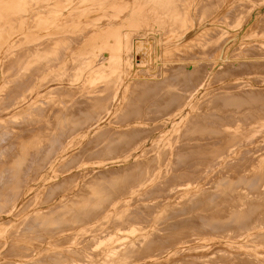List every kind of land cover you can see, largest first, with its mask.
<instances>
[{"label": "rangeland", "instance_id": "rangeland-1", "mask_svg": "<svg viewBox=\"0 0 264 264\" xmlns=\"http://www.w3.org/2000/svg\"><path fill=\"white\" fill-rule=\"evenodd\" d=\"M32 1V0H31ZM115 1V0H114ZM123 1V2H122ZM119 0V1H117V2H119V3H117L116 1L115 2H113V4H112V11L113 12H115V14H116V11L115 10H117V8H118V14H116L117 16H118V19H123L124 18V16L126 15H128L129 13H132L133 12V10H138L139 9V5H140V1L139 0H131V2H130V0ZM130 3H129V2ZM133 1H134V3H133ZM213 1V2H212ZM263 3H262V2ZM136 2V3H135ZM137 2H139V3H137ZM184 2V3H183ZM183 2L181 3L182 5H181V10H180V14H182L183 15V17L180 15V18H183L182 20L180 19V18H178L179 19V24H178V20H175L176 21V25H175V21H173L172 22V24L173 25H171L172 26V28L170 29V27L171 26H167V27H165L163 30H162V32H161V39H162V41L163 40H165V41H163L162 43H163V51L161 52V54H160V59H161V71L160 72H158V74H157V72H151V71H149V73L148 72H146L147 74H140L139 75V77H142V76H144L145 77V79L146 78H148V77H153L154 75V77L153 78H155L154 80H146L147 82H148V84H147V82L145 81V80H133V78H132V80L131 79H129L130 78V75L129 74H127L126 73V75L124 74L125 72H121L120 70H118L117 71V73H115L116 72V69L114 70V68H115V64L113 65V63H115L114 62V58H115V52L112 50V48L115 50V47H119L121 44L120 43H118V42H116V41H114L113 42V44L112 45H110L109 46V48L108 49H111V51L109 50V53L108 54H110L109 56L111 57V55L113 56V58H111L110 60L108 59V61H107V63L109 64L110 63V65H107V67L105 68V69H107V71H105V69H99L98 71H95V70H91L90 68H88V66L90 65V60H89V52H87V51H83L81 48H82V46H83V44L84 43H86V39H88V36L90 37V33H92V32H90V31H92V29L91 28H87V29H89V30H87V29H83L81 32H79V33H76V34H73L70 38L71 39H69V41H67V43L66 44H63V48H65V50H67L68 48V46H70V44H71V46L69 47L70 49V51H71V49L73 48H75V47H77V46H79L78 47V49L76 48V49H72V51H73V53H72V51L71 52H69V51H67V53L66 54H68V56H69V61H72L71 62V64H68V63H70L69 61H68V59H67V61H68V63H67V61H66V67H65V69H66V71H67V67L70 65V67H68L69 69V71L68 72H63L62 73V76L63 77H66V78H62L61 76H60V80L62 81V82H64V79H66L67 81H65L64 83H63V88H62V90H61V93H60V100H59V102H61L62 104L65 102V104L66 105H68V106H66V105H62L61 103L59 104L60 105V108H64L65 106L67 107V108H65V109H68L69 108V113H73V114H78L79 112H76L75 113V111H78V107H79V111H83V113L82 112H80L81 113V115L83 116L84 115V118L86 119L85 121H88V120H90V122L92 121V120H94L95 118H96V120H94V122H96L98 119H103V117H104V115H105V117L106 116H108V114L110 113L111 114V118L109 117H107V119H105V120H103L104 122H108V127L106 126L104 129H103V131H101V132H98V133H95V136H93L94 134H92L90 137H88V138H80V137H74V138H72V139H70V138H68V130L70 129V128H72V125H70L69 126V129H67L66 127H65V125H63V126H56V124L54 123V121H47V123L45 122V121H40L41 119H40V117H38V114H39V112H41V109H42V107H46L48 104H50V103H54V102H56V101H54L52 98H53V96H48V97H52L51 99L53 100H50V99H48V97L45 95V96H40V98L38 97L37 99H36V101H34L33 102V104H31V105H28V110H27V113L25 112L26 110H23V112L22 113H25V115L27 116V118L26 119H24V118H16V119H2V120H0V142L2 143H0V158L2 157V155H3V157L0 159V164H1V166H0V170H2V171H0V178H3V179H0V187L2 186V188L0 189V196H1V194H3V196L2 197H0L1 199H3L2 200V202H1V200H0V264H65L68 260L67 259H69V261L66 263V264H147V262L148 263H150L151 261V263L152 264H158V262H159V264H164L165 262V264H182V262H183V264H236V262L235 261H237V264L239 263H241V264H264V238H262V237H264V235H262L261 234V231L260 230H264V215H262V214H264L263 212H264V210L263 211H258L257 213H256V215L257 216H254V218H252V220L251 221H253L252 222V226L250 227V225H251V221L249 222V223H247V225H245L244 227L245 228H243V227H241L242 228V231H241V229H238L237 228V230L236 229H234V233H232V230L233 229H231V231L230 230H227V232L226 231H224V232H217V234H216V232H212V231H210L209 229H207V228H204V224H202V223H204L203 222V218H204V216H205V214H206V212H204V211H206V209L207 210H209V208H210V211H217V210H220V214H221V211L223 210V211H230V210H232V209H236L235 211H237V209H239L243 204L245 205V200H247V198H251V197H254V195H252L253 193L255 194V193H259L260 191H261V194L263 193V191H264V184L263 185H260V186H256V188L254 187V189L255 190H258L259 192H257V191H255L254 192V190L252 191V189H253V187H251L250 185V187H248V185H247V187L245 188V184H244V187L242 186V184H239L240 182H236V180H235V178L236 177H238V179H239V177L241 176V175H246L245 173L248 171L247 169L248 168H251L250 170L251 171H255L256 169H255V167H257V166H254V164H256V162L255 161H258L257 163H259V160L260 161H262L263 159L262 158H260V157H262L263 155H264V152L262 153V151H264V149L263 150H261L262 148H264V128L262 129V127H260L259 125H261V122H259L260 124H257V122L256 121H262V126L264 125V121L263 120H260L261 118H259V120H258V117L257 116H254V115H258L257 114V112H259V111H261V112H259V114H261L262 115V111H263V114H264V107H262V106H264V104H261V103H264V93H261V92H264L263 91V89H264V83H262V80H263V82H264V60H262V58L264 59V46H262V45H260L256 40H255V38L256 39H258L257 37H252V38H250L251 39V41L250 42H245V43H241L242 42V39L241 38H239V39H235L237 36L236 35H239L240 33H241V28H239V27H232L231 26V24L233 25V20H234V25L238 22V21H241V19L242 20H245V19H247L246 17L247 16H249L250 14L251 15H253V13L254 12H256V11H258V10H262L261 11V14H263L262 15V17H259V16H256V18L258 19V17L261 19L262 18V20H258L257 22H256V24L252 27V29H250V31H252V34L254 35L255 33L257 34V35H259L260 36V34H261V36H263V34H264V29H263V27H264V7H261V6H264V1L263 0H244V1H241L242 2V4H243V2H244V4L243 5H241V3H239L240 2V0H236V2L234 3V5L232 6V5H229V6H227L226 8L227 9H229V8H231V10H228L227 11V9L225 8V6H226V1H223V0H183ZM194 2V3H193ZM218 2V4H219V6H221V7H218L217 5L218 4H215V3H217ZM227 2L229 3V0H227ZM32 3H34V4H32V6H36L37 5V8H38V0L36 1V0H34V1H32ZM120 3H121V6H119L120 5ZM123 3V4H122ZM224 3V5H222ZM246 3V4H245ZM118 5V6H114V5ZM130 4H131V8L129 9V7H130ZM186 6H185V5ZM206 4V5H205ZM237 4V5H236ZM126 5H128V8L126 7ZM133 5H135V6H133ZM137 5V6H136ZM183 5H184V7H183ZM188 5V6H187ZM198 5V6H197ZM208 5V6H207ZM236 5V6H235ZM239 5H241V7H243V8H241ZM244 5H246V7L244 6ZM261 5V6H260ZM238 6V7H237ZM258 6V7H257ZM115 9H114V8ZM124 7H125V10H123L124 9ZM216 7V8H215ZM235 7H237V8H235ZM241 8V10H239V11H242V12H238L237 10L238 9H240ZM256 7V8H255ZM36 8V11L38 10ZM197 8H199V9H197ZM202 8V9H201ZM210 8V9H209ZM234 8V9H233ZM244 8H246V10L244 9ZM261 8H263V9H261ZM122 9V11H120V10ZM127 9L129 10L128 12H127ZM132 9V10H131ZM184 9V10H183ZM196 9L198 10V11H196ZM214 9H217V10H219V9H222V10H220L218 13L217 12H215V11H213ZM130 10L132 11V12H130ZM200 10V11H199ZM236 10V11H235ZM248 10V11H247ZM196 11V12H195ZM208 11V12H207ZM228 13H227V12ZM231 11V12H230ZM234 12V14H233V12ZM122 12V13H121ZM215 13V21H213V23L209 26V29H207V28H205L204 30H200L199 32H202V33H200V34H197V35H195V36H193V37H191V38H189V40L187 41V42H182V43H180V44H177L176 43V41H177V38L179 39L181 36H183V35H185L191 28H192V24H193V19L191 18V16L192 15H196V14H198V13H201L200 15H201V17H202V19H203V21L201 22V23H203V22H205V20H208L209 18H210V16L211 15H214V13ZM237 12V13H236ZM246 14H245V13ZM123 14V15H120V14ZM128 13V14H127ZM208 13H209V15H208ZM226 13V14H225ZM229 13H231V14H233V17H232V15L231 14H229ZM236 13V14H235ZM242 13V14H241ZM245 16H244V15ZM217 15V16H216ZM219 15H220V17H219ZM239 15H241V17L239 16ZM126 16H125V18H126ZM190 16V17H189ZM209 16V17H208ZM232 17V18H234V19H232V21H231V18L230 17ZM239 16V17H238ZM179 17V16H178ZM208 17V18H207ZM227 17H229V18H227ZM188 18V19H187ZM190 18V19H189ZM195 18H196V16H195ZM222 18V19H221ZM236 18H238V19H236ZM227 19H228V21H227ZM235 21H236V23H235ZM232 22V23H231ZM262 22V23H261ZM198 24V23H197ZM175 25V26H174ZM187 25V26H186ZM218 25V26H217ZM189 26V27H188ZM146 27H148V26H142V28L141 29H144V28H146ZM173 27H176V28H173ZM186 27V28H185ZM222 27H223V29H222ZM183 28V29H182ZM216 30H215V29ZM219 30H218V29ZM171 30V32H170V34H169V31ZM214 29V30H213ZM260 29V30H259ZM122 30H124V31H127V32H129V31H134V30H140L139 28H137V27H131V26H128V25H125V24H123L122 25ZM169 30V31H168ZM221 30V31H220ZM227 30V31H226ZM256 30V31H255ZM88 32V33H86L85 34V32ZM183 31V32H182ZM215 31H216V34H215ZM255 31V32H254ZM259 31V32H258ZM169 34L170 36H168L167 34ZM175 32V33H174ZM180 32V33H179ZM183 34H182V33ZM208 32V33H207ZM231 32V33H230ZM83 35H82V34ZM164 33V34H163ZM204 33H205V35H204ZM251 33V32H250ZM80 34V35H79ZM88 34V35H87ZM207 34V35H206ZM210 34V35H209ZM75 35V36H74ZM78 37H77V36ZM81 35L82 36H85V37H82V39H81ZM165 37V38H163V36ZM167 35V36H166ZM203 35V36H202ZM80 36V37H79ZM236 36V37H235ZM78 39H77V38ZM139 37V36H138ZM167 37V38H166ZM201 37H203V38H201ZM214 37H215V39H214ZM76 38V40L78 41H76V40H74ZM137 38V37H136ZM73 39V40H72ZM79 39H81V40H79ZM202 39H203V41H202ZM214 39V40H213ZM234 39V40H233ZM72 40V41H71ZM196 40H197V42H196ZM224 40V41H223ZM232 40V41H231ZM84 41V42H83ZM118 41H121V39H119ZM200 41V42H199ZM202 41V42H201ZM206 41V42H205ZM237 41V42H236ZM76 42V43H75ZM205 42V43H204ZM208 42V43H207ZM210 42V43H209ZM231 42V43H230ZM68 43H69V45H68ZM75 43V44H74ZM81 43H83V44H81ZM200 43H201V46H200ZM202 43H204L205 45L203 46V44ZM230 43V44H229ZM250 43V44H249ZM82 46H81V45ZM114 44H115V46H114ZM120 44V45H119ZM72 45H73V47H72ZM116 45H119V46H116ZM195 45V46H194ZM196 45H197V47H196ZM227 45V46H226ZM251 45V46H250ZM111 46H113V47H111ZM190 46H193V47H190ZM224 46H226L225 48V52H224V54L226 55V56H223L224 57V59L225 60H227V59H229V58H233L232 60H228L227 61V63H225V65L223 66V70L221 69V70H218V71H213V68H211V67H214L215 66V62L217 61V60H220L221 59V55H220V53H221V51L223 50V48H224ZM72 47V48H71ZM195 47H196V49H195ZM200 47V48H199ZM223 47V48H222ZM249 47V48H248ZM251 47V48H250ZM255 47V48H254ZM259 47V48H258ZM62 48V49H63ZM195 50H194V49ZM203 48V49H202ZM221 48H222V50H221ZM240 48V49H239ZM248 48V49H247ZM254 48V49H253ZM35 49H37V50H35ZM200 49V50H199ZM239 49V50H238ZM258 49V50H257ZM34 51H33V53L36 55L37 54V52L39 51L40 52V54H39V52H38V54H37V56H38V60H36L35 62H34V64L31 66V70H30V68H29V71H30V73H34L35 72V70H36V68H37V70L39 69V68H41V67H43V63H42V61H41V51H40V48L39 47H35L34 49H33ZM64 50V49H63ZM65 50H64V52H65ZM83 51V53H82V51ZM186 50H188V51H186ZM193 50H194V52H193ZM229 50H230V52H229ZM237 50V51H236ZM261 50V51H260ZM180 51H182V52H180ZM187 52V55L185 56H181V54H184V53H186ZM195 51H196V53H195ZM200 51V52H199ZM216 51V52H215ZM63 52V51H62ZM69 52V53H68ZM79 53V54H75V53ZM192 52V53H191ZM199 52V53H198ZM202 52V53H201ZM204 52V53H203ZM244 52H245V54H244ZM70 53H72V54H70ZM86 53H88V55L86 54ZM194 53H195V55H194ZM202 54L200 57H197L198 56V54ZM257 53H259V54H257ZM172 54V55H171ZM197 54V55H196ZM209 54V55H208ZM34 55V56H35ZM174 55V56H173ZM177 55H179L180 56V59H179V56H177ZM191 56V58H190V56ZM193 55H194V58H193ZM204 55V56H203ZM208 57H207V56ZM249 57H248V56ZM76 56V57H75ZM78 56V57H77ZM204 58H203V57ZM72 57V58H71ZM74 57V58H73ZM88 57V58H87ZM206 57V58H205ZM222 57V58H223ZM36 59H37V57H35ZM78 58H79V60H78ZM85 58H87L85 61L83 60V59H85ZM98 58V57H97ZM96 58V59H97ZM172 58V59H171ZM177 58V59H176ZM202 58H203V60H202ZM220 58V59H219ZM240 58V59H239ZM244 58V59H243ZM248 58V59H247ZM260 58V59H259ZM6 59H9V60H7L6 62H10L11 60H10V58L8 57V58H6ZM72 59V60H71ZM166 59V60H165ZM177 61H176V60ZM179 59V60H178ZM186 59H188V60H190V61H188V62H192V61H200V62H202V66H201V69H202V67H204L201 71H202V73H201V76H200V73L198 74V75H195V77H192V78H194V79H192V80H189L188 82H187V84H185V82L187 81V80H185L184 81V79L183 78H181L180 76H177V75H175L174 74V72L173 73H171L170 71L171 70H169L168 69V67L171 69V68H174V66L177 64V63H183L184 61H187ZM205 59V60H204ZM209 60V62H208V60ZM224 59H222V60H224ZM241 59H243V60H241ZM247 59V60H246ZM257 59V60H256ZM78 60V61H77ZM81 60H83V61H81ZM87 60H89V61H87ZM184 60V61H183ZM216 60V61H215ZM39 61V63H36V62H38ZM77 61V62H76ZM79 61H81L80 63L81 64H79ZM87 61V65L86 64H83V62H86ZM111 61V62H110ZM212 61V62H211ZM256 61H258V62H256ZM173 62H174V64H173ZM206 62V63H205ZM240 62V63H239ZM241 62H243L246 66H244V64L243 63H241ZM245 62H250V63H245ZM253 62H255V63H253ZM261 62V63H260ZM78 63V64H77ZM171 63V64H170ZM211 63H213V65L211 66L210 64ZM231 63V64H230ZM253 64V66H250V64ZM3 65H5V61H3V63H2ZM9 64H11V62L9 63ZM42 64V65H41ZM74 64V65H73ZM167 64V65H166ZM168 64H169V66H168ZM207 64H209V65H207ZM230 64V65H229ZM242 64V65H241ZM249 64V65H248ZM251 64V65H252ZM259 64V65H258ZM263 64V65H262ZM36 65H38L36 68H34L33 66H36ZM40 65H41V67H40ZM81 65L83 66V67H81ZM86 67H85V66ZM209 66L208 68L209 69H207V66ZM227 65H229V66H231V67H229L228 66V68H227ZM234 65V66H233ZM235 65H236V67H235ZM238 65H239V67H238ZM240 65L242 66V68L240 67ZM247 65H248V67H247ZM6 67H7V64L5 65ZM4 66V67H5ZM9 66L10 65H8V67L6 68H4V70H2V72H7L9 75H10V70H11V68H12V66H10V68H9ZM71 66H73V68L71 67ZM75 66H76V68H75ZM78 66V67H77ZM113 66V67H112ZM168 66V67H167ZM226 66V67H225ZM33 67V68H32ZM85 67V68H84ZM110 67V68H109ZM225 67V68H224ZM237 68V69H235V68ZM246 67V69H244V68ZM252 67V68H251ZM8 68H9V71H7L8 70ZM79 68V69H78ZM80 68H83V69H81L82 71H84V73L82 72V71H80ZM163 68H164V70H163ZM233 68V69H232ZM259 68V69H258ZM73 69H77V70H73ZM112 69V70H111ZM169 70L167 73H169V74H167V75H169V78L168 77H166L165 75H166V72H165V70ZM211 69V70H210ZM227 69V70H226ZM231 69V73H230V70ZM239 69H240V71H239ZM251 69V70H250ZM254 69V70H253ZM36 70V75H35V73L32 75V74H30V73H28V76L29 75H31V76H29V77H32L33 79H34V77L35 76H38V77H40L39 79H40V81H41V76L40 75H42V74H40L39 75V73L38 72H40V71H37ZM39 70H42V69H39ZM74 72H73V71ZM88 70H89V74H88ZM102 70V71H101ZM109 70V71H108ZM205 71V73H204V71ZM208 70V71H207ZM235 70V74H233L234 71ZM245 70V71H244ZM248 70V71H247ZM255 70H256V72H255ZM28 71V72H29ZM32 71V72H31ZM76 71H78V73L76 72ZM87 72V74H86V72ZM92 71V72H91ZM94 71V72H93ZM105 71V72H104ZM114 73H112V72ZM120 71V72H119ZM163 71V72H162ZM209 71H210V73H209ZM227 71H228V73H227ZM80 72V73H79ZM83 73V75H81L82 73ZM109 72V73H108ZM164 72H165V74H164ZM221 74H220V73ZM224 72H226V73H224ZM246 72V73H245ZM3 73V74H4ZM41 73V72H40ZM76 73H77V75H76ZM145 73V72H144ZM160 73H163V74H160ZM209 73V74H208ZM215 73V74H214ZM224 73V74H223ZM238 73V74H237ZM251 73H252V75H251ZM262 73V74H261ZM64 74V75H63ZM85 74V75H84ZM93 74V75H92ZM101 75V77H100V75ZM113 74V75H112ZM123 74V76H121ZM149 74V75H148ZM154 74V75H153ZM203 74H205V75H203ZM240 74V75H239ZM250 74V75H249ZM256 74V75H255ZM4 75H5V77H4ZM3 75V77H4V85H5V88L6 87H9V88H7L8 89V91L10 92V90H11V86H10V84H7L8 83V81H9V78H7V74L5 73ZM7 75V76H6ZM67 75V76H66ZM72 75V76H71ZM87 75H88V78H86L87 77ZM110 75H112V76H110ZM147 75V76H146ZM152 75V76H151ZM160 75V76H159ZM213 75V76H212ZM216 75H218V76H216ZM221 75V76H220ZM223 75H226L225 77L226 78H224V76ZM231 75L233 76L232 78H231ZM247 75V76H246ZM261 75V76H260ZM27 76V80H26V83H27V85H26V87L23 89V90H19V93L18 94H21V91H27L28 89L27 88H30V89H32L31 87H33V89L35 90L36 89V91H39L40 90V87L42 86L41 84H42V82H40L39 81V79H38V81H37V77H35V81H34V83H36V84H34L33 83V80H32V84H34V86L32 85V84H30L31 82L30 81H28V80H30V79H32V78H29ZM77 76H79V77H77ZM85 76V77H84ZM108 76H110L109 77V79L107 78ZM116 76V77H115ZM229 76H230V78H229ZM254 76V77H253ZM256 76H258V77H256ZM10 77V76H9ZM82 77V78H81ZM90 77V78H89ZM99 77H100V79H99ZM120 77V78H119ZM129 77V78H128ZM162 77V78H161ZM166 77V78H165ZM205 77V78H204ZM222 77V78H221ZM237 77V78H236ZM71 78V79H70ZM74 78H75V80H74ZM78 78H79V80H78ZM80 78H81V80L82 81H84V83H85V80L87 81L85 84L83 83V82H80V85H81V87H80V85H79V82L78 81H80ZM84 78V79H83ZM102 78H103V81H102ZM104 78H105V80H104ZM158 78V79H157ZM195 78H196V82L197 81H199V86H197L198 85V82H197V85H195L196 83H195ZM198 78V79H197ZM224 78V79H223ZM251 80H250V79ZM77 79V80H76ZM90 79V80H89ZM92 79V80H91ZM128 81H127V80ZM157 79V80H156ZM162 79H164V80H162ZM220 79H222L220 82H219V80ZM101 81L100 82V84H99V81ZM112 80V81H111ZM124 80V81H123ZM166 80V81H165ZM224 80V81H223ZM78 83H77V82ZM91 81V82H90ZM94 81H98V82H94ZM114 81V82H113ZM120 81H123V82H120ZM138 82V83H136V82ZM142 83H141V82ZM153 81V82H152ZM160 81H164L163 83L162 82H160ZM183 81V82H182ZM191 81L193 82V83H191ZM201 81V82H200ZM205 82V83H203V82ZM233 81V82H232ZM239 82V83H237V82ZM6 82V83H5ZM28 82H30V83H28ZM38 82H39V85H38ZM67 82H69V83H67ZM75 82V83H74ZM130 82V83H129ZM131 82H133V83H131ZM135 82V83H134ZM140 82V83H139ZM144 82V83H143ZM150 82H152L153 84V86L150 84ZM210 82V83H209ZM214 82H216V83H214ZM226 82V83H225ZM261 82V83H260ZM65 83H66V85H65ZM71 83H73V84H71ZM88 83H90V84H88ZM103 83H105V84H103ZM108 83H109V87L107 86L108 85ZM129 83V84H128ZM154 83H155V87L158 89H155V88H153L154 87ZM162 83V84H161ZM186 85V88H185V85ZM193 84L192 85V87H191V84ZM195 83V84H194ZM203 83V84H202ZM231 83V84H230ZM30 84V85H29ZM97 84V85H96ZM102 84L105 86H102ZM126 84V85H125ZM135 84H138V85H135ZM143 86H142V85ZM170 84V85H169ZM189 84V85H188ZM213 84V85H212ZM227 84V85H226ZM233 84V85H232ZM248 84V85H247ZM259 84H260V86H259ZM261 84H262V86H261ZM8 85V86H7ZM32 85V86H31ZM67 85H69V86H67ZM71 85V86H70ZM76 85V86H75ZM84 85V86H83ZM86 85V86H85ZM92 85V86H91ZM118 85H119V87H118ZM130 85H132V86H135L136 88H138V89H136L137 91L138 90H140V91H143V90H148V89H150L151 90V92H150V90H148V91H146V92H142V93H145L144 95H143V97H142V93L140 92V93H138L137 91H135V89L134 88H131L132 86H130ZM145 85L147 86L146 88H145ZM167 85V86H166ZM173 85V86H172ZM226 86V88H229V89H226L225 87H223V86ZM232 85V86H231ZM235 85V86H234ZM241 85V86H240ZM28 86H31V87H28ZM64 86H65V88H64ZM68 87V89H67V87ZM101 86H102V88H101ZM129 86V87H128ZM139 86L141 87L140 89H139ZM172 86V87H171ZM188 86H190V87H188ZM194 86V87H193ZM196 86V87H195ZM35 87V88H34ZM69 87H70V90H69ZM79 87V88H78ZM87 87V88H86ZM97 87V88H96ZM128 87V88H127ZM142 87H144V88H142ZM150 87V88H149ZM170 87V88H169ZM208 87V88H207ZM217 87V88H216ZM218 87H222V90H220L221 88H218ZM233 87H234V89H233ZM240 87V88H239ZM247 87V88H246ZM261 87V88H260ZM4 88V91H3V94H8L9 92L8 91H6L7 89H5ZM37 88L39 89V90H37ZM83 88V90H81ZM98 88H100V89H98ZM104 88V89H103ZM110 88V89H109ZM117 88V89H116ZM148 88V89H147ZM197 88H200V91H199V94L200 95H198L197 96V100H196V98H194L195 97V94H197ZM230 88H232V91H231V89ZM242 88V89H241ZM258 88V89H257ZM10 89V90H9ZM75 89H77L78 91H76ZM95 89V90H94ZM98 89V90H97ZM128 89V90H127ZM132 89V90H131ZM142 89V90H141ZM162 89V90H161ZM217 89V90H216ZM226 90V91H224V90ZM249 89H250V91H249ZM72 90V91H71ZM101 90V92H99ZM105 90H109L108 92L107 91H105ZM115 90V91H114ZM156 90H157V92H156ZM162 91V92H158V91ZM174 90V91H173ZM189 90V91H188ZM192 90V91H191ZM213 90V91H212ZM220 90V91H219ZM242 90V91H241ZM253 90H255V91H253ZM29 91H31V90H28L27 92H29ZM68 92V93H66V92ZM92 91V92H91ZM96 91V92H95ZM98 91V92H97ZM105 91V93H103ZM134 91H135V94H134ZM153 91V92H152ZM166 91V92H165ZM179 92V93H176V92ZM206 91V92H205ZM219 91V92H218ZM221 91H224V92H221ZM229 91L231 92V94L229 95ZM239 91H240V94H239ZM249 91V92H248ZM12 92V91H11ZM9 93L7 96H5V99H6V97H11V99L13 98L12 96H15V95H13L12 93ZM64 92V93H63ZM77 92V93H76ZM83 92H84V94H83ZM137 92V93H136ZM164 92V93H163ZM173 92V93H172ZM193 92H194V94H193ZM196 92V93H195ZM204 92V93H203ZM221 92V93H220ZM229 95V96H224L223 97V95H225L226 93ZM236 94H235V93ZM242 92V93H241ZM245 92V93H244ZM73 93H74V95L77 97H75L74 95H73ZM87 93V95H85ZM90 93H92V94H90ZM95 93V94H94ZM103 93V94H102ZM111 93V94H110ZM132 93V95H130ZM148 93H153V95L151 94H148ZM167 93V94H166ZM187 93H190L189 95L187 94ZM213 93V94H212ZM252 93V94H251ZM253 93H255V94H257L259 97L260 96H262L263 98H259L257 95H256V98H257V100H259L258 101V104H257V102H256V98H255V94H253ZM3 94H1V97H2V95ZM5 94V95H6ZM11 94H12V96H11ZM15 94H17V93H15ZM17 94V95H18ZM79 94H81V95H79ZM97 94V95H96ZM115 94L116 95H118V96H120V100L121 101H119L118 102V106H117V109H115V111L114 112H111V110H107V112H106V107L107 106H110V105H108L110 102L109 101H111V103L113 104V99H114V97H115ZM139 94V95H138ZM141 94V95H140ZM147 94H148V97H147ZM159 94V95H158ZM162 94V95H161ZM166 94V95H165ZM175 94H178V95H175ZM184 94V95H183ZM192 94V95H191ZM203 94V95H202ZM216 94V95H215ZM218 94V95H217ZM219 94L221 95V97L219 96ZM223 94V95H222ZM234 94V95H233ZM243 96H242V95ZM259 94H262V95H259ZM63 95V96H62ZM66 95H67V97H66ZM96 95V96H95ZM104 95H105V97H104ZM108 95V96H107ZM112 95V96H111ZM137 95L138 96H141L140 97V99H138L137 98ZM161 95V96H160ZM169 96V98H167L168 96ZM205 95V96H204ZM209 95V96H208ZM235 96V95H237V97L238 98H236V96H235V98H236V100H235V98H233V96ZM251 95H253L252 96V98H251ZM4 96V95H3ZM19 96V95H18ZM65 96V97H64ZM71 96V97H70ZM80 96H82L81 98H80ZM84 96V97H83ZM100 96V97H99ZM110 96V97H109ZM145 96V97H144ZM155 96H158V97H155ZM172 96H173V98H172ZM175 96V97H174ZM176 96H178V98H180L179 99V101H177L176 99ZM191 96V97H190ZM199 96H200V98H199ZM232 96V97H231ZM10 97L9 98H7L6 100L4 99V97H3V99L5 100H3V99H1L0 100V106H2V108L0 107V115H2V112H3V114H5V112L7 111V110H9L10 109V107L12 106V104H11V99H10ZM42 97V98H41ZM44 97V98H43ZM47 97V98H46ZM78 97L80 98V99H78ZM89 97V98H88ZM109 97V98H108ZM112 97V98H111ZM126 97V98H125ZM204 97V98H203ZM217 97V98H216ZM225 97H227L226 99H225ZM248 97H250V98H248ZM62 98L64 99V100H62ZM66 98V99H65ZM71 98V99H70ZM72 98H74L73 100H72ZM82 98H85L84 100H85V102H83L82 101ZM91 99V101H92V99H93V101H92V103H91V101L89 100L88 101V99ZM97 98H98V100H97ZM99 98H101V100L99 101ZM106 98H108V100L106 99ZM111 98V99H110ZM132 98V99H131ZM144 98V99H143ZM146 98V99H145ZM156 98V100L154 101V99ZM163 98V99H162ZM167 98V99H166ZM218 98L220 99V102H219V100H218ZM224 98V99H223ZM232 98L234 99V100H232ZM239 98H241V99H239ZM45 99H46V101H45ZM80 101V102H78V100ZM103 99V100H102ZM129 99V100H128ZM135 101H134V100ZM160 99V100H159ZM162 99V100H161ZM174 100L173 102H171L172 100ZM185 99V100H184ZM190 99H191V101H190ZM201 99V100H200ZM203 99V100H202ZM213 99V100H212ZM224 101H223V100ZM230 99V100H229ZM239 100V102H237L238 100ZM253 99V101H251ZM10 100V101H9ZM41 100H43L45 103H46V105L44 106V104L45 103H43V101H41ZM48 100V101H47ZM50 100V101H49ZM68 100V102H70L69 104H68V102H66V101ZM69 100H71V101H69ZM75 100V101H74ZM105 100V101H104ZM130 100H131V102H130ZM139 100H141V101H139ZM145 100V101H144ZM211 100H212V102H211ZM218 100V101H217ZM232 100V101H231ZM240 100H243L244 102H247L246 104H244V102H240ZM261 100V101H260ZM64 101V102H63ZM77 101V102H76ZM88 102V104H86L87 102ZM102 101H104V102H102ZM144 103H143V102ZM162 101V102H161ZM214 101V102H213ZM221 101H223L225 104H226V106H225V104L223 105V102L221 103ZM225 101H228V102H225ZM234 101V102H233ZM8 103V106L6 105V108L7 107H9L10 105V107H9V109L7 108V110L4 108V106L1 104V103H3V104H5V103ZM50 102V103H49ZM74 102H76V103H78V104H80V105H82V106H77L76 105V103H74ZM83 104H82V103ZM96 102V103H95ZM101 102V103H100ZM121 102V103H120ZM128 102V103H127ZM137 103V105H135L134 103ZM148 102H152L153 104H151V103H148ZM161 102V103H160ZM165 102L167 103V102H169L170 104H171V107H170V105L169 104H165ZM178 102V103H177ZM211 104H210V103ZM217 102H219L218 104H216ZM232 102V103H231ZM250 102V103H249ZM259 102H260V104H259ZM53 103H52V105H53ZM89 103H91V104H89ZM96 105H95V104ZM98 103V104H97ZM103 103L105 104V105H103ZM143 103V104H142ZM160 103V104H159ZM175 103V104H174ZM185 103H189V105H187V104H185ZM206 103V104H205ZM210 105H209V104ZM213 103H215V104H213ZM228 103H230V104H228ZM237 103V105H235V104ZM240 103V104H239ZM56 105H54V107L55 106H58L59 107V105H57V103H55ZM86 104V105H85ZM94 104V105H93ZM132 105V107H131V105ZM148 104V105H147ZM150 104V105H149ZM157 104V105H156ZM162 104H165V105H163V107H165L166 109H165V111H164V108H163V111L161 110V106H162ZM203 104V105H202ZM206 105V107H205V105ZM219 104H221L223 107H221V105H219ZM231 104H233V105H231ZM242 104V105H241ZM89 105V106H88ZM96 106V107H98V108H96V107H93V106ZM246 105V106H245ZM258 105V106H257ZM31 106H32V108H31ZM70 106V107H69ZM76 106H77V108H76ZM83 106H85V107H83ZM106 106V107H105ZM134 106H136V107H134ZM154 106H155V108H154ZM160 106V107H159ZM183 106V107H182ZM194 106V107H193ZM197 106V107H196ZM211 106V107H210ZM214 106V107H213ZM236 106V107H235ZM244 106V107H243ZM247 106H248V109H247ZM250 106V107H249ZM253 106V107H252ZM255 106V107H254ZM30 107V108H29ZM36 107H39V108H36ZM75 107V108H74ZM91 110H89L88 108ZM100 107V108H99ZM104 108V109H102V108ZM111 107H112V105L110 106V107H107V109L108 108H110L111 109ZM126 107V108H125ZM131 107V108H130ZM144 107V108H143ZM150 109H149V108ZM168 107V108H167ZM180 107V108H179ZM189 107V108H188ZM202 107V108H201ZM218 107H219V110H215V109H218ZM231 107H233V108H231ZM242 107H243V109H242ZM252 107V108H251ZM261 107H262V109H261ZM34 108H35V111H34ZM70 108H72V109H70ZM83 108H84V110H83ZM92 108H93V111L94 110H96V111H92ZM96 108V109H95ZM125 108V109H124ZM183 108H184V110H183ZM211 108V109H210ZM231 108V109H230ZM241 108V109H240ZM2 109V110H1ZM30 109H32V110H30ZM38 109V110H37ZM98 109H101V110H99V112H97L98 111ZM127 109V110H126ZM135 109V112L133 111ZM138 109V110H137ZM141 109H143V110H141ZM147 109V110H146ZM156 109H158V110H156ZM169 109V110H168ZM173 111H172V110ZM187 109V110H186ZM227 109V110H226ZM233 109V110H232ZM237 109V110H236ZM251 109V110H250ZM72 110V111H71ZM103 110H105V112L103 111ZM121 110H123V111H121ZM146 110V111H145ZM148 110H149V112H148ZM177 110V111H176ZM181 110H183V112H185V114H186V116L187 117H185L183 120H181V119H177V122H175L174 124L173 123H171V121L169 120V119H171V118H173V115L175 116L174 118L176 119L177 117H179L178 115H177V113H179ZM205 110V111H204ZM224 110V111H223ZM232 110V112L230 113V111ZM243 110V111H242ZM247 110V111H246ZM255 110V111H254ZM259 110V111H258ZM38 111V112H37ZM108 111H110V112H108ZM120 111H121V113H120ZM142 111V112H141ZM166 111H169V112H166ZM189 111V112H188ZM212 111H215V116H213V117H210L211 115L210 114H213L214 115V112H212ZM219 111V112H218ZM220 111H222L223 113H221ZM225 111H228L227 113H229V115L228 114H224V112ZM249 111V112H248ZM252 111V112H251ZM253 111H254V113H253ZM32 112H34V113H32ZM88 114V112H90L88 115L90 116V117H85V115H86V113ZM92 112V113H91ZM125 112V113H124ZM129 112V113H128ZM140 112V113H139ZM147 112V113H146ZM156 112H158V113H156ZM162 112V113H161ZM164 112V113H163ZM172 112V113H171ZM203 112V113H202ZM205 112V113H204ZM234 112H236V113H234ZM248 112V113H247ZM37 113V114H36ZM79 113V114H80ZM99 113V114H98ZM115 113V114H114ZM123 113V114H122ZM152 113V114H151ZM191 113H192V115H191ZM193 113L195 114V115H193ZM207 113H208V115H207ZM210 113V114H209ZM250 113V114H249ZM31 114V115H30ZM32 114H33V116H32ZM91 114H93V115H91ZM103 114V115H102ZM109 114V115H110ZM137 114H139V115H137ZM164 115V116H162V115ZM168 114V115H167ZM201 114V115H200ZM219 114H220V116H221V118H220V120H218L217 122H216V120H217V118H219L220 116H219ZM222 114H224V115H222ZM234 114V116L233 117H231L230 118V116H232ZM88 115H86V116H88ZM94 115H100V116H94ZM120 115H122V117H120ZM144 115V116H143ZM148 115H150V116H148ZM207 115V116H206ZM228 115V116H227ZM251 115V116H250ZM29 116V117H28ZM37 116V117H36ZM153 116H154V118H153ZM169 116V117H168ZM189 116V117H188ZM195 116H196V118H195ZM218 116V117H217ZM225 118H224V117ZM239 116V117H238ZM36 117V118H35ZM93 117V118H92ZM95 117V118H94ZM104 117V118H105ZM114 117V118H113ZM128 117V118H127ZM147 117V118H146ZM149 117H152V118H149ZM164 117V118H163ZM192 119H191V118ZM240 117H241V119H240ZM250 117V118H249ZM29 118H31L30 120H29ZM38 118V119H37ZM88 118V119H87ZM117 118H119V120L117 119ZM129 118L130 119H132V120H129ZM145 118V119H144ZM161 118V119H160ZM167 118V119H166ZM200 118V119H199ZM206 118H207V120H206ZM210 118H212V120L210 119ZM213 118H216V119H214L213 120ZM226 118H227V120H226ZM230 120H229V119ZM236 118V119H235ZM243 118V119H242ZM18 119V120H17ZM92 119V120H91ZM100 119V120H101ZM117 119V120H116ZM143 119V120H142ZM160 119V120H159ZM194 119V121H192ZM196 119V120H195ZM197 119H199V120H197ZM246 119V120H245ZM38 120V121H37ZM113 120V121H112ZM115 120V121H114ZM150 120H152V121H150ZM155 120V121H154ZM211 120V124L210 123H206L207 121L209 122ZM224 120V121H223ZM226 120V121H225ZM234 120H236V121H234ZM248 120V121H247ZM14 121H15V124H14ZM20 121V122H19ZM32 121V122H31ZM144 121V122H143ZM188 121H190V122H188ZM205 121V122H204ZM223 121V123H224V125H223V123L222 124H220L221 122ZM230 121H231V123H232V121H233V126L231 125V123H230ZM240 121V122H239ZM41 124H40V123ZM43 122H44V124H46V125H44L43 124ZM50 122H51V124H50ZM113 122H115V123H113ZM120 122V123H119ZM124 122H125V126H124ZM128 122V123H127ZM131 122V123H130ZM192 122V123H191ZM198 122H200V125L202 124H204V125H206V126H208V127H211L212 128V124L215 122V123H218V124H220V125H222V128H226V129H232V127H233V129H234V131H236L237 129V131L236 132H238L239 133V136H241V133H242V130H244L243 131V134H242V136L241 137H243V138H241L242 140H241V142H240V144L239 145H237L238 143L236 142V145L234 146L235 147V149H233L234 147H233V145H232V150L234 151V153H233V151L231 150V148H228V149H223V150H226V151H223L222 150V152L220 151V152H218V153H215V154H208V155H210V156H208V157H210L212 160H213V156H218L219 158H221V160L217 157L216 158V161L215 160H211V164L213 165V162L215 161L216 162V164H215V166L213 165V167H212V165H211V167H209L208 165H205L206 167H204V166H201V165H203V164H201V162L203 161V162H206V163H208V164H210L209 162V158H207V156L205 155L206 153H208V152H210V148H212V147H215L214 145L215 144H217L216 146H219V144L221 143V142H218L217 143V138H218V140H219V138L220 137H218V135H209V134H205V136H207L208 137V140H207V137H206V139H204L205 138V136H197V138H196V133L195 132H193V134H192V130H196L195 129V127H196V125L195 124H197ZM202 122V123H201ZM246 122V124H244ZM255 122V123H254ZM9 123V124H8ZM10 123H11V125H10ZM31 125H30V124ZM32 123L34 124V125H32ZM52 123L53 124H55V126H56V129H55V127L54 126H52ZM113 123V124H112ZM122 123V124H121ZM135 123V124H134ZM140 123V124H139ZM193 124V125H195V127L194 126H192L191 124ZM195 123V124H194ZM214 123V124H215ZM230 125H229V124ZM243 123V124H242ZM250 123V124H249ZM252 123V124H251ZM256 125H254V124ZM3 124V125H2ZM19 124H21L22 126L20 127V125ZM36 124V125H35ZM51 125V127L53 128V129H50L51 127H50V125ZM131 124H133V125H131ZM138 124V125H137ZM207 124H209V125H207ZM213 124V125H214ZM218 124H216L215 126H214V128H216L217 127V125ZM235 124V125H234ZM17 125V126H16ZM24 125V126H23ZM28 125V126H27ZM48 125V126H47ZM111 125V126H110ZM117 127H116V126ZM122 125H123V127H122ZM147 125V126H146ZM149 125V126H148ZM181 125V126H180ZM202 125H201V127H202ZM226 125V126H225ZM229 125V126H228ZM249 125V126H248ZM251 125H254V126H252L251 128H250V126ZM257 125H258V127L259 128H257ZM21 128H19V127ZM27 126V127H26ZM45 126V127H44ZM47 126V127H46ZM110 126V127H109ZM225 126V127H224ZM228 126V127H227ZM231 126V127H230ZM248 126V127H247ZM31 127V128H30ZM42 127H44L43 129H41ZM49 127V128H48ZM115 128V129H113V128ZM120 127H121V129L123 130V132L121 131V129H120ZM126 129H125V128ZM131 127V128H130ZM142 127H144V128H142ZM150 127V128H149ZM160 127V128H159ZM186 127V128H185ZM190 127H192V128H190ZM241 129H240V128ZM245 127V128H244ZM257 129H259V130H257ZM264 127V126H263ZM6 128H7V130H6ZM19 128V129H18ZM32 128H33V130H32ZM38 128V129H37ZM65 128V129H64ZM81 127H79V129H80ZM108 128H110V130H108ZM119 128V129H118ZM134 128V129H133ZM147 128V129H146ZM155 128V129H154ZM237 128V129H236ZM243 128V129H242ZM253 128V129H252ZM257 130V131H259L260 132V134H258L259 132H257L255 129ZM3 129V130H2ZM16 129V130H15ZM37 129V130H36ZM39 129H41L42 131H40ZM45 129V130H44ZM47 129V130H46ZM60 131H59V130ZM63 129V130H62ZM105 129H107L108 130V132H107V130H105ZM117 129V130H116ZM129 129H130V131H132V129L133 130H137V131H135V132H128L129 131ZM151 129V130H150ZM169 129V130H168ZM192 129V130H191ZM199 129H201L200 127H199ZM250 131V129H251V131L249 132L248 130ZM24 130L26 131V132H24ZM27 130H28V132H27ZM30 130V131H29ZM32 130V131H31ZM36 130V131H35ZM106 132H105V131ZM119 130L121 131L120 133H119ZM128 130V131H127ZM142 130H143V132H142ZM190 130H191V134H192V136H191V134L189 133L190 132ZM239 130L241 131V132H239ZM253 130V131H252ZM261 130H262V132H261ZM4 131V132H3ZM9 131V132H8ZM19 131V132H18ZM21 131V132H20ZM38 131V132H37ZM45 131V132H44ZM55 131H57V132H59V134L56 132L55 133ZM139 131V132H138ZM178 131V132H177ZM183 131V132H182ZM185 131V132H184ZM256 131V132H255ZM10 132H12V133H10ZM40 132H41V134H40ZM46 132H47V134H46ZM52 132V133H51ZM60 132H62V133H60ZM126 132H128L129 134H131V136H133V137H128L129 136V134L128 133H126ZM141 132V133H140ZM249 132V133H248ZM3 133V134H2ZM16 133V134H15ZM30 133V134H29ZM33 133V134H32ZM34 133H37L36 135L34 134ZM49 133L51 134V135H49ZM104 133V134H103ZM110 133H111V135H110ZM119 133V134H118ZM127 134L128 136H126V137H128V138H131V140L132 141H130V139H128L126 142H125V140L126 139H124V138H126V137H124L123 138V136H125L124 134ZM145 135H144V134ZM150 133V134H149ZM183 133V134H182ZM245 133V134H244ZM251 133H253V135H251ZM2 134V135H1ZM10 134V135H9ZM25 134V135H24ZM29 134V135H28ZM40 134V135H39ZM54 134H56V135H54ZM101 134V135H100ZM106 134V135H105ZM123 135L122 136V138L124 139L123 140V142H121L122 141V138H121V136L120 135ZM199 135H200V133H198ZM246 134H250V136H248V135H246ZM254 134H256L255 136H254ZM258 134V135H257ZM263 134V135H262ZM4 135H5V138H4ZM17 135H18V137H17ZM41 135H43L42 136V138L40 139V137L39 136H41ZM47 137H46V136ZM50 137H49V136ZM99 135V136H98ZM114 135V136H113ZM115 135H117V137H118V139H119V141H118V139H116V136ZM119 135V136H118ZM136 135V136H135ZM144 135V136H143ZM183 135V136H182ZM187 135V136H186ZM260 135V136H259ZM12 136H13V138H12ZM29 136V137H28ZM38 136V137H37ZM54 136H56V137H54ZM65 136V137H64ZM111 136V137H110ZM147 136V137H146ZM177 136V137H176ZM194 136V137H193ZM211 136V137H210ZM216 136H217V138H216ZM227 137H232V134H230L229 133V136H228V134L226 135ZM238 136V137H239ZM253 138H252V137ZM3 137V139H1ZM23 137V138H22ZM32 137H33V139H32ZM60 137H62V138H60ZM66 138L65 139V141H64V138ZM110 137V138H109ZM115 137V138H114ZM134 137H136L135 139H134ZM144 137H146L144 140L142 139V138H144ZM176 137V138H175ZM181 137H183V138H181ZM188 137V138H187ZM199 137V138H198ZM212 137H214V139L216 140H214V139H212ZM11 140H10V139ZM28 138V139H27ZM44 138V139H43ZM55 138H56V140H55ZM109 138V139H108ZM141 140H140V139ZM174 138V139H173ZM192 138V140H190ZM196 140H195V139ZM209 138H211V139H209ZM245 138V139H244ZM257 138H259V139H257ZM260 138H262V142H260L261 141V139ZM7 139V140H6ZM18 139H19V141H18ZM24 139V140H23ZM49 139V140H48ZM121 139V140H120ZM148 139V140H147ZM180 139V140H179ZM182 139H183V141H182ZM198 139H200V142H197L196 143V141H198ZM42 140H44V141H42ZM60 140V141H59ZM70 140H73V142H71L70 144H68V141H70ZM109 140V141H108ZM114 140H115V143L116 144H118V142L120 143V146H119V144H118V146L117 145H115V143H114ZM118 142H117V141ZM138 140V141H137ZM189 140V141H188ZM205 142H204V141ZM210 140V141H209ZM212 140L214 141L213 143H212ZM237 140H240V138H238ZM243 140H247V141H245L244 143H243ZM249 140H251V141H249ZM256 141L255 143L256 144H252V143H254L253 141ZM259 140V144H257L258 141ZM10 141V142H9ZM16 141V142H15ZM20 141H23V142H20ZM25 141H26V144H25ZM31 141H33L31 144H30V142ZM67 141V142H66ZM105 141V142H104ZM108 143H107V142ZM140 141V142H139ZM144 141H145V143H144ZM147 141V142H146ZM181 141H182V143H181ZM185 141V142H184ZM188 141V142H187ZM6 142V143H5ZM13 142H14V144H13ZM27 142H28V144H27ZM103 142V143H102ZM109 142L110 143H112V144H109ZM133 142H134V144H136V145H134L133 144ZM137 142V143H136ZM139 142V143H138ZM175 142V143H174ZM176 142H177V144H176ZM205 143V145L203 146L204 148L205 147H207L206 149H203V147H202V145ZM209 142V143H208ZM216 142V143H215ZM246 142H248L247 144H246ZM4 143V144H3ZM18 143H20L21 145H18ZM23 143V144H22ZM52 143V144H51ZM67 143V144H66ZM105 143H106V145H105ZM123 143H124V145H123ZM129 143H130V145H129ZM141 143H143V144H141ZM161 143V144H160ZM193 143V144H192ZM209 145H207V144ZM212 143V144H211ZM244 144V148L246 149V147L250 150V151H248V149L247 150H245L244 148H242V144ZM25 144V145H24ZM30 144V145H29ZM35 144V145H34ZM40 144V145H39ZM45 144V145H44ZM51 146H49V145ZM55 144V145H54ZM58 144V145H57ZM63 144V145H62ZM113 144H114V146L115 147H117V149L113 146ZM127 144L129 145V146H127ZM160 144V145H159ZM191 144H192V146H191ZM202 144V145H201ZM210 144H211V146H210ZM252 146H251V145ZM12 145V146H11ZM15 145V146H14ZM18 145V146H17ZM39 147H38V146ZM43 145V146H42ZM48 147H47V146ZM53 145V146H52ZM60 145H62V146H64V147H61ZM68 145V146H67ZM91 147H90V146ZM110 145V146H109ZM126 147V149L123 147ZM132 145H133V147H132ZM142 145L143 146H147L146 147V149H145V151L144 152H146V153H143V151H140L141 149V147H142ZM186 145V146H185ZM197 145H198V147H197ZM245 145H246V147H245ZM258 145H261L260 147L258 146ZM10 146V147H9ZM24 146V147H23ZM27 146H28V148H27ZM34 146H36V148H38V150L34 147ZM58 146V147H57ZM70 146V147H69ZM74 146V147H73ZM83 146V147H82ZM89 146V147H88ZM135 146H136V148H135ZM156 146V147H155ZM162 146V147H161ZM237 146H240V147H237ZM257 146V147H256ZM15 147H17V150H16V148ZM18 147H19V149H18ZM34 147V148H33ZM50 147V148H49ZM56 147V148H55ZM78 147V148H77ZM98 147V148H97ZM122 149H121V148ZM158 147V148H157ZM161 147V148H160ZM165 147V148H164ZM176 147V148H175ZM182 149H184V150H182ZM194 147V148H193ZM199 147H202V149L201 148H199ZM5 148H7V149H5ZM25 148V149H24ZM32 148V149H31ZM45 148V149H44ZM51 148H53V149H51ZM59 148H61L62 150L60 151V149ZM67 148V149H66ZM84 148H85V150H84ZM90 148V149H89ZM96 148V149H95ZM113 148V149H112ZM120 148V149H119ZM134 148V149H133ZM137 148H139V149H137ZM155 148V149H154ZM163 148V149H162ZM166 148H167V151H166ZM179 148H180V150H179ZM197 148V149H196ZM236 148H238L237 150H236ZM240 148V149H239ZM255 148V149H254ZM34 149L35 150H37V154H38V152H39V154H40V156H37V154H36V152L34 151ZM50 149V150H49ZM59 149V150H58ZM71 149V150H70ZM78 149V150H77ZM119 149V150H118ZM127 149H128V151H127ZM131 151H130V150ZM132 149H133V152H132ZM154 149V150H153ZM190 149V150H189ZM241 149H243L244 150V152L241 150ZM24 150V151H23ZM28 150H30V151H28ZM48 150V151H47ZM52 150H53V152H52ZM57 151V153H56V155L58 156V155H62L63 157L65 156V158H63L62 157V159H60V160H63L62 162H60V160H59V158L57 159V156H52L53 154H55L54 152H56ZM66 150V151H65ZM89 150H91V151H89ZM114 150V151H113ZM121 150H123L124 152H122ZM148 150V151H147ZM179 150V151H178ZM196 150V151H195ZM202 150V151H201ZM204 150V151H203ZM209 150V151H208ZM235 150H236V154H235ZM259 150H260V152H259ZM9 151V152H8ZM19 151V152H18ZM49 151L51 152L50 153V155H49ZM63 151H65V152H67V153H64ZM82 151V152H81ZM110 153H109V152ZM127 151V152H126ZM137 152L138 151V154H139V156L137 157V161H139V163H137L136 165H131V166H135V168H132V167H129V168H122V171H121V169L120 168H118L119 167V165L122 163V161L126 158V156H128V154L130 155V152L131 153H134V152ZM150 151V152H149ZM158 151H160L161 153H159ZM190 151V152H189ZM200 151V152H199ZM207 151V152H206ZM240 151V153H239V156L241 157H239L238 156V152ZM256 151V152H255ZM4 154H6V155H4ZM6 152V153H5ZM15 152V153H14ZM75 152V153H74ZM108 152V153H107ZM129 152V153H128ZM164 152H166V154L164 153ZM176 152H177V154H176ZM201 152H204V153H201ZM206 152V153H205ZM227 152H229V153H227ZM248 153V154H245L244 155V153ZM251 152V153H250ZM254 152V153H253ZM7 153H9V154H7ZM15 155H14V154ZM26 153H27V155H26ZM32 153H34L33 154V156L31 155ZM46 155H44V154ZM62 153V154H61ZM86 153V154H85ZM105 153V154H104ZM124 153V154H123ZM144 155H143V154ZM149 153H151V154H149ZM155 153V154H154ZM158 153V154H157ZM175 153V154H174ZM190 156V157H188V155ZM192 154V155H190V154ZM200 155H199V154ZM222 153V154H221ZM225 153V154H224ZM227 153V154H226ZM233 155H231V154ZM243 153V154H242ZM43 154V155H42ZM52 154V155H51ZM64 154V155H63ZM76 154V155H75ZM84 154V155H83ZM104 154V155H103ZM111 154V155H110ZM122 154V155H121ZM161 154V155H160ZM174 154V155H173ZM186 154V155H185ZM194 154H196V155H194ZM13 155V156H12ZM17 155V156H16ZM24 155H26V156H24ZM31 156V157H29V156ZM73 157H72V156ZM80 155H83V156H80ZM90 155V156H89ZM123 155H124V157H123ZM143 155V156H142ZM153 155H154V157H153ZM159 155V156H158ZM164 155V156H163ZM176 155H177V157H176ZM182 155V156H181ZM228 156V157H226V156ZM237 156L236 158L234 157V156ZM250 155V156H249ZM258 155H260L259 156V158H257L256 159V157H258ZM5 156V157H4ZM9 156V157H8ZM22 156V157H21ZM24 156V157H23ZM43 156V157H42ZM44 156L46 157V158H44ZM71 156V157H70ZM79 156H80V159H79ZM152 156V157H151ZM176 158H175V157ZM186 156V157H185ZM195 156V157H194ZM199 156V157H198ZM221 156V157H220ZM230 156H232V157H230ZM243 156V157H242ZM16 157V158H15ZM67 157V158H66ZM117 157H118V159H119V161H118V159H117ZM124 159H123V158ZM161 157V158H160ZM164 157H166V158H164ZM167 157H168V159H167ZM192 157H194L193 159H192ZM199 158V159H197V158ZM206 157V159H208V161L206 160V159H204V160H202L203 158H205ZM225 157V158H224ZM239 157V158H238ZM245 157V158H244ZM249 157V158H248ZM253 157V158H252ZM6 158V159H5ZM31 158V159H30ZM35 158V159H34ZM36 158H38V159H36ZM54 158H55V161H54ZM142 158H145V159H143L142 160ZM149 158V159H148ZM179 158H180V160H179ZM196 158V159H195ZM215 158V157H214ZM248 158V159H247ZM251 158V159H250ZM264 158V157H263ZM4 159V160H3ZM10 159V160H9ZM42 159V160H41ZM50 159L52 160L51 161V163H56L57 164V167H56V164L54 165V164H51V163H49L48 161H50ZM57 159V160H56ZM77 159V160H76ZM99 159V160H98ZM109 159V160H108ZM141 159V160H140ZM147 159V160H146ZM158 159V160H157ZM163 159V160H162ZM176 159V160H175ZM187 161H186V160ZM195 159V160H194ZM220 160V162H222V164L219 162V160ZM224 159H226L225 160V162H226V164L224 165V167L226 168V170H224L223 169V164H224ZM241 159V160H240ZM254 159H256V160H254V162H253V160ZM22 160V164H21V167L20 166H17L16 164H18V162L19 161H21ZM27 160V161H26ZM45 160V161H44ZM59 160V161H58ZM69 160V161H68ZM74 160V161H73ZM103 160V161H102ZM149 160V161H148ZM167 160V161H166ZM174 162H173V161ZM177 160L178 161H180L182 164H183V166H176V162H177ZM183 160H185V161H183ZM200 161V163H199V161ZM227 160H229V161H227ZM246 162H245V161ZM250 162L251 160V162H253L254 164H253V166L254 167H252V163L250 162V163H248L247 164V162L248 161ZM14 161V162H13ZM17 163H16V162ZM29 161L31 162V168H30V165L28 166L27 164H29ZM57 161V162H56ZM121 161V162H120ZM152 161H154V163H152ZM163 161H165V165L163 164ZM196 161V162H195ZM242 161V162H241ZM10 164H9V163ZM37 162V163H36ZM41 162H42V164H41ZM48 162V163H47ZM70 162V163H69ZM79 164H78V163ZM142 162V163H141ZM146 162V163H145ZM157 162H158V164H157ZM160 162V163H159ZM172 162V163H171ZM179 162V163H180ZM185 162H187V163H185ZM198 162V163H197ZM202 162V163H203ZM214 162V163H215ZM218 162V163H217ZM231 162V163H230ZM240 162V164H238ZM263 162H264V160H263ZM26 163V164H25ZM32 163H33V165H32ZM112 163V164H111ZM150 165H149V164ZM169 163V164H168ZM171 163V164H170ZM174 163V164H173ZM176 163V164H175ZM190 163V164H189ZM233 163V164H232ZM244 163V164H243ZM2 164H4V165H2ZM9 166H8V165ZM27 165V166H25V165ZM69 164V165H68ZM92 164V165H91ZM139 164V165H138ZM143 164V165H142ZM147 164V165H146ZM152 164V165H151ZM161 164H163L165 167H168V165H169V167L171 166V168H167V169H165V170H162V169H164V166H162ZM168 164V165H167ZM186 164V165H185ZM187 164H188V166L190 165V166H192V168H189V167H187ZM195 164V165H194ZM199 164V165H198ZM221 164V165H220ZM229 164V165H228ZM238 164V165H237ZM246 164V165H245ZM13 165V166H12ZM35 165V166H34ZM42 165V166H41ZM49 165V166H48ZM53 165V166H52ZM71 165H73V166H71ZM162 166V167H160V166ZM173 165H174V167H177L176 168V172H175V174L176 175H172V172H173V169H174V167H173ZM199 166V167H197V166ZM220 165V166H219ZM243 165V166H242ZM15 166V167H14ZM25 166V168L23 169V167ZM34 166V167H33ZM48 166V167H47ZM51 166V167H50ZM69 166V167H68ZM76 166V167H75ZM102 166H107V167H117V168H112L111 170H113L112 172L110 171V173H108V172H102L103 173V176H102V173L100 174V175H94V174H92L91 175V173L93 172V171H95L94 169H96V171L99 169V167H102ZM143 166V167H142ZM146 166V167H145ZM157 166H158V169H157ZM186 166V167H185ZM201 166V167H200ZM218 166V167H217ZM232 166V167H231ZM235 166V167H234ZM244 166H248V167H244ZM250 166V167H249ZM7 167H8V169H7ZM10 167V168H9ZM13 167H14V169H13ZM16 167H20V169L19 168H16ZM53 167H55V168H53ZM92 167H93V169H92ZM145 167V168H144ZM148 167V168H147ZM150 167V168H149ZM154 167V168H153ZM182 167H185V168H182ZM215 167V168H214ZM233 168V169H230V168ZM240 168V170H239V168ZM245 169H244V168ZM27 168V169H26ZM28 168H30L29 170L30 171H28ZM34 168V169H33ZM40 168V169H39ZM53 168V169H52ZM68 168V169H67ZM71 168V169H70ZM73 168V169H72ZM79 168V169H78ZM143 168V169H142ZM160 168V169H159ZM173 168V169H172ZM181 168V169H180ZM187 168H189L188 169V171L187 172H189V173H186V170L185 169H187ZM200 168V169H199ZM213 168L215 169V170H213ZM227 168H228V170H227ZM237 168H238V170H237ZM247 168V169H246ZM254 170H253V169ZM258 169L260 168V167H257ZM19 169V170H18ZM50 169V170H49ZM76 169V170H75ZM126 169V170H125ZM131 169V170H130ZM151 169V170H150ZM154 169L156 170V172L157 173H159V175H157V173L154 171ZM170 169H172V171L170 170ZM180 169V170H179ZM182 169H184V171L182 170ZM192 169V170H191ZM198 169V170H197ZM204 171H203V170ZM207 169V170H206ZM210 169H211V171H210ZM234 169H235V171H234ZM14 170V171H13ZM24 170H26V171H24V173L21 175V172H23ZM32 170V171H31ZM39 170V171H38ZM134 172H133V171ZM148 170V171H147ZM153 170V171H152ZM159 170H161V172H159ZM167 170H169V172L171 173V178H170V176L169 175H167L169 172H167ZM182 171L183 173H185L186 175H187V177H186V175L185 174H183L182 172H180L179 173V171ZM196 170H197V172H196ZM201 170V171H200ZM232 170V171H231ZM247 170V171H246ZM4 171V172H3ZM10 171H11V174H10ZM18 171H20V172H18ZM36 171V172H35ZM53 173H52V172ZM60 171H61V173H60ZM88 171V172H87ZM95 171V172H96ZM118 171H120V172H118ZM141 171V172H140ZM146 171V172H145ZM175 171V170H174ZM193 171H194V174H193ZM202 171H203V173H202ZM210 171V172H209ZM215 171V172H214ZM216 171H217V173H216ZM7 172H8V174H7ZM18 172V173H17ZM56 172V173H55ZM64 172V173H63ZM84 172L87 174H84ZM90 172V173H89ZM113 172H114V174H113ZM124 172V173H123ZM153 172V173H152ZM162 172H164L165 173V175H166V177L168 178V176H169V178H168V182H167V178L165 177V175H164V173H162ZM177 172H178V174H177ZM215 174H214V173ZM224 172V173H223ZM227 172V173H226ZM232 172H235L234 174H235V176H234V174L232 173ZM12 173H14V174H12ZM20 173V174H19ZM26 173V174H25ZM32 173V174H31ZM36 173V174H35ZM39 173V174H38ZM75 173V174H74ZM79 173H81V174H79ZM89 173V174H88ZM112 173V174H111ZM126 173V174H125ZM133 173V174H132ZM149 173H151V174H149ZM156 173V174H155ZM169 173V174H170ZM174 173V172H173ZM198 173H200V174H198ZM213 173V174H212ZM221 173H223V174H221ZM229 173V174H228ZM17 174V175H16ZM28 174V175H27ZM73 174V175H72ZM76 174H78V175H76ZM125 174V175H129V176H131V179L134 181V184H133V181L131 180L130 181V179H128L129 178V176L127 175L126 177H128V178H125V175H124V179L125 180H122V177H123V175ZM161 174H163V176L161 175ZM191 174V175H190ZM210 174V175H209ZM220 174V175H219ZM226 175L227 176V179L226 178H222V176L223 175ZM237 174V175H236ZM241 174V175H240ZM5 175V176H4ZM9 175V176H8ZM11 175V176H10ZM13 175V176H12ZM27 175V176H26ZM33 177V180H32V177ZM38 175V176H37ZM41 175L43 176L42 178H41ZM48 175V176H47ZM63 175V176H62ZM81 175V176H80ZM86 175V176H85ZM107 177H106V176ZM116 175H118V177L116 176ZM119 175H121V176H119ZM151 175V176H150ZM156 175H157V178L159 177V181L158 180H155V181H153V179H154V177H155V179H157L156 178ZM177 175H179V176H177ZM181 175V176H180ZM184 175V177H186L187 178V180H185L186 178H182L183 180H185V181H182V180H180L179 179V177H182ZM194 175V176H193ZM198 175V176H197ZM209 175V176H208ZM223 176V177H226V176ZM228 175H229V178H228ZM19 176V177H18ZM25 176V177H24ZM40 176V177H39ZM61 176V177H60ZM73 176V177H72ZM79 176V177H78ZM93 176V177H92ZM95 176V177H94ZM98 176V177H97ZM99 176H100V178H99ZM111 176V177H110ZM116 176V178H115V181H116V179H117V181L119 180V177H120V182L118 181V183H120V185H118V183H117V181L116 182H113L114 180V178H112V177H115ZM141 178H140V177ZM153 176V177H152ZM162 176V178H160ZM173 176L175 177V179H173ZM12 177V178H11ZM13 177H14V179H13ZM16 177H18V178H20V180L19 179H17ZM45 177V178H44ZM81 177V179H79ZM85 177V178H84ZM87 177V178H86ZM91 177V178H90ZM102 177V178H101ZM103 177H104V179H109V182L107 181V180H104L103 179ZM139 179H138V178ZM144 177H146V178H144ZM151 177V178H150ZM163 177H165V179L163 178ZM176 177H178V179L180 180L179 182H181V183H179V182H177L178 180H177V178ZM196 177V178H195ZM222 179H220V178ZM232 177H234V180H235V182H234V180H232ZM10 178V179H9ZM23 178V180H21ZM25 178V179H24ZM31 179V181H30V179ZM40 178V179H39ZM68 178V179H67ZM76 178V179H75ZM90 178V179H89ZM94 178V179H93ZM98 178H99V180H98ZM111 178V179H110ZM136 178V179H135ZM150 178V179H149ZM201 178H203V179H201ZM210 178H212L211 180H210ZM213 178H214V180H213ZM221 180H219V179ZM231 178V179H230ZM41 179H44V180H42L43 182V184L41 183ZM51 179V180H50ZM91 179H93V180H91ZM95 179H97V181L95 180ZM128 181H127V180ZM144 179H145V181H144ZM195 179V180H194ZM218 179V180H217ZM223 179H225V180H223ZM229 179V180H228ZM237 179V178H236ZM10 180V181H9ZM19 180V181H18ZM40 180V181H39ZM46 180V181H45ZM49 182H48V181ZM67 180V181H66ZM74 182H73V181ZM87 180V181H86ZM112 180V181H111ZM122 180V181H121ZM166 181V182H164V181ZM173 180V181H172ZM176 180V183H178V184H176V183H174V181ZM189 180V181H188ZM228 180V181H227ZM233 181V182H231V184H230V181ZM8 181V182H7ZM13 182V184H12V182ZM24 181H26L25 182V184L24 185H21V184H23V182ZM44 181H45V183H44ZM93 181V182H92ZM98 183V185L97 184H95L96 182ZM130 181V182H129ZM147 181H148V183H147ZM158 181V182H157ZM161 181H162V183H161ZM206 181V182H205ZM214 183H213V182ZM217 181V182H216ZM220 182V184H219V182ZM225 181L226 183V185L225 184H223V182ZM6 182V183H5ZM16 182V183H15ZM19 182V183H18ZM31 182H32V184H31ZM40 182V183H39ZM48 182V183H47ZM61 184H60V183ZM69 182H70V185H68L69 184ZM82 182V183H81ZM102 182V183H101ZM109 184V185H114V188L112 187H109V186H107V184ZM111 182H113V183H111ZM124 182L126 183L127 182V184H125V186H124ZM145 182V183H144ZM152 182V183H151ZM170 182V183H169ZM184 182V183H183ZM211 182V183H210ZM216 182V183H215ZM15 183V184H14ZM90 183H92V184H90ZM99 183H101V184H99ZM115 183H117V185L115 184ZM172 183H174V185L172 184ZM200 183V184H199ZM205 183H206V186H207V184H208V187H206L205 186ZM218 183V184H217ZM222 183V184H221ZM228 183V184H227ZM232 183H233V185H232ZM234 183L235 184H238V185H234ZM4 184H5V186H4ZM60 184V185H59ZM64 184H66L65 186H64ZM90 185V189H87L88 187H89V185ZM104 184V185H103ZM122 184H123V186H122ZM144 184V186H142ZM151 184V185H150ZM155 184H157L156 186H155ZM170 184V187L168 186ZM14 185V186H13ZM28 185H29V187H28ZM77 185V186H76ZM84 185V186H83ZM87 185V186H86ZM131 185V186H130ZM154 185V186H153ZM161 185V186H160ZM177 185V186H176ZM184 185V186H183ZM186 185H188L189 187H187ZM190 185H192V186H190ZM220 185H221V187H220ZM229 185V186H228ZM55 186V187H54ZM62 186V187H61ZM73 186V187H72ZM82 186V187H81ZM94 186V188H95V186H96V188L94 189H92V187ZM97 186L98 187H100L101 189V191L102 192H107L108 194H113V196L111 197V199L109 198V196H111V194L108 196V195H106L107 193H103L102 194V192H101V194L99 193V192H96V196H94L93 197V195H95V194H93V193H95V191H97L98 190V188H97ZM103 186H106V188L105 189H102V187ZM127 186V187H126ZM129 186V187H128ZM180 187V189H179V187ZM187 188H186V187ZM218 186L220 187V190L221 189H223V191L221 192L220 190H219V188H218ZM224 186V187H223ZM231 186H235L234 188L233 187H231ZM237 186H238V188H237ZM262 186V187H261ZM31 187V188H30ZM54 187V188H53ZM121 187H123L122 188V190H121ZM145 187V188H144ZM158 189H157V188ZM161 187V188H160ZM167 187H169V188H167ZM199 187V188H198ZM210 187V188H209ZM213 187H215V190H213L214 188ZM231 187V188H230ZM240 187V188H239ZM13 189L12 191H11V189ZM22 188H23V191H22ZM28 188H30L31 190H28ZM32 188H34L33 190H32ZM48 188V189H47ZM60 188V189H59ZM74 188V189H73ZM82 188H83V190H82ZM104 188V187H103ZM110 189V190H115V194H114V192L113 191H110V190H108L107 191V189ZM133 188V189H132ZM165 188H167V189H165ZM171 188V189H170ZM203 188V189H202ZM213 188V189H212ZM218 188V189H217ZM224 188H225V191H224ZM227 188V189H226ZM229 188V189H228ZM249 189L248 190V192L250 191V194L249 193H247V192H245L246 190L245 189ZM260 188V189H259ZM21 189V191H22V193H20L21 191H19V190ZM26 189V190H25ZM54 189V190H53ZM70 191H69V190ZM126 189V190H125ZM132 189V190H131ZM143 189V190H142ZM152 189H154V190H152ZM179 189V190H178ZM205 189V190H204ZM242 189V190H241ZM245 191H244V190ZM262 189V190H261ZM1 190H2V192H1ZM28 190V191H27ZM62 190H63V192H62ZM88 190H89V192H88ZM92 190H94V191H92ZM99 190V191H100ZM161 190V191H160ZM169 190V191H168ZM181 190H183V191H181ZM191 190V191H190ZM194 190V191H193ZM198 190V191H197ZM201 190V191H200ZM212 190V191H211ZM217 190V191H216ZM219 190V191H218ZM234 190V191H233ZM7 193H6V192ZM10 191V192H9ZM59 191V192H58ZM64 191H66V192H64ZM83 191V192H82ZM109 191H110V193H109ZM117 191V192H116ZM122 191V192H121ZM134 191V192H133ZM137 193H136V192ZM142 191V192H141ZM151 191V192H150ZM160 193V195H159V193ZM164 191V192H163ZM177 191V192H176ZM186 191V192H185ZM190 191V192H189ZM207 191H210V192H212V193H208ZM228 191H230V193L231 194H236L237 196H240V197H237L236 195L234 196V195H231V198H229V201L228 200H226L225 199V196H223L224 195V193L225 194H228L229 192ZM233 191V192H232ZM251 191H252V194H251ZM9 192V193H8ZM12 192V193H11ZM18 192V193H17ZM26 192V193H25ZM31 192V193H30ZM73 192V193H72ZM113 192V193H112ZM156 192V193H155ZM162 192V193H161ZM175 192V193H174ZM206 192V193H205ZM215 192V193H214ZM218 192V193H217ZM239 194H237V193ZM244 192V193H243ZM14 193H16V194H14ZM24 193H25V195H24ZM29 193V195H27ZM34 193V194H33ZM63 193H64V195H65V193H67L66 195H65V198L67 199H65V198H60L61 196L63 197L64 195H63ZM72 193V195H70ZM77 193V194H76ZM79 193H82V194H79ZM85 193V195H83ZM88 193V194H87ZM98 193V194H97ZM130 193V194H129ZM133 193H135V194H133ZM158 193V195H156ZM174 193V194H173ZM179 193V194H178ZM196 195H195V194ZM205 193V194H204ZM213 198V199H211V197L208 195V194ZM229 193V194H230ZM242 193V194H241ZM19 194V195H18ZM22 194V195H21ZM46 194V195H45ZM89 194L92 196H90L89 197ZM101 196H100V195ZM120 194V195H119ZM131 194H133V195H131ZM145 194H148V195H145ZM153 196H152V195ZM169 194V195H168ZM178 194V195H177ZM180 194H181V197H180ZM186 194V195H185ZM191 194V195H190ZM201 196H199V195ZM220 194H222V195H220ZM257 194H255V195H257ZM260 194V193H259ZM7 195V196H6ZM14 195V196H13ZM21 195V196H20ZM77 195V196H76ZM88 195V196H87ZM98 195H99V197H98ZM106 195V196H105ZM115 195V196H114ZM119 195V196H118ZM122 195V196H121ZM126 195V196H125ZM138 195H140V196H138ZM162 195H163V197H162ZM185 195V196H184ZM208 196V197H210V198H206V197H203V196ZM217 195V196H216ZM220 195V196H219ZM244 195V197L242 198V196ZM245 195H249V197H247V196H245ZM6 196V197H5ZM17 196H19L20 198H18ZM28 196H30V197H28ZM43 196V197H42ZM69 196V197H68ZM71 196V197H70ZM75 196V197H74ZM79 196V197H78ZM81 196V197H80ZM83 196V197H82ZM87 196V198H89L88 200H89V202L91 203L93 200H97L98 202H96V205L98 206H101V207H103V208H101V207H97V206H95L94 207V203H95V201H93L92 202V204H91V207H90V209H92L91 211H94V212H90V211H88L89 210V205H90V203L89 202H86V203H88V205H86V203H85V201H88V200H83V199H85V197ZM107 198V199H109L108 200V202H106L107 200H104V199H106L105 197ZM108 196V197H107ZM116 196H117V198H116ZM137 196V197H136ZM143 196V197H142ZM150 196V197H149ZM177 196H178V198H177ZM186 196H188V197H186ZM199 196V197H198ZM216 196V197H215ZM234 197V199H233V197ZM5 197V198H4ZM79 198L78 200H80V201H77V198ZM104 197V198H103ZM157 197H158V201H157ZM192 199H191V198ZM194 197H195V199H196V201L194 200ZM199 198V200H197L198 198ZM217 197H218V199H217ZM224 197V198H223ZM236 197V198H235ZM7 198H8V200L9 201H7ZM11 198V199H10ZM18 199L19 200V202H15V201H17V200H14V199ZM24 200H23V199ZM71 198V199H70ZM83 198V199H82ZM86 198V199H87ZM97 198H101L100 200H102V198H103V200H104V202L106 203H104L103 201H100L99 199H97ZM138 198H139V200H140V202H139V200H138ZM141 198H142V200H141ZM149 198L152 200H149ZM188 200H186V199ZM201 198H203L202 200H201ZM204 198H206V199H204ZM220 198H221V200H220ZM227 198V197H226ZM238 198V199H237ZM246 198V199H245ZM5 199V200H4ZM26 199V200H25ZM65 201H64V200ZM128 199H129V201H128ZM146 199V200H145ZM148 199V200H147ZM181 199V200H180ZM189 199L191 200V202L189 201ZM228 199V198H227ZM244 199V200H243ZM10 200L11 201H14V202H10ZM127 200V201H126ZM136 200V201H135ZM162 200H164V201H162ZM194 201V204H192L193 203V201ZM204 200V201H203ZM211 200H213V202L211 201ZM226 200V201H225ZM238 200H240V202L238 201ZM243 200V201H242ZM3 201H5V202H3ZM21 201H23V203L21 202ZM100 201V202H99ZM114 201V202H113ZM144 201V202H143ZM148 201V202H147ZM199 201H201V202H199ZM214 201H216L217 203H215ZM225 201V202H224ZM228 201V202H227ZM231 201V203H229ZM234 201V202H233ZM236 201H238L239 203L237 204V202ZM7 202H9L8 204H7ZM63 202V203H62ZM66 202H68V205L69 206H66ZM70 202V203H69ZM74 202V203H73ZM75 202H76V204L77 205H75L74 207H76V208H74L73 209V205L75 204ZM78 202H81L82 203V205L80 204L79 205V203ZM102 202V204H104V205H100L99 203H101ZM110 202H111V205H112V208L110 207L111 205H110ZM117 202V203H116ZM129 202V203H128ZM162 202V203H161ZM165 202V203H164ZM168 202V203H167ZM169 202H171L170 204H169ZM176 202V203H175ZM180 202V203H179ZM188 203V205H186L187 203ZM199 202V203H198ZM207 202V203H206ZM209 202V203H208ZM219 202V203H218ZM223 202V203H222ZM242 202H243V204H242ZM13 205H11V204ZM14 203V204H13ZM73 203V205H70V204H72ZM98 203V204H97ZM128 203V204H127ZM136 203H138V207H137V204ZM160 203V204H159ZM166 205H164V204ZM178 203V204H177ZM207 204V208L205 207L206 206V204ZM213 203H214V205H213ZM234 203H236V205L234 204ZM21 204V205H20ZM61 204V205H60ZM108 204V205H107ZM154 204V205H153ZM177 204V205H176ZM182 206H181V205ZM192 206H191V205ZM201 204V205H200ZM202 204H204V205H202ZM216 204V205H215ZM218 204V205H217ZM6 205V206H5ZM17 205V206H16ZM60 205V206H59ZM79 205V206H78ZM83 205H86L87 206V209L83 206ZM118 205V206H117ZM148 205V206H147ZM162 205V206H161ZM169 206V209H168V206ZM187 207H186V206ZM191 207H190V206ZM198 205V206H197ZM213 207H211V206ZM220 205H222V206H220ZM226 205H228V206H226ZM232 205V206H231ZM239 205H241V206H239ZM243 205V206H244ZM2 206V207H1ZM8 206H10V207H8ZM66 206V207H65ZM80 206L81 207H84V208H80ZM93 206V207H92ZM140 206V207H139ZM161 206V207H160ZM172 208H171V207ZM177 206H178V208L179 209H181V207H183L182 209H181V211L180 210H176V209H178L177 208ZM200 206H202V207H200ZM203 206H204V208H206L205 210H204V208H203ZM209 206V207H208ZM215 206H216V208H215ZM231 206V207H230ZM242 206V207H243ZM68 207V209H72V213H73V211H74V213L75 214H77L78 216H79V214H81L79 217H77V215H75V214H73V215H75L74 217L76 218V222H72L70 219H69V217L73 220V221H75V218L73 219V217H72V214H70L71 213V210H66V213H64V211H65V209ZM136 207H137V209H136ZM150 208V210H149V208ZM152 207V208H151ZM219 207V208H218ZM221 207H223V208H221ZM226 207V208H225ZM234 207V208H233ZM4 209V210H2V209ZM9 208L12 210H9ZM50 208H52V209H50ZM65 208V209H64ZM78 208H79V210H78ZM98 209V210H95V209ZM107 208H109V209H107ZM139 208V209H138ZM145 208V209H144ZM157 208V209H156ZM163 210H162V209ZM165 208H167V209H165ZM175 210H174V209ZM189 209V210H187L186 211V209ZM200 208V210H198ZM211 208H212V210H211ZM222 210H221V209ZM14 209V210H13ZM20 209V210H19ZM50 209V210H49ZM61 211H60V210ZM63 209V210H62ZM82 209V213H79L78 214V211L80 212V210ZM84 209H86V211H88V213H86V214H84L85 213V210ZM100 209V210H99ZM105 209V212L106 211H108V212H104L103 210ZM148 209V210H147ZM152 209H153V211H152ZM159 209V210H158ZM173 209V210H172ZM192 209H194L193 211H192ZM203 209V210H202ZM34 210V211H33ZM52 210V211H51ZM77 210V211H76ZM111 210H113V211H111ZM117 210V211H116ZM120 210V211H119ZM129 210V211H128ZM137 210V211H136ZM141 210V211H140ZM142 210H144V211H142ZM158 210V211H157ZM182 210H184V211H182ZM2 211V212H1ZM3 211H5V212H3ZM46 211V212H45ZM47 211H48V213H47ZM57 211V212H56ZM70 211V212H69ZM83 211H84V213H83ZM98 211H100V212H98ZM116 211V212H115ZM126 211V212H125ZM128 211V212H127ZM169 211H171V212H169ZM179 211V212H178ZM190 212V214L191 215H189V213H187L186 214V212ZM193 213H192V212ZM199 211V212H198ZM234 210H232V212H233ZM11 212V213H10ZM13 212V213H12ZM34 213V214H31L30 215V213ZM38 212V213H37ZM67 212H69V213H67ZM89 212H90V214L92 213V216L89 214ZM160 213V215H159V213ZM175 212H178V213H176V214H173V213H175ZM183 213V214H181V213ZM205 214H204V213ZM219 212V211H218ZM260 212V213H259ZM262 212V213H261ZM45 213H47V214H45ZM58 213V214H57ZM60 213H62V214H60ZM95 213V214H94ZM101 213V214H100ZM109 213H110V215H109ZM118 213H119V215H118ZM127 213H129V214H127ZM131 213V214H130ZM154 213H155V215H154ZM170 213H172V214H170ZM198 213H200L197 217L199 218V217H201V216H203V217H201V219H198L197 218V220H196V214H198ZM39 214V215H38ZM65 214V215H64ZM66 214L69 216H66ZM87 214H89L88 216H87ZM117 214V215H116ZM137 214H138V216L139 217H137ZM144 214V215H143ZM152 214V215H151ZM158 214V215H157ZM163 214H165V215H163ZM181 214V215H180ZM185 214H186V217H185ZM220 214H218V215H220ZM260 214L263 216V218H262V216H260ZM60 215V216H59ZM61 215H62V217H61ZM84 215H86V217H84ZM113 215H115V216H113ZM121 215V216H120ZM126 215H127V217H126ZM151 215V216H150ZM175 215V216H174ZM178 215V216H177ZM180 215V216H179ZM193 215H195V216H193ZM63 216H64V218H65V220H63L62 218H63ZM66 216V217H65ZM82 216V217H81ZM97 216V217H96ZM100 218H99V217ZM117 216V217H116ZM118 216H119V219L121 220H119L118 219ZM131 216V217H130ZM135 216V217H134ZM158 216H159V218H158ZM164 216V217H163ZM177 216V217H176ZM188 216H190V218L188 217ZM43 217V218H42ZM67 217H68V219H67ZM84 217V218H83ZM105 217V218H104ZM114 217H115V220H114ZM129 217H130V219H129ZM141 217V218H140ZM152 217V218H151ZM162 217V219H160ZM167 217H169L167 220H166V218ZM171 217V218H170ZM179 217V218H178ZM182 217V218H181ZM193 219H192V218ZM262 220H260L259 218ZM78 218V219H77ZM79 218H80V220H79ZM81 218H82V220H81ZM103 218V219H102ZM136 218V219H135ZM144 218V219H143ZM158 219V220H156V219ZM256 218V219H255ZM8 219H10V220H8ZM25 219V220H24ZM38 219V220H37ZM55 219V220H54ZM60 219H61V221H60ZM93 219V220H92ZM95 219H96V221H95ZM99 219V220H98ZM117 219V220H116ZM125 219V220H124ZM134 219V220H133ZM148 219L150 220V219H152V220H150V221H148ZM195 219V220H194ZM46 220V221H45ZM84 220V221H83ZM87 220V221H86ZM146 222H145V221ZM160 220V221H159ZM163 220H165L166 222H162ZM168 220H170V221H168ZM255 220H257V222H255ZM5 223H4V222ZM27 221V222H26ZM70 221H71V223H70ZM78 221V222H77ZM91 221V222H90ZM105 221H106V223H105ZM109 221V222H108ZM124 221H125V223H124ZM130 221H132V223L130 222ZM148 221V222H147ZM180 221V222H179ZM188 221V222H187ZM196 221H198V223H196ZM69 222V223H68ZM87 222L90 224H87ZM95 222V223H94ZM100 222H101V224H100ZM115 222L117 223V224H115ZM127 222V223H126ZM129 222V223H128ZM135 222V223H134ZM151 222V223H150ZM155 222V223H154ZM24 223V224H23ZM79 223V224H78ZM80 223H82V224H80ZM92 223V224H91ZM103 223V224H102ZM137 223V224H136ZM160 223V224H159ZM167 223H169L168 225H167ZM201 223V224H200ZM256 223V224H255ZM32 224V225H31ZM53 224V225H52ZM61 224V225H60ZM64 224V225H63ZM94 224V225H93ZM97 226H96V225ZM102 225V226H100V225ZM123 224V225H122ZM127 226H126V225ZM132 224V225H131ZM144 224V225H143ZM146 224V225H145ZM150 224H152L153 225V227H152V225H150ZM155 224V225H154ZM159 224V225H158ZM194 225V227H195V229H194V227L192 226V225ZM258 224H260V225H258ZM26 225V226H25ZM40 225H41V227H40ZM47 225H48V227H47ZM62 225H63V227H62ZM115 225H117V226H115ZM119 225V226H118ZM138 225V226H137ZM150 225V226H149ZM165 225V226H164ZM174 225V226H173ZM180 225V226H179ZM198 225V226H197ZM248 225H249V227H248ZM256 225V226H255ZM263 225V226H262ZM43 226V227H42ZM67 226V227H66ZM73 226V227H72ZM83 226V227H82ZM89 226V227H88ZM113 226L116 228V229H114L113 228ZM121 226H122V228H121ZM142 228H141V227ZM155 226V227H154ZM157 226V227H156ZM163 228H162V227ZM170 226V227H169ZM183 226V227H182ZM191 226V227H190ZM257 228V226H259L257 229L255 228V227ZM77 227V228H76ZM81 227V228H80ZM85 227V228H84ZM88 227V228H87ZM98 227V228H97ZM100 227V228H99ZM127 227V228H126ZM136 227V228H135ZM140 227V228H139ZM145 227V228H144ZM147 227H149V228H147ZM161 227V228H160ZM190 227V228H189ZM193 227V228H192ZM254 229H253V228ZM18 228V229H17ZM44 228V229H43ZM48 228V229H47ZM75 228V229H74ZM80 230H79V229ZM82 228H84L86 231H84V229H82ZM95 228V229H94ZM113 228V229H112ZM121 228V229H120ZM129 228V230H127ZM146 228H147V230H146ZM183 228H185V229H183ZM189 228V229H188ZM198 228V229H197ZM262 228V229H261ZM73 229V230H72ZM77 229H78V233H77ZM98 231H97V230ZM110 229V230H109ZM119 229V230H118ZM124 229V230H123ZM133 229H135V230H133ZM138 229V230H137ZM162 229V230H161ZM164 229V230H163ZM180 229V230H179ZM182 229H183V231H182ZM188 229V230H187ZM190 229H191V231H190ZM203 229L205 230V231H203ZM253 229V230H252ZM256 229V230H255ZM258 229H259V231H258ZM72 230V231H71ZM74 230H75V232H74ZM101 230V231H100ZM126 230V231H125ZM131 230H132V232H131ZM154 231V232H152V231ZM157 230V231H156ZM161 230V231H160ZM169 232V234H168V232ZM202 230V233L200 232ZM245 230H246V232H245ZM42 231V232H41ZM58 231V232H57ZM69 231V232H68ZM82 231V232H81ZM119 231V232H118ZM134 231V232H133ZM190 231V232H189ZM210 233H209V232ZM241 231V235H240V232ZM252 231H253V233L254 232H256V231H258L262 236H260L259 235V233L257 234V232L256 233H254V234H257V235H259V237L258 236H255L253 233H252ZM94 232V233H93ZM99 232V233H98ZM101 232V233H100ZM107 232H109V233H107ZM113 232V233H112ZM138 232V233H137ZM142 232H144V233H142ZM157 233V236H156V233ZM161 232V233H160ZM163 232V233H162ZM165 232L167 233V234H165ZM184 233L185 232V234H187V235H181V233ZM189 232V233H188ZM196 232V233H195ZM231 232V233H230ZM251 233L250 235L248 234V233ZM60 233V234H59ZM65 233V234H64ZM106 233V234H105ZM115 233V234H114ZM123 235H121V234ZM123 233H126V234H123ZM131 233H132V235H131ZM136 233H137V235H136ZM152 233H154V234H152ZM177 233V234H176ZM194 233V234H193ZM221 233V234H220ZM230 233V234H229ZM102 234V235H101ZM110 236H109V235ZM130 235L129 237H128V235ZM180 234V235H179ZM192 234V235H191ZM213 234V235H212ZM220 234V235H219ZM229 234V235H228ZM237 234V235H236ZM244 234V235H243ZM61 235V236H60ZM66 235V236H65ZM95 235V236H94ZM105 235H106V237H105ZM118 235V236H117ZM120 235V236H119ZM177 237H176V236ZM178 235H179V237H178ZM188 235H190V236H188ZM198 235V236H197ZM210 235V236H209ZM217 235H219L218 237H217ZM222 235L224 236V237H222ZM233 235V236H232ZM253 235V236H252ZM98 236V237H97ZM116 236V237H115ZM124 236H125V238H124ZM145 236V237H144ZM150 236V237H149ZM158 236H162V237H158ZM170 236H172V237H170ZM181 236V237H180ZM188 236V237H187ZM192 236V237H191ZM196 236V237H195ZM213 236H215V237H213ZM225 236H228V239L229 240H227V237H225ZM242 238H241V237ZM248 236H249V238H248ZM62 237V238H61ZM93 237V238H92ZM96 237V238H95ZM102 237V238H101ZM109 237V238H108ZM123 237V238H122ZM148 237V238H147ZM164 237V238H163ZM166 237H168V238H166ZM174 237H175V239H174ZM187 239H186V238ZM191 237V238H190ZM200 237V238H199ZM212 237V238H211ZM236 237V238H235ZM238 237V238H237ZM258 237V238H257ZM107 238V239H106ZM120 240H119V239ZM122 238V239H121ZM150 238V239H149ZM155 238V239H154ZM159 238V239H158ZM178 238V239H177ZM209 238V239H208ZM245 238V239H244ZM254 239V240H252V239ZM257 238V239H256ZM101 239V240H100ZM146 239H148V240H146ZM173 239V240H172ZM193 239V240H192ZM216 239H218V240H216ZM220 239V240H219ZM237 239V240H236ZM241 239V240H240ZM251 239V240H250ZM17 240V241H16ZM22 240V241H21ZM85 240V241H84ZM88 240V241H87ZM96 240V241H95ZM109 240V241H108ZM117 240V241H116ZM125 240V241H124ZM154 242H153V241ZM167 240V241H166ZM179 241V243H178V241ZM184 240H185V242H184ZM187 240V241H186ZM190 240V241H189ZM197 240V241H196ZM199 240V241H198ZM209 240V241H208ZM19 241V242H18ZM114 241H116V242H114ZM118 241H120V242H118ZM122 241V242H121ZM127 241V242H126ZM134 241H135V244L137 245V242H139V243H141V242H145V243H148L147 241H150L151 243H152V245L151 246H147V247H149V248H147V247H144V248H146L148 251L149 250H151V252H154V250H156L154 253H152L153 255H148V254H151V252L149 251V252H147L146 251V253L143 251V252H139V254H135L134 253V255H131V254H129L130 256L128 257V255L126 256V253L124 254V251L125 250H127V248L128 249H131V245L129 246L128 244H132V243H134ZM159 241V242H158ZM161 241V242H160ZM166 241V242H165ZM173 241V242H172ZM181 241V242H180ZM189 241V242H188ZM208 241V242H207ZM213 241V242H212ZM232 241H234L233 243H232ZM240 241V242H239ZM260 241V242H259ZM9 242V243H8ZM24 242V243H23ZM78 242V243H77ZM80 242V243H79ZM100 244H99V243ZM123 242H124V245H122L123 244ZM131 242V243H130ZM204 242V243H203ZM56 243V244H55ZM94 243V244H93ZM96 243V244H95ZM102 243V244H101ZM139 243H138V246H136V247H139L140 248V246L141 245H139ZM153 243H154V245H153ZM156 243V244H155ZM158 243V244H157ZM167 243V244H166ZM169 243V244H168ZM175 243H176V245H175ZM195 243V244H194ZM207 245H206V244ZM260 243V244H259ZM15 244H17V245H15ZM19 244V245H18ZM44 244V245H43ZM52 244V245H51ZM73 244V245H72ZM88 244H91V245H89L88 246ZM113 244H115V245H113ZM166 244V245H165ZM187 244V245H186ZM192 244V245H191ZM197 244V245H196ZM242 244H244V245H242ZM263 246H262V245ZM24 245V246H23ZM25 245H26V248H25ZM29 245V246H28ZM75 245H76V247L77 248H75ZM111 245V246H110ZM119 245H121V246H119ZM170 245H172V246H170ZM183 245V246H182ZM202 245V246H201ZM230 245V246H229ZM234 245V246H233ZM74 246V247H73ZM87 246V247H86ZM97 246V247H96ZM118 246V247H117ZM135 246L133 247L134 249H139V248H135ZM156 246V247H155ZM201 246V247H200ZM245 246H247V247H245ZM252 246V247H251ZM43 247V248H42ZM46 247V248H45ZM89 247V249H87ZM95 247L97 248V249H95ZM117 247V248H116ZM142 246H141V248H143ZM155 247V248H154ZM169 247V248H168ZM174 247V248H173ZM193 247V248H192ZM234 247V248H233ZM78 248H80V249H78ZM101 248V249H100ZM120 248V249H119ZM172 248V249H171ZM182 248V249H181ZM189 248V249H188ZM196 248V249H195ZM217 248H218V250H217ZM226 248V249H225ZM39 249V250H38ZM44 249V250H43ZM60 249V250H59ZM76 249V250H75ZM93 249V250H92ZM111 249H114V250H111ZM116 249H117V251H116ZM125 249V250H124ZM170 249V250H169ZM188 249V250H187ZM213 249V250H212ZM222 249V250H221ZM28 250V251H27ZM36 250V251H35ZM46 250V251H45ZM49 250V251H48ZM51 250V251H50ZM62 250V251H61ZM78 250H79V252H78ZM84 250V251H83ZM87 250V251H86ZM101 250V251H100ZM109 250H110V252H109ZM142 250V249H141ZM161 252L162 250V253H160L159 251ZM167 250V251H166ZM176 250H178V251H176ZM30 251V252H29ZM73 253H72V252ZM95 251V252H94ZM120 253H119V252ZM181 251V252H180ZM226 251V252H225ZM19 252V253H18ZM48 252V253H47ZM51 252V253H50ZM54 252V253H53ZM70 252V253H69ZM76 252V253H75ZM100 252V253H99ZM113 252H117V255H118V257H116L117 255H116V253H114L115 255H113ZM123 252V253H122ZM177 254H176V253ZM180 252V253H179ZM224 252V253H223ZM235 254H234V253ZM22 253V254H21ZM32 253V254H31ZM63 253H64V255H66V256H64L63 255ZM90 253V254H89ZM111 253V254H110ZM143 253V254H142ZM159 253V254H158ZM170 253V254H169ZM207 253V254H206ZM211 253V254H210ZM227 253V254H226ZM230 253H232V254H230V257H229V254ZM238 253L240 254V256L241 257H239V255H238ZM244 253H246V254H244ZM24 254H25V256H24ZM30 254V255H29ZM42 254H44V255H42ZM52 254V255H51ZM62 254V256L64 257H62V256H60ZM98 254V255H97ZM124 254V255H123ZM161 254V255H160ZM165 254V255H164ZM180 254V255H179ZM208 254L210 255V256H208ZM251 254V255H250ZM58 255V256H57ZM90 255H91V257H90ZM110 255H113V256H110ZM123 255V256H122ZM144 255V256H143ZM156 255H158V257L155 256ZM163 255V256H162ZM236 257H235V256ZM247 255H250V256H247ZM31 256V257H30ZM87 256V257H86ZM171 256H172V258H173V260H172V258H171ZM178 256V257H177ZM188 256V257H187ZM192 256V257H191ZM202 256H204V257H202ZM222 256L224 257V258H222ZM247 257V258H245V257ZM8 257V258H7ZM20 257V258H19ZM27 257V258H26ZM36 257V258H35ZM61 257V258H60ZM80 257H83L84 258V260H83V258H80ZM86 257V258H85ZM94 257V258H93ZM114 257H116V258H114ZM123 257V258H122ZM149 257V258H148ZM152 257H153V259H152ZM167 259H166V258ZM177 257V258H176ZM190 257V258H189ZM215 257V258H214ZM222 258V260H221V258ZM235 257V258H234ZM2 258V259H1ZM9 258H11V259H9ZM13 258H14V260H13ZM15 258H17V259H15ZM23 258L26 260H23ZM29 258V259H28ZM55 258V259H54ZM75 258V259H74ZM96 258V259H95ZM128 258H129V260H128ZM156 258H158V260L156 259ZM165 258V259H164ZM179 258H181V259H179ZM208 258V259H207ZM212 258V259H211ZM215 260H214V259ZM217 258V259H216ZM234 260H233V259ZM251 258V259H250ZM21 259V260H20ZM34 259V260H33ZM37 259V260H36ZM42 260V261H39V260ZM52 259V260H51ZM59 259V260H58ZM65 261H64V260ZM70 259H72V260H70ZM79 259H82V260H80V262H78L79 261ZM147 259H149L148 261H147ZM155 259V260H154ZM160 259H161V263H160ZM183 259V260H182ZM190 259V260H189ZM239 259H240V262H239ZM248 259H249V261H248ZM7 260V261H6ZM48 260V261H47ZM55 260V261H54ZM74 260V261H73ZM116 262H115V261ZM135 260V261H134ZM156 261V263L154 262V261ZM171 260V261H170ZM187 260V261H186ZM206 260V261H205ZM214 260V261H213ZM217 260V261H216ZM227 260V261H226ZM243 260V261H242ZM46 261V262H45ZM63 261V262H62ZM72 261V262H71ZM83 261V262H82ZM87 261V262H86ZM127 261V262H126ZM158 261V262H157ZM169 261V262H168ZM242 261V262H241ZM246 261H248V262H246ZM256 261H258V262H256ZM13 262V263H12ZM34 262V263H33ZM37 262V263H36ZM48 262V263H47ZM60 262V263H59ZM82 262V263H81ZM88 262H90V263H88ZM143 262V263H142ZM175 262V263H174ZM202 262V263H201ZM206 262V263H205ZM217 262V263H216ZM150 263V264H151Z\"/></svg>", "mask_w": 264, "mask_h": 264}, {"label": "bare ground", "instance_id": "bare-ground-1", "mask_svg": "<svg viewBox=\"0 0 264 264\" xmlns=\"http://www.w3.org/2000/svg\"><path fill=\"white\" fill-rule=\"evenodd\" d=\"M32 1H34V0H32ZM32 1L31 0H0V100L1 99H3V97H4V99H5V96H7L11 91V93L13 94V95H15V96H12V94H11V96L13 97L12 99H11V97H10V99H11V104H12V106L10 107V109H9V107H7L9 110H7V108H6V105L8 106V103H5V104H3V103H1L3 106H4V108L7 110L6 112H5V114H3V112H2V115H0V120H2V119H16V118H24V119H26L27 118V116L25 115V113H22L23 112V110H26L25 112L27 113V110H28V105H31V104H33V102L34 101H36V99L39 97L40 98V96H53V100L54 101H56V102H52L53 103V105H52V103H50V104H48L46 107H42V109H41V112H39V114H38V117H40V121H45L46 123H47V121H54V123L56 124V126L58 127H60V126H63V125H65V127L67 128V129H69V126L70 125H72V128H70L68 131V138H70V139H72V138H74V137H82V138H88V137H90L92 134H94L93 136H95V133H98V132H101V131H103V129L108 125V122L106 123V122H104L103 120H105V119H107V117L109 118H111V114L109 115L108 114V116H106L105 117V115L107 114L106 112H107V110H111V112H114L115 111V109H117V106H118V102L119 101H121L120 100V96H118V95H116L115 94V97H114V99L112 100L113 101V104L111 103V101H109L110 103L108 104V105H112V107H111V109L110 108H108L107 109V107H110V106H105L106 107V112H105V110H103L106 114L104 115V117H103V119H98L96 122H94V120H96V118L94 119V120H92L91 122H90V120H88V121H85L86 119L84 118V115L82 116L81 115V113L80 112H82L83 113V111H79V107H78V111H75V113L76 112H79L78 114H73V113H69V108L68 109H65V108H67L66 106H68V105H66L65 104V102L63 103L64 105H66L64 108H60V103L61 102H59V100H60V93H61V90H62V86H63V83L65 82V81H67L66 79H64V82H62L60 79V76L62 77V78H66V77H63L62 76V73L63 72H65L66 71V69H65V67L67 66L66 65V61H67V59H68V61H69V56H68V54H66L67 53V51H69V52H71L72 51V47H73V45H72V49H71V51L69 50L70 48V46H71V44H70V46H68L67 48V50H65V48H63V44H66L67 43V41H69V39H71L70 37L73 35V34H76V33H79V32H81L83 29H87V28H91L92 29V31H90L89 29H87V30H89L90 32H92V33H90V37L88 36V39H86L87 41H86V43H81V44H83V46H82V50L84 51H87V52H89V60H90V65L88 66V68H90L91 70H95V71H98L99 69H105L106 67H107V65H110V63L108 64L107 63V61H108V59L110 60L111 58H113V56L111 55V57L109 56L110 54H108L109 53V50L111 51V49H108L109 48V46L110 45H112L113 44V42L114 41H116V42H118V43H120L119 45H116V46H119L118 48L117 47H115V50L113 49L114 47L113 46H111V47H113L112 48V50L115 52V60H114V62L115 63H113V65L115 64V68H114V70L116 69V72L115 73H117V71L118 70H120L121 72L123 71V72H125L124 74L126 75V73L127 74H129L130 75V78L129 79H131L132 80V78H133V80H154L155 78H151V77H148V78H146L145 79V77L144 76H142V77H139V75L140 74H147L146 72H148L149 73V71H151V72H157V74H158V72H160L161 71V57H160V54H161V52L163 51V41H165V40H163L162 41V37H161V32H162V30L165 28V27H167V26H171V25H173L172 24V22L173 21H175V20H178L177 22H178V24H179V19L178 18H180V15L183 17V13L182 14H180V10H181V3L183 2V0H139L140 1V5H139V9L138 10H133V12L130 10V12H132V13H127L128 15L126 16V18H125V16H124V18L123 19H118V16L116 15V14H118V8H117V10H115L116 11V14H115V12H113L112 11V4H113V2H117V1H119V0H38V8H37V5L35 6H32V4H34V3H32ZM37 1V0H36ZM122 1V0H121ZM126 1V0H125ZM135 1V0H134ZM134 1H133V3H134ZM137 1V0H136ZM195 1V0H194ZM204 1V0H203ZM223 1H226V6H225V8L227 7V6H229V5H234V3L236 2V0H229V3L227 2V0H223ZM241 1H244V0H240V2L239 3H241V5H243L244 4V2H243V4H242V2ZM264 1V0H263ZM123 2V1H122ZM129 2V1H128ZM130 2H131V0H130ZM129 2V3H130ZM213 2V1H212ZM262 2V1H261ZM117 3H119V2H117ZM132 3V2H131ZM136 3V2H135ZM137 3H139V2H137ZM184 3V2H183ZM194 3V2H193ZM263 3V2H262ZM123 4V3H122ZM215 4H218V2L217 3H215ZM229 4V5H228ZM246 4V3H245ZM185 5V4H184ZM184 5H183V7H184ZM206 5V4H205ZM222 5H224V3L222 4ZM237 5V4H236ZM235 5V6H236ZM241 5H239L240 7H241ZM114 6H118V5H114ZM119 6H121V3H120V5ZM118 6V7H119ZM133 6H135V5H133ZM137 6V5H136ZM186 6V5H185ZM188 6V5H187ZM198 6V5H197ZM208 6V5H207ZM218 7H221V6H219V4L217 5ZM245 7H246V5H244ZM261 6V5H260ZM126 7L128 8V5H126ZM238 7V6H237ZM237 7H235V8H237ZM239 7V8H240ZM258 7V6H257ZM261 7H264V6H261ZM36 8L38 9L37 11H36ZM114 8V7H113ZM131 8V4H130V7H129V9ZM216 8V7H215ZM228 8V7H227ZM226 8V9H227ZM241 8H243V7H241ZM241 8L240 9H238L237 11L238 12H242V11H239V10H241ZM256 8V7H255ZM115 9V8H114ZM197 9H199V8H197ZM196 9V11H198ZM202 9V8H201ZM210 9V8H209ZM234 9V8H233ZM245 10H246V8H244ZM261 9H263V8H261ZM120 10V9H119ZM123 10H125V7H124V9ZM184 10V9H183ZM217 9H214L213 11H215V12H219L220 10H222V9H219V10H217ZM228 10H231V8H229V9H227V11ZM120 11H122V9L120 10ZM126 11V10H125ZM129 10L127 9V12H128ZM195 11V12H196ZM200 11V10H199ZM226 11V12H227ZM236 11V10H235ZM248 11V10H247ZM262 11V10H261ZM261 11L260 10H258V11H256V12H254L253 13V15H249V16H247L246 18L247 19H245V20H242L243 18L241 17V15H239L242 19H241V21H238L237 23H236V21H235V25H234V20H233V25L231 24V26L232 27H239V28H241V33L239 34V35H236L235 37V39H239V38H241L242 39V42L241 43H245V42H250L251 41V39L250 38H252V37H257L258 39H256L255 38V40L260 44V45H262V46H264V34H263V36H261V34L263 33H261L260 34V36L259 35H257L256 33L253 35L252 34V31H250V29H252V27L256 24V22L258 21V20H262V18L260 19L259 17H262V15L263 14H261ZM208 12V11H207ZM217 12V13H218ZM231 12V11H230ZM233 12V11H232ZM122 13V12H121ZM214 13V12H213ZM228 13V12H227ZM237 13V12H236ZM235 13V14H236ZM245 13V12H244ZM120 14V13H119ZM201 13H198V14H196L195 16H196V18H195V16L194 15H192L191 16V18L193 19V24H192V28L185 34V35H183V36H181L179 39L177 38V41H176V43L177 44H180V43H182V42H187L188 40H189V38H191V37H193V36H195V35H197V34H200V33H202V32H199L200 30H204L205 28H207V29H209V26L213 23V21H215L214 19H215V13H214V15H211L210 16V18L208 19V20H205V22H203V23H201L202 21H203V19H202V17H201V15H200ZM219 14V13H218ZM226 14V13H225ZM229 14H231V13H229ZM233 14H234V12H233ZM233 14H231L232 15V17H233ZM242 14V13H241ZM246 14V13H245ZM120 15H123V14H120ZM208 15H209V13H208ZM244 15V14H243ZM260 15V16H259ZM179 16V17H178ZM217 16V15H216ZM238 16V17H239ZM245 16V15H244ZM256 16H259L258 17V19L256 18ZM190 17V16H189ZM209 17V16H208ZM207 17V18H208ZM219 17H220V15H219ZM230 17V16H229ZM229 17H227V18H229ZM232 17H230L231 18V21H232V19H234V18H232ZM229 18V19H230ZM264 18V17H263ZM181 20L183 19V18H180ZM188 19V18H187ZM190 19V18H189ZM222 19V18H221ZM236 19H238V18H236ZM227 21H228V19H227ZM174 23V22H173ZM198 23V24H197ZM232 23V22H231ZM262 23V22H261ZM123 24H125V25H128V26H131V27H137V28H139L140 30H134V31H129V32H127V31H124V30H122V25ZM175 25H176V21H175ZM174 25V26H175ZM142 26H148V27H146V28H144V29H141L142 28ZM177 26V25H176ZM187 26V25H186ZM212 26V25H211ZM218 26V25H217ZM189 27V26H188ZM172 28V26L170 27V29ZM173 28H176V27H173ZM186 28V27H185ZM169 29V30H170ZM183 29V28H182ZM215 29V28H214ZM213 29V30H214ZM218 29V28H217ZM222 29H223V27H222ZM263 29H264V27H263ZM168 30V31H169ZM216 30V29H215ZM219 30V29H218ZM260 30V29H259ZM221 31V30H220ZM227 31V30H226ZM256 31V30H255ZM254 31V32H255ZM264 31V30H263ZM170 32H171V30L169 31V34H170ZM183 32V31H182ZM181 32V33H182ZM251 32V33H250ZM259 32V31H258ZM86 33H88L87 31L85 32V34ZM166 33V32H165ZM175 33V32H174ZM180 33V32H179ZM208 33V32H207ZM231 33V32H230ZM82 34V33H81ZM89 34V33H88ZM87 34V35H88ZM164 34V33H163ZM167 34V33H166ZM169 34H167L168 36H170ZM183 34V33H182ZM215 34H216V31H215ZM80 35V34H79ZM83 35V34H82ZM81 35V39H82V37H85V36H82ZM166 35V36H167ZM204 35H205V33H204ZM207 35V34H206ZM210 35V34H209ZM75 36V35H74ZM77 36V35H76ZM139 36V37H138ZM163 36V35H162ZM203 36V35H202ZM78 37V36H77ZM76 37V38H77ZM80 37V36H79ZM137 37V38H136ZM250 37V38H249ZM76 38L74 39V40H76ZM163 38H165L164 36H163ZM167 38V37H166ZM201 38H203V37H201ZM78 39V38H77ZM81 39H79V40H81ZM84 39V38H83ZM82 39V40H83ZM119 39H121V41H118ZM214 39H215V37H214ZM213 39V40H214ZM73 40V39H72ZM71 40V41H72ZM216 40V39H215ZM234 40V39H233ZM77 41V40H76ZM202 41H203V39H202ZM201 41V42H202ZM224 41V40H223ZM232 41V40H231ZM78 42V41H77ZM84 42V41H83ZM196 42H197V40H196ZM200 42V41H199ZM206 42V41H205ZM204 42V43H205ZM237 42V41H236ZM76 43V42H75ZM74 43V44H75ZM115 43V42H114ZM204 43H202L203 44V46L205 45ZM208 43V42H207ZM210 43V42H209ZM231 43V42H230ZM229 43V44H230ZM116 44V43H115ZM115 44H114V46H115ZM250 44V43H249ZM68 45H69V43H68ZM195 46V45H194ZM200 46H201V43H200ZM227 46V45H226ZM226 46H224V48H223V50H222V48H221V53H220V55H221V59L220 60H215L216 62H215V66L214 67H211V68H213V71H218V70H221L222 68H223V66L225 65V63H227V61L230 59V60H232L231 58H229V59H227V60H225L224 59V57L223 56H226L225 54H224V52H225V47ZM251 46V45H250ZM37 48V47H39L40 48V51H41V61H42V63H43V67H41V65H40V67L41 68H39V69H42V70H37V66L38 65H36V66H33L34 68H36V70L37 71H40V72H38L39 73V75L40 74H42V75H40L41 76V81H40V77H38V76H35V77H37L36 79H37V81H38V79H39V81L40 82H42V86L40 87V90L37 88V90H39V91H36V89L34 90L33 89V87H31L32 85L34 86V84H36V83H34V79H35V77H34V79L32 78V77H29V76H31V75H29L28 76V73H30V71H29V68H30V70H31V66L34 64V62L36 61V60H38V56H37V54H38V52H37V54L35 55L34 53H33V49L34 48ZM78 47L79 46H77V47H75L74 49H78ZM190 47H193V46H190ZM196 47H197V45H196ZM196 47H195V49H196ZM65 50V52H64V50ZM80 48V47H79ZM198 48V47H197ZM200 48V47H199ZM249 48V47H248ZM247 48V49H248ZM251 48V47H250ZM255 48V47H254ZM253 48V49H254ZM259 48V47H258ZM73 49V50H74ZM194 49V48H193ZM194 49V50H195ZM203 49V48H202ZM240 49V48H239ZM238 49V50H239ZM35 50H37V49H35ZM81 50V51H82ZM194 50H193V52H194ZM200 50V49H199ZM258 50V49H257ZM63 51V52H62ZM83 51H82V53H83ZM84 51V52H85ZM186 51H188V50H186ZM185 51V52H186ZM237 51V50H236ZM261 51V50H260ZM35 52V51H34ZM68 52V53H69ZM180 52H182V51H180ZM200 52V51H199ZM198 52V53H199ZM216 52V51H215ZM229 52H230V50H229ZM72 53H73V51H72ZM72 53H70V54H72ZM75 53V52H74ZM192 53V52H191ZM195 53H196V51H195ZM195 53H194V55H195ZM197 53V54H198ZM202 53V52H201ZM198 54V56L197 57H200L202 54ZM204 53V52H203ZM39 54H40V52H39ZM76 55L77 54H79V53H75ZM84 54V53H83ZM87 55H88V53H86ZM187 55V52L186 53H184V54H181V56L183 55ZM196 54V55H197ZM244 54H245V52H244ZM257 54H259V53H257ZM35 55V56H34ZM73 55V54H72ZM172 55V54H171ZM185 55V56H186ZM194 55H193V58H194ZM200 55V56H199ZM209 55V54H208ZM246 55V54H245ZM74 56V55H73ZM174 56V55H173ZM177 56H179V55H177ZM188 56V55H187ZM190 56V55H189ZM204 56V55H203ZM202 56V57H203ZM207 56V55H206ZM248 56V55H247ZM10 58V62H11V64H9L10 62L8 61V62H6L7 60H9V59H6V58ZM35 57H37V59L35 58ZM76 57V56H75ZM78 57V56H77ZM98 57V58H97ZM208 57V56H207ZM223 57V58H222ZM249 57V56H248ZM72 58V57H71ZM74 58V57H73ZM88 58V57H87ZM87 58H85V59H83L84 61L87 59ZM97 58V59H96ZM190 58H191V56H190ZM201 58V57H200ZM204 58V57H203ZM203 58H202V60H203ZM206 58V57H205ZM172 59V58H171ZM177 59V58H176ZM175 59V60H176ZM179 59H180V56H179ZM178 59V60H179ZM195 59V58H194ZM222 59H224V60H222ZM240 59V58H239ZM244 59V58H243ZM243 59H241V60H243ZM248 59V58H247ZM246 59V60H247ZM260 59V58H259ZM72 60V59H71ZM78 60H79V58H78ZM77 60V61H78ZM83 60H81V61H83ZM89 60H87V61H89ZM166 60V59H165ZM187 61H184L183 63H177L175 66H174V68H169L170 66H169V64H168V69L169 70H171L170 72L171 73H173L174 72V74L175 75H177V76H180L181 78H183L184 79V81L185 80H187L186 82H185V84H187V82L189 81V80H192V79H194V78H192V77H195V75H198L199 73H200V76H201V73H202V69L204 68V67H202V69H201V66L203 65L202 64V62H200V61H192V62H188V61H190V60H188V59H186ZM205 60V59H204ZM208 60V59H207ZM257 60V59H256ZM262 60H264L263 58H262ZM3 61H5V65L7 64V67H8V65H10V66H12V68H11V70H10V75L7 73V72H5L7 75V78H9V81H8V83L7 84H10V86H11V90H10V92L8 91V89L7 88H9V87H6L5 88V85H4V77H5V73L4 72H2V70H4V68L6 67L5 65H3L2 63H3ZM68 61H67V63H68ZM73 61V60H72ZM72 61H69L70 63H68V64H71V62ZM76 61V62H77ZM81 61H79V64H81L82 62ZM87 61L86 62H83V64H86L87 63ZM177 61V60H176ZM81 62V63H80ZM111 62V61H110ZM208 62H209V60H208ZM212 62V61H211ZM256 62H258V61H256ZM36 63H39V61L38 62H36ZM206 63V62H205ZM240 63V62H239ZM241 63H243V62H241ZM245 63H250V62H245ZM253 63H255V62H253ZM261 63V62H260ZM264 63V62H263ZM78 64V63H77ZM171 64V63H170ZM173 64H174V62H173ZM210 64V63H209ZM209 64H207V65H209ZM228 64V63H227ZM231 64V63H230ZM229 64V65H230ZM244 64V63H243ZM252 64V63H251ZM250 64V66H253V64L251 65ZM256 64V63H255ZM66 65V66H65ZM72 65V64H71ZM74 65V64H73ZM87 65V64H86ZM167 65V64H166ZM206 65V66H207ZM211 66L213 65V63H211L210 64ZM229 65H227V68H228V66ZM242 65V64H241ZM240 65V67L242 68V66ZM249 65V64H248ZM248 65H247V67H248ZM259 65V64H258ZM263 65V64H262ZM5 66V67H4ZM10 66H9V68H10ZM85 66V65H84ZM111 66V65H110ZM234 66V65H233ZM244 66H246L245 64H244ZM4 67V68H3ZM6 67V68H7ZM32 67V68H33ZM68 67H70V65L68 66ZM67 67V71L66 72H68L70 69ZM72 68H73V66H71ZM78 67V66H77ZM81 67H83L82 65H81ZM86 67V66H85ZM84 67V68H85ZM105 67V68H104ZM113 67V66H112ZM209 66H207V69H209L208 68ZM226 67V66H225ZM224 67V68H225ZM229 67H231V66H229ZM235 67H236V65H235ZM234 67V68H235ZM238 67H239V65H238ZM9 68H8V70L7 71H9ZM75 68H76V66H75ZM99 68V69H98ZM110 68V67H109ZM244 68V67H243ZM249 68V67H248ZM252 68V67H251ZM69 69V70H68ZM79 69V68H78ZM81 69H83V68H80V71H82ZM118 69V70H117ZM229 69V68H228ZM233 69V68H232ZM235 69H237V68H235ZM244 69H246V67L244 68ZM259 69V68H258ZM36 70H35V72H36ZM74 71L75 70H77V69H73ZM72 70V71H73ZM112 70V69H111ZM163 70H164V68H163ZM169 70H165V72L167 71H169ZM211 70V69H210ZM223 70V69H222ZM227 70V69H226ZM251 70V69H250ZM254 70V69H253ZM29 71V72H28ZM73 71V72H74ZM102 71V70H101ZM105 71H107V69H105ZM104 71V72H105ZM109 71V70H108ZM119 71V72H120ZM204 71V70H203ZM208 71V70H207ZM230 71V73H231V69L229 70ZM239 71H240V69H239ZM245 71V70H244ZM248 71V70H247ZM32 72V71H31ZM34 72V73H35ZM70 72V71H69ZM77 73H78V71H76ZM83 73H84V71H82ZM81 72V73H82ZM86 72V71H85ZM92 72V71H91ZM94 72V71H93ZM112 72V71H111ZM145 72V73H144ZM163 72V71H162ZM165 72H164V74H165ZM166 72V77H168L169 78V75H167V74H169V73H167ZM234 73L233 74H235L236 72H235V70L233 71ZM255 72H256V70H255ZM4 73V74H3ZM33 72L32 73H30V74H34ZM77 73H76V75H77ZM80 73V72H79ZM83 73L81 74V75H83ZM109 73V72H108ZM113 73V72H112ZM204 73H205V71H204ZM209 73H210V71H209ZM208 73V74H209ZM220 73V72H219ZM224 73H226V72H224ZM223 73V74H224ZM227 73H228V71H227ZM246 73V72H245ZM86 74H87V72H86ZM88 74H89V70H88ZM114 74V73H113ZM112 74V75H113ZM118 74V73H117ZM150 74V73H149ZM148 74V75H149ZM160 74H163V73H160ZM215 74V73H214ZM221 74V73H220ZM238 74V73H237ZM262 74V73H261ZM3 75H4V77H3ZM35 75H36V73H35ZM64 75V74H63ZM85 75V74H84ZM93 75V74H92ZM100 75V74H99ZM102 75V74H101ZM101 75H100V77H101ZM112 75H110V76H112ZM124 75V76H125ZM203 75H205V74H203ZM240 75V74H239ZM250 75V74H249ZM251 75H252V73H251ZM256 75V74H255ZM10 76V77H9ZM27 76L29 77V78H32V79H30V80H28V81H30V82H28V83H30V84H32V80H33V83L34 84H32L31 86H28V87H31L32 89H30V88H27L28 90H31V91H29V92H27V91H21V94H18L19 93V90H23L25 87H26V85H27V83H26V80L28 79L27 78ZM67 76V75H66ZM72 76V75H71ZM110 76H108L107 78L109 79V77ZM121 76H123V74L121 75ZM123 76V77H124ZM147 76V75H146ZM152 76V75H151ZM160 76V75H159ZM199 76V75H198ZM213 76V75H212ZM216 76H218V75H216ZM221 76V75H220ZM224 76V78H226L227 76L226 75H223ZM226 76V77H225ZM247 76V75H246ZM261 76V75H260ZM77 77H79V76H77ZM85 77V76H84ZM100 77H99V79H100ZM113 77V76H112ZM116 77V76H115ZM126 77V76H125ZM165 77V78H166ZM219 77V76H218ZM233 76L231 75V78H232ZM254 77V76H253ZM256 77H258V76H256ZM82 78V77H81ZM81 78H80V81H78L79 82V85H80V82H83L84 83V81H82L81 80ZM86 78H88V75H87V77ZM90 78V77H89ZM120 78V77H119ZM162 78V77H161ZM205 78V77H204ZM222 78V77H221ZM223 78V79H224ZM229 78H230V76H229ZM237 78V77H236ZM71 79V78H70ZM84 79V78H83ZM128 79V80H129ZM158 79V78H157ZM156 79V80H157ZM198 79V78H197ZM250 79V78H249ZM74 80H75V78H74ZM77 80V79H76ZM78 80H79V78H78ZM90 80V79H89ZM92 80V79H91ZM104 80H105V78H104ZM127 80V79H126ZM127 80V81H128ZM162 80H164V79H162ZM222 79H220L219 80V82L221 81ZM251 80V79H250ZM88 81V80H87ZM86 80H85V83L87 82ZM99 81V80H98ZM98 81H94V82H98ZM102 81H103V78H102ZM112 81V80H111ZM124 81V80H123ZM123 81H120V82H123ZM166 81V80H165ZM224 81V80H223ZM36 82V81H35ZM77 82V81H76ZM77 82V83H78ZM91 82V81H90ZM100 82L101 81H99V84H100ZM114 82V81H113ZM136 82V81H135ZM134 82V83H135ZM141 82V81H140ZM139 82V83H140ZM147 82V81H146ZM153 82V81H152ZM152 82H150V84L152 85L153 83ZM160 82H162V81H160ZM164 82V81H163ZM162 82V83H163ZM183 82V81H182ZM197 82H198V85H197ZM196 82V78H195V85H197V86H199V81H197ZM201 82V81H200ZM203 82V81H202ZM233 82V81H232ZM237 82V81H236ZM6 83V82H5ZM67 83H69V82H67ZM75 83V82H74ZM84 83V84H85ZM130 83V82H129ZM128 83V84H129ZM131 83H133V82H131ZM136 83H138V82H136ZM142 83V82H141ZM144 83V82H143ZM161 83V84H162ZM191 83H193L192 81H191ZM190 83V84H191ZM203 83H205V82H203ZM202 83V84H203ZM210 83V82H209ZM214 83H216V82H214ZM226 83V82H225ZM237 83H239V82H237ZM261 83V82H260ZM262 83H264L263 82V80H262ZM26 84V85H25ZM29 84V85H30ZM71 84H73V83H71ZM88 84H90V83H88ZM103 84H105V83H103ZM102 84V86H104ZM147 84H148V82H147ZM184 84V83H183ZM184 84V85H185ZM231 84V83H230ZM38 85H39V82H38ZM65 85H66V83H65ZM74 85V84H73ZM82 85V84H81ZM81 85H80V87H81ZM97 85V84H96ZM101 85V84H100ZM106 85V84H105ZM126 85V84H125ZM135 85H138V84H135ZM142 85V84H141ZM170 85V84H169ZM189 85V84H188ZM192 85L193 84H191V87H192ZM213 85V84H212ZM227 85V84H226ZM233 85V84H232ZM231 85V86H232ZM248 85V84H247ZM8 86V85H7ZM25 86V87H24ZM67 86H69V85H67ZM66 86V87H67ZM71 86V85H70ZM76 86V85H75ZM84 86V85H83ZM86 86V85H85ZM92 86V85H91ZM102 86H101V88H102ZM108 87H109V83H108V85H107ZM130 86H132V85H130ZM143 86V85H142ZM153 86V85H152ZM156 85H155V83H154V87L153 88H155V89H157L156 87H155ZM167 86V85H166ZM173 86V85H172ZM171 86V87H172ZM235 86V85H234ZM241 86V85H240ZM259 86H260V84H259ZM261 86H262V84H261ZM105 87V86H104ZM118 87H119V85H118ZM129 87V86H128ZM127 87V88H128ZM147 86L145 85V88H146ZM188 87H190V86H188ZM194 87V86H193ZM196 87V86H195ZM200 87V86H199ZM223 87H225L226 88V86L224 85ZM4 88L5 89H7L6 91H8L9 93L8 94H3V91H4ZM23 88V89H22ZM35 88V87H34ZM64 88H65V86H64ZM79 88V87H78ZM87 88V87H86ZM97 88V87H96ZM131 88H136L135 86H132ZM141 87L139 86V89H140ZM142 88H144V87H142ZM144 88V89H145ZM150 88V87H149ZM170 88V87H169ZM185 88H186V85H185ZM208 88V87H207ZM217 88V87H216ZM218 88H221L220 90H222V87H218ZM240 88V87H239ZM247 88V87H246ZM261 88V87H260ZM66 89V88H65ZM67 89H68V87H67ZM98 89H100V88H98ZM97 89V90H98ZM104 89V88H103ZM110 89V88H109ZM117 89V88H116ZM136 89H138V88H136ZM135 89V91H137ZM148 89V88H147ZM151 89V88H150ZM150 89H148V90H150ZM226 89H229V88H226ZM231 89V91H232V88H230ZM233 89H234V87H233ZM242 89V88H241ZM258 89V88H257ZM69 90H70V87H69ZM76 91H78L77 89H75ZM81 90H83V88L81 89ZM95 90V89H94ZM128 90V89H127ZM132 90V89H131ZM142 90V89H141ZM148 90H143L144 92H146V91H148ZM158 90V89H157ZM157 90H156V92H157ZM162 90V89H161ZM217 90V89H216ZM219 90V91H220ZM224 90V89H223ZM72 91V90H71ZM105 91H107V90H105ZM105 91L103 92V93H105ZM109 91V90H108ZM107 91V92H108ZM115 91V90H114ZM135 91H134V94H135ZM139 91V92H138ZM137 92L138 93H142L143 91H140V90H138ZM174 91V90H173ZM189 91V90H188ZM192 91V90H191ZM199 91H200V88H197V94H195V97L194 98H196V100H197V96L198 95H200L199 94ZM213 91V90H212ZM218 91V92H219ZM224 91H226V90H224ZM224 91H221V92H224ZM242 91V90H241ZM249 91H250V89H249ZM248 91V92H249ZM253 91H255V90H253ZM263 91H264V89H263ZM5 92V91H4ZM66 92V91H65ZM92 92V91H91ZM96 92V91H95ZM98 92V91H97ZM99 92H101V90L99 91ZM136 92V93H137ZM149 92V91H148ZM150 92H151V90H150ZM153 92V91H152ZM159 93L160 92H162V91H158ZM166 92V91H165ZM176 92V91H175ZM206 92V91H205ZM220 92V93H221ZM233 92V91H232ZM15 93H17V94H15ZM64 93V92H63ZM66 93H68V92H66ZM77 93V92H76ZM102 93V94H103ZM109 93V92H108ZM164 93V92H163ZM173 93V92H172ZM176 93H179V92H176ZM196 93V92H195ZM204 93V92H203ZM226 93V92H225ZM235 93V92H234ZM242 93V92H241ZM245 93V92H244ZM261 93H264V92H261ZM1 94H3L2 95V97H1ZM83 94H84V92H83ZM90 94H92V93H90ZM95 94V93H94ZM111 94V93H110ZM145 93H142V97H143V95H144ZM148 94H150V93H148ZM148 94H147V97H148ZM152 95H153V93H151ZM150 94V95H151ZM167 94V93H166ZM165 94V95H166ZM188 95L190 94V93H187ZM193 94H194V92H193ZM213 94V93H212ZM231 94V92L229 91V95ZM236 94V93H235ZM239 94H240V91H239ZM252 94V93H251ZM253 94H255V93H253ZM73 95H74V93H73ZM79 95H81V94H79ZM85 95H87V93L85 94ZM97 95V94H96ZM95 95V96H96ZM130 95H132V93L130 94ZM136 95V94H135ZM139 95V94H138ZM137 95V98L138 99H140V97L141 96H138ZM141 95V94H140ZM146 95V94H145ZM159 95V94H158ZM162 95V94H161ZM160 95V96H161ZM175 95H178V94H175ZM184 95V94H183ZM192 95V94H191ZM203 95V94H202ZM216 95V94H215ZM218 95V94H217ZM223 95V94H222ZM229 96L227 93L225 94V95H223V97L224 96ZM234 95V94H233ZM232 95V96H233ZM242 95V94H241ZM256 95L257 94H255V98H256ZM259 95H262V94H259ZM264 95V94H263ZM262 95V96H263ZM63 96V95H62ZM75 96V95H74ZM77 96V95H76ZM75 96V97H76ZM108 96V95H107ZM112 96V95H111ZM168 96V95H167ZM205 96V95H204ZM209 96V95H208ZM219 96L221 97V95L219 94ZM231 96V97H232ZM236 96V98H238L237 97V95H235ZM235 96H233V98H235ZM243 96V95H242ZM252 96L253 95H251V98H252ZM258 96V95H257ZM262 96H260L261 98H263ZM9 97H6V99L7 98H9ZM46 97V98H47ZM65 97V96H64ZM66 97H67V95H66ZM71 97V96H70ZM82 96H80V98H81ZM84 97V96H83ZM100 97V96H99ZM104 97H105V95H104ZM110 97V96H109ZM108 97V98H109ZM145 97V96H144ZM155 97H158V96H155ZM175 97V96H174ZM191 97V96H190ZM259 97V96H258ZM259 97V98H260ZM42 98V97H41ZM44 98V97H43ZM50 97H48V99H50V100H52ZM77 98V97H76ZM79 97H78V99H80ZM89 98V97H88ZM87 98V99H88ZM108 98H106L107 100H108ZM112 98V97H111ZM110 98V99H111ZM126 98V97H125ZM167 98H169V96L167 97ZM166 98V99H167ZM172 98H173V96H172ZM176 100L177 101H179V99L180 98H178V96H176ZM199 98H200V96H199ZM204 98V97H203ZM217 98V97H216ZM227 97H225V99H226ZM232 98V100H234ZM236 98H235V100H236ZM248 98H250V97H248ZM260 98V99H261ZM3 99V100H4ZM5 99V100H6ZM66 99V98H65ZM71 99V98H70ZM74 98H72V100H73ZM77 99V100H78ZM85 98H82V101L84 100ZM132 99V98H131ZM144 99V98H143ZM146 99V98H145ZM163 99V98H162ZM161 99V100H162ZM221 99V98H220ZM220 99L218 98V100H219V102H220ZM224 99V98H223ZM222 99V100H223ZM239 99H241V98H239ZM4 100V101H5ZM49 100V101H50ZM52 100V101H53ZM62 100H64L63 98H62ZM91 101V99H88V101ZM97 100H98V98H97ZM101 100V98H99V101ZM103 100V99H102ZM129 100V99H128ZM134 100V99H133ZM156 100V98L154 99V101ZM160 100V99H159ZM172 100V99H171ZM175 100V99H174ZM174 100H172L171 102H173ZM185 100V99H184ZM201 100V99H200ZM203 100V99H202ZM213 100V99H212ZM212 100H211V102H212ZM217 100V101H218ZM230 100V99H229ZM231 100V101H232ZM238 100V99H237ZM256 100V102H257V104H258V101L259 100H257V98L255 99ZM10 101V100H9ZM41 101H43V100H41ZM45 101H46V99H45ZM48 101V100H47ZM66 101V100H65ZM69 101H71V100H69ZM75 101V100H74ZM92 101H93V99H92ZM92 101H91V103H92ZM105 101V100H104ZM104 101H102V102H104ZM135 101V100H134ZM139 101H141V100H139ZM145 101V100H144ZM190 101H191V99H190ZM224 101V100H223ZM223 101H221V103L223 102ZM251 101H253V99L251 100ZM261 101V100H260ZM66 102H68V100L66 101ZM77 102V101H76ZM76 102H74V103H76ZM78 102H80L79 100H78ZM83 102H85V100L83 101ZM87 102V101H86ZM130 102H131V100H130ZM143 102V101H142ZM162 102V101H161ZM160 102V103H161ZM175 102V101H174ZM180 102V101H179ZM192 102V101H191ZM214 102V101H213ZM219 102H215L216 104H218ZM225 102H228V101H225ZM234 102V101H233ZM237 102H239V100L237 101ZM240 102H244L243 100H240ZM254 102V101H253ZM43 103H45L44 101H43ZM55 103H57V105H59V107L58 106H55L54 107V105H56ZM70 102H68V104H69ZM82 103V102H81ZM91 103H89V104H91ZM96 103V102H95ZM94 103V104H95ZM101 103V102H100ZM121 103V102H120ZM128 103V102H127ZM144 103V102H143ZM142 103V104H143ZM148 103H151V104H153L152 102H148ZM159 103V104H160ZM176 103V102H175ZM174 103V104H175ZM178 103V102H177ZM210 103V102H209ZM208 103V104H209ZM215 103H213V104H215ZM232 103V102H231ZM247 102H244V104H246ZM250 103V102H249ZM62 104V103H61ZM62 104V105H63ZM83 104V103H82ZM86 104H88V102L86 103ZM85 104V105H86ZM93 104V105H94ZM98 104V103H97ZM135 105H137V103L135 102L134 103ZM165 104L167 105V104H169L170 105V107H171V104L169 103V102H165ZM165 104H162V106L160 107L161 108V110L163 111V108H164V111H165V107H163V105H165ZM185 104H187V103H185ZM206 104V103H205ZM204 104V105H205ZM211 104V103H210ZM209 104V105H210ZM225 103L223 102V105H224ZM228 104H230V103H228ZM235 104V103H234ZM240 104V103H239ZM259 104H260V102H259ZM261 104H264V103H261ZM34 105V104H33ZM46 105V103L44 104V106ZM76 105L77 106H79L80 104H78V103H76ZM92 105V106H93ZM96 105V104H95ZM103 105H105L104 103H103ZM131 105V104H130ZM148 105V104H147ZM150 105V104H149ZM157 105V104H156ZM165 105V106H166ZM187 105H189V103L187 104ZM203 105V104H202ZM219 105H221V104H219ZM231 105H233V104H231ZM235 105H237V103L235 104ZM242 105V104H241ZM77 106H76V108H77ZM80 106H82V105H80ZM89 106V105H88ZM138 106V105H137ZM190 106V105H189ZM225 106H226V104H225ZM246 106V105H245ZM258 106V105H257ZM1 108H2V106H0ZM70 107V106H69ZM83 107H85V106H83ZM93 107H96V106H93ZM131 107H132V105H131ZM130 107V108H131ZM134 107H136V106H134ZM163 107V108H162ZM183 107V106H182ZM194 107V106H193ZM197 107V106H196ZM205 107H206V105H205ZM211 107V106H210ZM214 107V106H213ZM221 107H223L222 105H221ZM236 107V106H235ZM244 107V106H243ZM243 107H242V109H243ZM250 107V106H249ZM253 107V106H252ZM251 107V108H252ZM255 107V106H254ZM262 107H264V106H262ZM262 107H261V109H262ZM30 108V107H29ZM31 108H32V106H31ZM36 108H39V107H36ZM75 108V107H74ZM88 108V107H87ZM96 108H98V107H96ZM95 108V109H96ZM100 108V107H99ZM102 108V107H101ZM126 108V107H125ZM124 108V109H125ZM144 108V107H143ZM149 108V107H148ZM154 108H155V106H154ZM168 108V107H167ZM172 108V107H171ZM180 108V107H179ZM189 108V107H188ZM202 108V107H201ZM231 108H233V107H231ZM230 108V109H231ZM70 109H72V108H70ZM89 109V108H88ZM91 109V108H90ZM89 109V110H90ZM102 109H104V108H102ZM150 109V108H149ZM211 109V108H210ZM241 109V108H240ZM247 109H248V106H247ZM2 110V109H1ZM30 110H32V109H30ZM38 110V109H37ZM83 110H84V108H83ZM99 110H101V109H98V111L97 112H99ZM127 110V109H126ZM138 110V109H137ZM141 110H143V109H141ZM147 110V109H146ZM145 110V111H146ZM156 110H158V109H156ZM167 110V109H166ZM169 110V109H168ZM172 110V109H171ZM183 110H184V108H183ZM183 110H181L179 113H177V115L179 116V117H177L176 119L174 118L175 116L173 115V118H171V119H169L170 121H171V123H175V122H177V119L179 118V119H181V120H183L185 117H187L186 116V114H185V112H183ZM187 110V109H186ZM215 110H219V107H218V109H215ZM227 110V109H226ZM233 110V109H232ZM232 110L230 111V113L232 112ZM237 110V109H236ZM251 110V109H250ZM263 110V109H262ZM34 111H35V108H34ZM72 111V110H71ZM85 111V110H84ZM91 111V110H90ZM92 111H93V108H92ZM94 111H96V110H94ZM93 111V112H94ZM121 111H123V110H121ZM121 111H120V113H121ZM134 112H135V109L133 110ZM173 111V110H172ZM177 111V110H176ZM185 111V110H184ZM205 111V110H204ZM224 111V110H223ZM243 111V110H242ZM247 111V110H246ZM255 111V110H254ZM254 111H253V113H254ZM259 111V110H258ZM1 112V111H0ZM38 112V111H37ZM108 112H110V111H108ZM116 112V111H115ZM142 112V111H141ZM148 112H149V110H148ZM166 112H169V111H166ZM189 112V111H188ZM212 112H214V115L213 114H210L211 116L210 117H213V116H215V111H212ZM219 112V111H218ZM221 113H223L222 111H220ZM228 111H225L224 112V114L226 113V114H228L229 115V113H227ZM249 112V111H248ZM247 112V113H248ZM252 112V111H251ZM259 112H261V111H259ZM259 112H257V114L258 115H254V116H257L258 117V120H259V118H261L260 120H263L264 121V114H263V111H262V115L261 114H259ZM32 113H34V112H32ZM86 113V112H85ZM90 112H88V114H89ZM92 113V112H91ZM125 113V112H124ZM129 113V112H128ZM140 113V112H139ZM147 113V112H146ZM156 113H158V112H156ZM162 113V112H161ZM164 113V112H163ZM172 113V112H171ZM203 113V112H202ZM205 113V112H204ZM234 113H236V112H234ZM37 114V113H36ZM84 114V113H83ZM87 113H86V115H88ZM99 114V113H98ZM115 114V113H114ZM123 114V113H122ZM152 114V113H151ZM159 114V113H158ZM224 114H222V115H224ZM250 114V113H249ZM255 114V113H254ZM31 115V114H30ZM85 115V117H90L89 115L88 116H86ZM91 115H93V114H91ZM103 115V114H102ZM137 115H139V114H137ZM162 115V114H161ZM168 115V114H167ZM191 115H192V113H191ZM193 115H195L194 113H193ZM201 115V114H200ZM207 115H208V113H207ZM206 115V116H207ZM227 115V116H228ZM32 116H33V114H32ZM94 116H97V115H94ZM98 116H100V115H98ZM97 116V117H98ZM144 116V115H143ZM148 116H150V115H148ZM162 116H164V115H162ZM219 116H220V114H219ZM234 116V114L232 115V116H230V118L231 117H233ZM251 116V115H250ZM29 117V116H28ZM34 117V116H33ZM37 117V116H36ZM35 117V118H36ZM120 117H122V115H120ZM169 117V116H168ZM189 117V116H188ZM218 117V116H217ZM224 117V116H223ZM239 117V116H238ZM93 118V117H92ZM114 118V117H113ZM128 118V117H127ZM147 118V117H146ZM149 118H152V117H149ZM153 118H154V116H153ZM164 118V117H163ZM191 118V117H190ZM195 118H196V116H195ZM220 118H221V116L219 117V118H217V120H216V122L218 121V120H220ZM225 118V117H224ZM250 118V117H249ZM31 118H29V120H30ZM38 119V118H37ZM88 119V118H87ZM118 120H119V118H117ZM116 119V120H117ZM145 119V118H144ZM161 119V118H160ZM159 119V120H160ZM167 119V118H166ZM192 119V118H191ZM200 119V118H199ZM199 119H197V120H199ZM211 120H212V118H210ZM214 119H216V118H213V120ZM229 119V118H228ZM236 119V118H235ZM240 119H241V117H240ZM243 119V118H242ZM18 120V119H17ZM129 120H132V119H130L129 118ZM143 120V119H142ZM196 120V119H195ZM206 120H207V118H206ZM211 120L208 122H206V123H212L211 122ZM226 120H227V118H226ZM225 120V121H226ZM230 120V119H229ZM246 120V119H245ZM3 121V120H2ZM38 121V120H37ZM113 121V120H112ZM115 121V120H114ZM150 121H152V120H150ZM155 121V120H154ZM192 121H194V119L192 120ZM224 121V120H223ZM223 121L220 123V124H222L223 123ZM234 121H236V120H234ZM248 121V120H247ZM20 122V121H19ZM32 122V121H31ZM51 122H50V124H51ZM144 122V121H143ZM188 122H190V121H188ZM205 122V121H204ZM240 122V121H239ZM257 122V124H260L259 122H261V125H259L260 127H262V129L264 128L263 126H262V121H256ZM40 123V122H39ZM113 123H115V122H113ZM112 123V124H113ZM120 123V122H119ZM128 123V122H127ZM131 123V122H130ZM192 123V122H191ZM190 123V124H191ZM197 123V122H196ZM202 123V122H201ZM215 123V122H214ZM213 123V124H214ZM225 123V122H224ZM224 123H223V125H224ZM230 123H231V121H230ZM255 123V122H254ZM253 123V124H254ZM9 124V123H8ZM14 124H15V121H14ZM30 124V123H29ZM41 124V123H40ZM43 124H44V122H43ZM49 124V125H50ZM55 124H53L52 123V126H54L55 127V129H56V126H55ZM122 124V123H121ZM135 124V123H134ZM140 124V123H139ZM195 124V123H194ZM212 124V128L211 127H208V126H206V125H202V127H201V125H200V122H198L197 124H195L196 125V127H195V125H193V124H191L192 126H194L195 127V129L196 130H192V134H193V132H195L196 133V138H197V136H205V134H209V135H218V137H220L219 138V140H218V138H217V136H216V138H217V143L218 142H221L220 144H219V146H216L217 144H215L214 146L215 147H212V148H210L209 150H210V152H208V153H206L205 155L207 156V158H209V161H208V159H206V157L205 158H203L202 160H204V159H206L210 164H208V163H206V162H201V164H203V165H201V166H204V167H206L205 165H208L209 167H211V158L210 157H208V156H210V155H208V154H215V153H218V152H222V150L223 149H228V148H231L232 147V145H233V147L236 145V142L238 141H240L241 142V138H243V137H241L242 136V134H243V131L244 130H242V133H241V136H239V133L238 132H236V131H234V129H233V127H232V129L230 128V129H226V128H222V125H220V124H218V123H215L214 125ZM216 124H218L217 125V127L216 128H214V126L216 125ZM226 124V123H225ZM229 124V123H228ZM233 124V121H232V123H231V125ZM243 124V123H242ZM244 124H246V122L244 123ZM250 124V123H249ZM252 124V123H251ZM3 125V124H2ZM10 125H11V123H10ZM20 125V127L22 126L21 124H19ZM31 125V124H30ZM32 125H34L33 123H32ZM36 125V124H35ZM44 125H46V124H44ZM126 124H125V122H124V126H125ZM131 125H133V124H131ZM138 125V124H137ZM207 125H209V124H207ZM230 125V124H229ZM228 125V126H229ZM235 125V124H234ZM255 125V124H254ZM254 125H251L250 126V128L252 127V126H254ZM17 126V125H16ZM24 126V125H23ZM28 126V125H27ZM26 126V127H27ZM48 126V125H47ZM46 126V127H47ZM111 126V125H110ZM109 126V127H110ZM116 126V125H115ZM147 126V125H146ZM149 126V125H148ZM181 126V125H180ZM226 126V125H225ZM224 126V127H225ZM227 126V127H228ZM233 126V125H232ZM249 126V125H248ZM247 126V127H248ZM256 126V125H255ZM2 127V126H1ZM0 127V128H1ZM19 127V126H18ZM19 127V128H20ZM45 127V126H44ZM44 127H40L41 129H43ZM50 127H51V125H50ZM53 127V128H54ZM79 127H81L80 129H79ZM108 127V126H107ZM117 127V126H116ZM122 127H123V125H122ZM199 127L201 128V129H199ZM231 127V126H230ZM18 128V129H19ZM31 128V127H30ZM49 128V127H48ZM52 127L50 128V129H53ZM113 128V127H112ZM125 128V127H124ZM131 128V127H130ZM142 128H144V127H142ZM150 128V127H149ZM160 128V127H159ZM186 128V127H185ZM190 128H192V127H190ZM240 128V127H239ZM245 128V127H244ZM256 128V127H255ZM254 128V129H255ZM257 128H259L258 127V125H257ZM256 128V129H257ZM21 129V128H20ZM38 129V128H37ZM36 129V130H37ZM41 129H39L40 131H42ZM65 129V128H64ZM113 129H115V128H113ZM119 129V128H118ZM120 129H121V127H120ZM126 129V128H125ZM134 129V128H133ZM132 129V131L133 132H135V131H137V130H133ZM147 129V128H146ZM155 129V128H154ZM241 129V128H240ZM243 129V128H242ZM253 129V128H252ZM255 129V130H256ZM3 130V129H2ZM6 130H7V128H6ZM16 130V129H15ZM32 130H33V128H32ZM31 130V131H32ZM35 130V131H36ZM45 130V129H44ZM47 130V129H46ZM59 130V129H58ZM63 130V129H62ZM105 130H107V129H105ZM104 130V131H105ZM108 130H110V128H108ZM108 130H107V132H108ZM117 130V129H116ZM151 130V129H150ZM169 130V129H168ZM191 130H190V134H191ZM248 130V129H247ZM257 130H259V129H257ZM256 130V131H257ZM30 131V130H29ZM60 131V130H59ZM121 131L123 132V130L121 129ZM120 130H119V133L121 132ZM128 131V130H127ZM132 131H130V129H129V131L128 132H132ZM249 131V130H248ZM250 131H251V129H250ZM249 131V132H250ZM253 131V130H252ZM255 131V132H256ZM260 131V130H259ZM259 131H257V132H259ZM4 132V131H3ZM9 132V131H8ZM19 132V131H18ZM21 132V131H20ZM24 132H26L25 130H24ZM27 132H28V130H27ZM38 132V131H37ZM45 132V131H44ZM57 131H55V133H56ZM106 132V131H105ZM128 132H126V133H128ZM139 132V131H138ZM142 132H143V130H142ZM178 132V131H177ZM183 132V131H182ZM185 132V131H184ZM239 132H241L240 130H239ZM245 132V131H244ZM248 132V133H249ZM261 132H262V130H261ZM264 132V131H263ZM262 132V133H263ZM10 133H12V132H10ZM52 133V132H51ZM58 134H59V132H57ZM60 133H62V132H60ZM118 133V134H119ZM124 134L125 136H123L122 134L120 135L121 136V138H122V136H123V138L124 137H126V136H128L127 134ZM136 133V132H135ZM141 133V132H140ZM194 133V134H195ZM198 133H200V135L198 134ZM229 133L230 134H232V137L230 138V137H227L226 135L228 134V136H229ZM3 134V133H2ZM1 134V135H2ZM16 134V133H15ZM30 134V133H29ZM28 134V135H29ZM33 134V133H32ZM35 135L37 134V133H34ZM40 134H41V132H40ZM39 134V135H40ZM46 134H47V132H46ZM104 134V133H103ZM129 134V133H128ZM132 134V133H131ZM131 134H129V136L128 137H133V136H131ZM137 134V133H136ZM144 134V133H143ZM150 134V133H149ZM183 134V133H182ZM192 134H191V136H192ZM193 134V135H194ZM245 134V133H244ZM258 134H260V132L258 133ZM257 134V135H258ZM264 134V133H263ZM262 134V135H263ZM10 135V134H9ZM25 135V134H24ZM49 135H51L50 133H49ZM48 135V136H49ZM54 135H56V134H54ZM101 135V134H100ZM106 135V134H105ZM110 135H111V133H110ZM145 135V134H144ZM143 135V136H144ZM246 135H248V134H246ZM251 135H253V133H251ZM256 134H254V136H255ZM261 135V134H260ZM259 135V136H260ZM42 136L43 135H41V136H39L40 137V139L42 138ZM46 136V135H45ZM99 136V135H98ZM114 136V135H113ZM116 136V139H118V137H117V135H115ZM119 136V135H118ZM136 136V135H135ZM183 136V135H182ZM187 136V135H186ZM239 136V137H238ZM248 136H250V134L248 135ZM17 137H18V135H17ZM29 137V136H28ZM38 137V136H37ZM47 137V136H46ZM50 137V136H49ZM54 137H56V136H54ZM65 137V136H64ZM63 137V138H64ZM111 137V136H110ZM109 137V138H110ZM128 137H126V138H124V139H126L125 140V142L128 140V139H130V141H132L131 140V138H128ZM147 137V136H146ZM146 137H144V138H142L143 140L146 138ZM177 137V136H176ZM175 137V138H176ZM194 137V136H193ZM206 137L207 136H205V138L204 139H206ZM211 137V136H210ZM252 137V136H251ZM264 137V136H263ZM4 138H5V135H4ZM12 138H13V136H12ZM23 138V137H22ZM60 138H62V137H60ZM67 138V137H66ZM66 138H64V141H65V139ZM108 138V139H109ZM115 138V137H114ZM122 138V141L121 142H123V139ZM136 137H134V139H135ZM181 138H183V137H181ZM188 138V137H187ZM199 138V137H198ZM202 138V137H201ZM238 138H240V140H237ZM253 138V137H252ZM1 139H3V137L1 138ZM10 139V138H9ZM28 139V138H27ZM32 139H33V137H32ZM44 139V138H43ZM140 139V138H139ZM174 139V138H173ZM195 139V138H194ZM209 139H211V138H209ZM212 139H214V137H212ZM245 139V138H244ZM257 139H259V138H257ZM261 139V141L260 142H262V138H260ZM264 139V138H263ZM7 140V139H6ZM11 140V139H10ZM24 140V139H23ZM34 140V139H33ZM49 140V139H48ZM55 140H56V138H55ZM67 140V139H66ZM121 140V139H120ZM141 140V139H140ZM148 140V139H147ZM180 140V139H179ZM190 140H192V138L190 139ZM196 140V139H195ZM207 140H208V137H207ZM215 140V139H214ZM18 141H19V139H18ZM42 141H44V140H42ZM60 141V140H59ZM109 141V140H108ZM117 141V140H116ZM118 141H119V139H118ZM117 141V142H118ZM138 141V140H137ZM182 141H183V139H182ZM182 141H181V143H182ZM189 141V140H188ZM187 141V142H188ZM204 141V140H203ZM206 141V140H205ZM204 141V142H205ZM210 141V140H209ZM216 141V140H215ZM245 141H247V140H243V143L245 142ZM249 141H251V140H249ZM10 142V141H9ZM16 142V141H15ZM20 142H23V141H20ZM33 141H31L30 142V144L32 143ZM67 142V141H66ZM71 142H73V140H70V141H68V144H70ZM105 142V141H104ZM107 142V141H106ZM140 142V141H139ZM138 142V143H139ZM147 142V141H146ZM185 142V141H184ZM197 142H200V139H198V141H196V143ZM203 142V143H204ZM214 141L212 140V143H213ZM237 142V143H238ZM240 142L237 144V145H239L240 144ZM254 143H252V144H256L255 142V140L253 141ZM258 143L257 144H259V140L257 141ZM264 142V141H263ZM1 143V142H0ZM6 143V142H5ZM103 143V142H102ZM108 143V142H107ZM114 143H115V140H114ZM137 143V142H136ZM144 143H145V141H144ZM175 143V142H174ZM209 143V142H208ZM211 143V144H212ZM216 143V142H215ZM248 142H246V144H247ZM2 144V143H1ZM4 144V143H3ZM13 144H14V142H13ZM23 144V143H22ZM25 144H26V141H25ZM24 144V145H25ZM27 144H28V142H27ZM29 144V145H30ZM33 144V143H32ZM52 144V143H51ZM67 144V143H66ZM109 144H112V143H110L109 142ZM118 144H119V146H120V143L118 142ZM118 144H116L115 143V145H117L118 146ZM133 144H134V142H133ZM141 144H143V143H141ZM161 144V143H160ZM159 144V145H160ZM176 144H177V142H176ZM183 144V143H182ZM193 144V143H192ZM192 144H191V146H192ZM198 144V143H197ZM207 144V143H206ZM211 144H210V146H211ZM242 144V143H241ZM249 144V143H248ZM264 144V143H263ZM18 145H21L20 143H18ZM17 145V146H18ZM35 145V144H34ZM40 145V144H39ZM45 145V144H44ZM49 145V144H48ZM55 145V144H54ZM58 145V144H57ZM63 145V144H62ZM62 145H60L61 147H64V146H62ZM105 145H106V143H105ZM123 145H124V143H123ZM122 145V146H123ZM129 145H130V143H129ZM128 144H127V146H129ZM134 145H136V144H134ZM144 145V144H143ZM142 145V147L140 148L141 150L140 151H143V153H146V152H144L145 151V149H146V147L147 146H143ZM202 145V144H201ZM205 145V143L202 145V147ZM208 145V144H207ZM251 145V144H250ZM12 146V145H11ZM15 146V145H14ZM38 146V145H37ZM43 146V145H42ZM47 146V145H46ZM50 146V145H49ZM53 146V145H52ZM68 146V145H67ZM90 146V145H89ZM88 146V147H89ZM110 146V145H109ZM113 146H114V144H113ZM186 146V145H185ZM209 146V145H208ZM242 146V148H244L243 146H244V144H242L241 145ZM252 146V145H251ZM259 147L261 146V145H258ZM10 147V146H9ZM24 147V146H23ZM35 148H36V146H34ZM33 147V148H34ZM39 147V146H38ZM48 147V146H47ZM51 147V146H50ZM49 147V148H50ZM58 147V146H57ZM70 147V146H69ZM74 147V146H73ZM83 147V146H82ZM91 147V146H90ZM115 147V146H114ZM124 147V146H123ZM132 147H133V145H132ZM156 147V146H155ZM162 147V146H161ZM160 147V148H161ZM197 147H198V145H197ZM202 147H199V148H201L202 149ZM237 147H240V146H237ZM245 147H246V145H245ZM257 147V146H256ZM16 148V150H17V147H15ZM27 148H28V146H27ZM56 148V147H55ZM78 148V147H77ZM98 148V147H97ZM116 149H117V147H115ZM121 148V147H120ZM119 148V149H120ZM125 149H126V147H124ZM135 148H136V146H135ZM158 148V147H157ZM165 148V147H164ZM176 148V147H175ZM181 148V147H180ZM180 148H179V150H180ZM194 148V147H193ZM207 147H203V149H206ZM249 148V147H248ZM247 147H246V149L245 150H247L248 149ZM5 149H7V148H5ZM18 149H19V147H18ZM25 149V148H24ZM32 149V148H31ZM37 150H38V148H36ZM45 149V148H44ZM51 149H53V148H51ZM60 149V151L62 150L61 148H59ZM58 149V150H59ZM67 149V148H66ZM90 149V148H89ZM96 149V148H95ZM113 149V148H112ZM118 149V150H119ZM122 149V148H121ZM134 149V148H133ZM133 149H132V152H133ZM137 149H139V148H137ZM155 149V148H154ZM153 149V150H154ZM163 149V148H162ZM182 149V148H181ZM197 149V148H196ZM233 149H235V147L233 148ZM238 148H236V150H237ZM240 149V148H239ZM250 149V148H249ZM248 149V151H250ZM255 149V148H254ZM264 148H262L261 150H263ZM37 150H35L34 149V151L36 152V154H37ZM50 150V149H49ZM57 150V151H58ZM71 150V149H70ZM78 150V149H77ZM84 150H85V148H84ZM130 150V149H129ZM178 150V151H179ZM182 150H184V149H182ZM190 150V149H189ZM207 150V149H206ZM208 150V151H209ZM231 150H232V148H231ZM236 150H235V154H236ZM243 152H244V150L243 149H241ZM24 151V150H23ZM28 151H30V150H28ZM39 151V150H38ZM48 151V150H47ZM56 151V150H55ZM57 151L56 152H54L55 154H51L52 156H57L56 155V153H57ZM66 151V150H65ZM65 151H63L64 153H67V152H65ZM89 151H91V150H89ZM114 151V150H113ZM122 152H124L123 150H121ZM127 151H128V149H127ZM126 151V152H127ZM131 151V150H130ZM148 151V150H147ZM166 151H167V148H166ZM196 151V150H195ZM202 151V150H201ZM204 151V150H203ZM223 151H226V150H223ZM233 151V150H232ZM1 152V151H0ZM9 152V151H8ZM19 152V151H18ZM52 152H53V150H52ZM82 152V151H81ZM109 152V151H108ZM107 152V153H108ZM150 152V151H149ZM159 153H161L160 151H158ZM190 152V151H189ZM200 152V151H199ZM256 152V151H255ZM259 152H260V150H259ZM264 151H262V153H263ZM3 153V152H2ZM6 153V152H5ZM15 153V152H14ZM13 153V154H14ZM50 151H49V155H50ZM75 153V152H74ZM110 153V152H109ZM125 153V152H124ZM123 153V154H124ZM129 153V152H128ZM142 153V154H143ZM165 154H166V152H164ZM201 153H204V152H201ZM227 153H229V152H227ZM226 153V154H227ZM233 153H234V151H233ZM239 153H240V151L238 152V156H239ZM249 153V152H248ZM247 152L246 153H244V155L245 154H248ZM251 153V152H250ZM254 153V152H253ZM261 153V152H260ZM4 154V153H3ZM7 154H9V153H7ZM33 154L34 153H32L31 155L33 156ZM44 154V153H43ZM42 154V155H43ZM62 154V153H61ZM86 154V153H85ZM105 154V153H104ZM103 154V155H104ZM149 154H151V153H149ZM155 154V153H154ZM158 154V153H157ZM175 154V153H174ZM173 154V155H174ZM176 154H177V152H176ZM187 154V153H186ZM185 154V155H186ZM190 154V153H189ZM199 154V153H198ZM222 154V153H221ZM225 154V153H224ZM231 154V153H230ZM243 154V153H242ZM4 155H6V154H4ZM15 155V154H14ZM26 155H27V153H26ZM26 155H24V156H26ZM45 155V154H44ZM64 155V154H63ZM76 155V154H75ZM84 155V154H83ZM83 155H80V156H83ZM111 155V154H110ZM122 155V154H121ZM144 155V154H143ZM142 155V156H143ZM161 155V154H160ZM188 155V154H187ZM190 155H192V154H190ZM194 155H196V154H194ZM200 155V154H199ZM232 155V154H231ZM234 155V154H233ZM232 155V156H233ZM13 156V155H12ZM17 156V155H16ZM23 156V157H24ZM29 156V155H28ZM37 156H40V154H39V152H38V154H37ZM46 156V155H45ZM44 156V158H46ZM72 156V155H71ZM70 156V157H71ZM80 156H79V159H80ZM90 156V155H89ZM139 156V154H138V151L136 152H134V153H131L130 152V155L128 154V156H126V158L124 159L123 157H124V155H123V161H122V163L119 165V167L118 168H120L121 169V171H122V168L124 169V168H129V167H132V168H135V166L133 167V166H131V165H136L137 163H139V161H137V157ZM159 156V155H158ZM164 156V155H163ZM182 156V155H181ZM219 156V155H218ZM217 156V157H218ZM226 156V155H225ZM232 156H230V157H232ZM250 156V155H249ZM259 156L260 155H258V157H256V159L257 158H259ZM2 157H3V155H2ZM1 157V158H2ZM5 157V156H4ZM9 157V156H8ZM22 157V156H21ZM27 157V156H26ZM29 157H31V156H29ZM43 157V156H42ZM62 155H58L57 156V159L59 158V160L60 159H62ZM73 157V156H72ZM152 157V156H151ZM153 157H154V155H153ZM175 157V156H174ZM176 157H177V155H176ZM175 157V158H176ZM186 157V156H185ZM188 157H190L189 155H188ZM195 157V156H194ZM194 157H192V159L194 158ZM199 157V156H198ZM215 157V158H214ZM216 156H213V160H215L216 161V158H217ZM221 157V156H220ZM226 157H228V156H226ZM235 158L237 157L236 155L234 156ZM240 157V156H239ZM238 157V158H239ZM243 157V156H242ZM264 155L262 156V157H260V158H262L263 160H264ZM0 158V159H1ZM16 158V157H15ZM32 158V157H31ZM30 158V159H31ZM63 158H65V156L63 157ZM67 158V157H66ZM161 158V157H160ZM164 158H166V157H164ZM178 158V157H177ZM197 158V157H196ZM195 158V159H196ZM219 158V157H218ZM222 158V157H221ZM221 158H219L220 160H221ZM225 158V157H224ZM241 158V157H240ZM245 158V157H244ZM249 158V157H248ZM247 158V159H248ZM253 158V157H252ZM6 159V158H5ZM35 159V158H34ZM36 159H38V158H36ZM56 159V160H57ZM117 159H118V157H117ZM143 159H145V158H142V160ZM149 159V158H148ZM167 159H168V157H167ZM194 159V160H195ZM197 159H199V158H197ZM218 159V160H219ZM237 159V158H236ZM251 159V158H250ZM256 159H254V160H256ZM4 160V159H3ZM10 160V159H9ZM42 160V159H41ZM53 160V159H52ZM51 159H50V161H48L49 163H51V161H52ZM58 160V161H59ZM77 160V159H76ZM99 160V159H98ZM109 160V159H108ZM141 160V159H140ZM147 160V159H146ZM158 160V159H157ZM163 160V159H162ZM169 160V159H168ZM176 160V159H175ZM174 160V161H175ZM179 160H180V158H179ZM186 160V159H185ZM185 160H183V161H185ZM212 160V161H213ZM220 160H219V162H220ZM225 160L226 159H224V164L222 165L223 166V169L225 168L224 167V165L226 164V162H225ZM241 160V159H240ZM253 160V159H252ZM251 160V161H252ZM254 160H253V162H254ZM263 160L262 161H260L259 160V163H257L258 161H255L256 162V164H254L253 162H251L252 163V167H254V166H257V167H260L259 169L257 168V167H255V171H251L250 169L251 168H246L247 170V172L245 173L246 175H241L240 177H239V179H238V177H236L235 178V180H236V182L238 183V182H240L239 184H242V186L244 187V184H245V188L247 187V185H248V187H253V189H252V191L254 190V192L255 191H257V192H259L258 190H255L254 189V187L256 188V186H260V185H263L264 184V162H263ZM27 161V160H26ZM45 161V160H44ZM54 161H55V158H54ZM63 160H60V162H62ZM69 161V160H68ZM74 161V160H73ZM103 161V160H102ZM118 161H119V159H118ZM149 161V160H148ZM167 161V160H166ZM173 161V160H172ZM173 161V162H174ZM187 161V160H186ZM199 161V160H198ZM214 161V162H215ZM227 161H229V160H227ZM245 161V160H244ZM248 161V160H247ZM14 162V161H13ZM16 162V161H15ZM47 162V163H48ZM57 162V161H56ZM121 162V161H120ZM180 161H178L177 160V164H176V166H183V164L180 162ZM196 162V161H195ZM213 162V165L215 166V164H216V162L214 163ZM223 162V161H222ZM222 162H220L221 164H222ZM242 162V161H241ZM246 162V161H245ZM249 161L247 162V164L248 163H250ZM9 163V162H8ZM11 163V162H10ZM9 163V164H10ZM17 163V162H16ZM37 163V162H36ZM70 163V162H69ZM78 163V162H77ZM142 163V162H141ZM146 163V162H145ZM152 163H154V161H152ZM160 163V162H159ZM167 163V162H166ZM165 163V161H163V164L165 165L166 164ZM172 163V162H171ZM170 163V164H171ZM185 163H187V162H185ZM198 163V162H197ZM199 163H200V161H199ZM218 163V162H217ZM231 163V162H230ZM21 164H22V160L21 161H19L18 162V164H16L17 166H20L21 167ZM26 164V163H25ZM24 164V165H25ZM41 164H42V162H41ZM51 164H56V163H51ZM79 164V163H78ZM112 164V163H111ZM149 164V163H148ZM155 164V163H154ZM157 164H158V162H157ZM163 164H161L162 166H164ZM169 164V163H168ZM167 164V165H168ZM174 164V163H173ZM190 164V163H189ZM220 164V165H221ZM233 164V163H232ZM238 164H240V162L238 163ZM237 164V165H238ZM242 164V163H241ZM240 164V165H241ZM244 164V163H243ZM253 164H254V166H253ZM2 165H4V164H2ZM8 165V164H7ZM28 166L30 165V168L32 167L31 166V162L29 161V164H27ZM27 165H25V166H27ZM32 165H33V163H32ZM69 165V164H68ZM92 165V164H91ZM139 165V164H138ZM143 165V164H142ZM147 165V164H146ZM150 165V164H149ZM152 165V164H151ZM186 165V164H185ZM195 165V164H194ZM199 165V164H198ZM213 165H212V167H213ZM217 165V164H216ZM219 165V166H220ZM229 165V164H228ZM246 165V164H245ZM0 166H1V164H0ZM9 166V165H8ZM13 166V165H12ZM25 166L23 167V169L25 168ZM35 166V165H34ZM33 166V167H34ZM42 166V165H41ZM49 166V165H48ZM47 166V167H48ZM53 166V165H52ZM71 166H73V165H71ZM160 166V165H159ZM162 166H160V167H162ZM190 166V165H189ZM188 166V164H187V167H189ZM197 166V165H196ZM200 166V167H201ZM243 166V165H242ZM15 167V166H14ZM14 167H13V169H14ZM20 167H16V168H19L20 169ZM51 167V166H50ZM56 167H57V164H56ZM69 167V166H68ZM76 167V166H75ZM143 167V166H142ZM146 167V166H145ZM144 167V168H145ZM168 167H169V165H168ZM168 167H165L164 166V169H162V170H165V169H167ZM173 167H174V165H173ZM186 167V166H185ZM185 167H182V168H185ZM197 167H199V166H197ZM218 167V166H217ZM232 167V166H231ZM235 167V166H234ZM233 167V168H234ZM244 167H248V166H244ZM243 167V168H244ZM250 167V166H249ZM10 168V167H9ZM22 168V167H21ZM30 168H28V171H30L29 169ZM53 168H55V167H53ZM52 168V169H53ZM112 168H117V167H107V166H102V167H99V169L96 171V169H94L95 171H93L92 173H91V175L92 174H94V175H100L102 172H108V173H110V171L112 172L113 170H111ZM117 168V169H118ZM148 168V167H147ZM150 168V167H149ZM154 168V167H153ZM169 168H171V166L169 167ZM176 168L177 167H174V169H173V172H172V175H176L175 174V172L177 171L176 170ZM189 168H192V166H190ZM189 168H187V169H185L186 170V173H189V172H187L188 171V169ZM215 168V167H214ZM213 168V170H215ZM230 168V167H229ZM233 168H230V169H233ZM239 168V167H238ZM238 168H237V170H238ZM7 169H8V167H7ZM18 169V170H19ZM27 169V168H26ZM34 169V168H33ZM40 169V168H39ZM68 169V168H67ZM71 169V168H70ZM73 169V168H72ZM79 169V168H78ZM92 169H93V167H92ZM143 169V168H142ZM157 169H158V166H157ZM160 169V168H159ZM172 169H170L171 171H172ZM178 169V168H177ZM181 169V168H180ZM179 169V170H180ZM200 169V168H199ZM245 169V168H244ZM253 169V168H252ZM3 170V169H2ZM2 170H0V171H2ZM50 170V169H49ZM76 170V169H75ZM126 170V169H125ZM131 170V169H130ZM151 170V169H150ZM175 170V171H174ZM178 170V171H179ZM183 171H184V169H182ZM192 170V169H191ZM198 170V169H197ZM197 170H196V172H197ZM203 170V169H202ZM207 170V169H206ZM224 170H226V168L224 169ZM227 170H228V168H227ZM239 170H240V168H239ZM254 170V169H253ZM14 171V170H13ZM23 171V170H22ZM24 171H26V170H24ZM24 171L23 172H21V175L24 173ZM32 171V170H31ZM39 171V170H38ZM133 171V170H132ZM135 171V170H134ZM133 171V172H134ZM148 171V170H147ZM153 171V170H152ZM154 171L156 172V170L154 169ZM166 171V170H165ZM201 171V170H200ZM204 171V170H203ZM203 171H202V173H203ZM210 171H211V169H210ZM209 171V172H210ZM232 171V170H231ZM234 171H235V169H234ZM4 172V171H3ZM18 172H20V171H18ZM17 172V173H18ZM27 172V171H26ZM36 172V171H35ZM52 172V171H51ZM88 172V171H87ZM118 172H120V171H118ZM141 172V171H140ZM146 172V171H145ZM158 172V171H157ZM156 172V173H157ZM159 172H161V170H159ZM167 172H169V170H167ZM180 172H182V171H179V173ZM185 172V171H184ZM215 172V171H214ZM213 172V173H214ZM53 173V172H52ZM56 173V172H55ZM60 173H61V171H60ZM64 173V172H63ZM90 173V172H89ZM88 173V174H89ZM100 173V174H99ZM124 173V172H123ZM153 173V172H152ZM155 173V174H156ZM162 173H164V172H162ZM170 173V172H169ZM167 174V175H169L170 176V178L172 177L171 176V173L170 174ZM183 173V172H182ZM212 173V174H213ZM216 173H217V171H216ZM224 173V172H223ZM223 173H221V174H223ZM227 173V172H226ZM233 174L235 173V172H232ZM7 174H8V172H7ZM10 174H11V171H10ZM12 174H14V173H12ZM20 174V173H19ZM26 174V173H25ZM32 174V173H31ZM36 174V173H35ZM39 174V173H38ZM75 174V173H74ZM79 174H81V173H79ZM84 174H86L85 172H84ZM112 174V173H111ZM113 174H114V172H113ZM126 174V173H125ZM124 174V175H125ZM133 174V173H132ZM149 174H151V173H149ZM177 174H178V172H177ZM181 174V173H180ZM183 174H185V173H183ZM193 174H194V171H193ZM198 174H200V173H198ZM215 174V173H214ZM229 174V173H228ZM17 175V174H16ZM28 175V174H27ZM26 175V176H27ZM73 175V174H72ZM76 175H78V174H76ZM87 175V174H86ZM85 175V176H86ZM123 175V174H122ZM124 175H123V177H122V180H125L124 179ZM128 175V174H127ZM127 175H125V178H128V177H126ZM157 175H159V173H157ZM157 175H156V178H157ZM162 176H163V174H161ZM164 175H165V173H164ZM186 175V174H185ZM191 175V174H190ZM210 175V174H209ZM208 175V176H209ZM220 175V174H219ZM225 175V174H224ZM223 175V176H224ZM237 175V174H236ZM1 176V175H0ZM5 176V175H4ZM9 176V175H8ZM11 176V175H10ZM13 176V175H12ZM31 176V175H30ZM38 176V175H37ZM48 176V175H47ZM63 176V175H62ZM81 176V175H80ZM102 176H103V173H102ZM106 176V175H105ZM108 176V175H107ZM106 176V177H107ZM117 177H118V175H116ZM116 176L115 177H112V178H114L113 180V182H116L117 181V179H116V181H115V178H116ZM119 176H121V175H119ZM129 176V175H128ZM151 176V175H150ZM162 176L160 177V178H162ZM169 176H168V178H169ZM177 176H179V175H177ZM181 176V175H180ZM194 176V175H193ZM198 176V175H197ZM222 176V178H226L227 179V176L226 177H223ZM234 176H235V174H234ZM19 177V176H18ZM18 177H16L17 179H19L20 180V178H18ZM25 177V176H24ZM32 177V176H31ZM40 177V176H39ZM43 176L41 175V178H42ZM61 177V176H60ZM73 177V176H72ZM79 177V176H78ZM93 177V176H92ZM95 177V176H94ZM98 177V176H97ZM109 177V176H108ZM111 177V176H110ZM140 177V176H139ZM153 177V176H152ZM165 177H166V175H165ZM165 177H163L164 179H165ZM184 177V175L182 176V177H179V179L180 180H182V181H185V180H187V175H186V177H184V178H186L185 180H183L182 178ZM12 178V177H11ZM45 178V177H44ZM85 178V177H84ZM87 178V177H86ZM91 178V177H90ZM89 178V179H90ZM99 178H100V176H99ZM99 178H98V180H99ZM102 178V177H101ZM138 178V177H137ZM141 178V177H140ZM144 178H146V177H144ZM151 178V177H150ZM149 178V179H150ZM167 178V177H166ZM168 178H167V182L169 181L168 180ZM177 178V182H179L180 180L178 179V177H176ZM196 178V177H195ZM220 178V177H219ZM218 178V179H219ZM228 178H229V175H228ZM0 179H3V178H0ZM10 179V178H9ZM13 179H14V177H13ZM25 179V178H24ZM30 179V178H29ZM40 179V178H39ZM68 179V178H67ZM76 179V178H75ZM79 179H81V177L79 178ZM94 179V178H93ZM93 179H91V180H93ZM103 179H104V177H103ZM111 179V178H110ZM128 179H130V181L132 180L131 179V176H129V178ZM136 179V178H135ZM139 179V178H138ZM159 179V177L157 178V179H155V177H154V179H153V181H155V180H158ZM173 179H175V177L173 176ZM201 179H203V178H201ZM212 178H210V180H211ZM217 179V180H218ZM221 179V178H220ZM219 179V180H220ZM231 179V178H230ZM18 180V181H19ZM21 180H23V178L21 179ZM32 180H33V177H32ZM42 180H44V179H41V183L43 182ZM51 180V179H50ZM96 181H97V179H95ZM104 180H107V179H104ZM121 180V181H122ZM127 180V179H126ZM166 180V179H165ZM195 180V179H194ZM213 180H214V178H213ZM222 180V179H221ZM220 180V181H221ZM223 180H225V179H223ZM229 180V179H228ZM227 180V181H228ZM232 180H234V177H232ZM230 181V184H231V182H233V181ZM235 180H234V182H235ZM10 181V180H9ZM30 181H31V179H30ZM40 181V180H39ZM46 181V180H45ZM45 181H44V183H45ZM48 181V180H47ZM67 181V180H66ZM73 181V180H72ZM87 181V180H86ZM95 181V182H96ZM108 182H109V179L107 180ZM112 181V180H111ZM119 182H120V177H119V180H118ZM118 181H117V183H118ZM128 181V180H127ZM129 181V182H130ZM133 181V180H132ZM144 181H145V179H144ZM159 181V180H158ZM157 181V182H158ZM164 181V180H163ZM173 181V180H172ZM189 181V180H188ZM215 181V180H214ZM1 182V181H0ZM8 182V181H7ZM12 182V181H11ZM25 182L26 181H24L23 182V184H21V185H24L25 184ZM49 182V181H48ZM47 182V183H48ZM74 182V181H73ZM93 182V181H92ZM113 182H111V183H113ZM164 182H166V181H164ZM186 182V181H185ZM206 182V181H205ZM213 182V181H212ZM217 182V181H216ZM215 182V183H216ZM219 182V181H218ZM223 182V181H222ZM6 183V182H5ZM16 183V182H15ZM14 183V184H15ZM19 183V182H18ZM40 183V182H39ZM60 183V182H59ZM82 183V182H81ZM102 183V182H101ZM101 183H99V184H101ZM106 183V182H105ZM117 183H115L116 185H117ZM121 183V182H120ZM120 183H118V185H120ZM145 183V182H144ZM147 183H148V181H147ZM152 183V182H151ZM161 183H162V181H161ZM170 183V182H169ZM174 183H176V180L174 181ZM174 183H172L173 185H174ZM179 183H181V182H179ZM184 183V182H183ZM211 183V182H210ZM214 183V182H213ZM226 182L224 181L223 182V184H225ZM12 184H13V182H12ZM31 184H32V182H31ZM43 184V183H42ZM61 184V183H60ZM59 184V185H60ZM90 184H92V183H90ZM95 184H97L98 185V183L96 182ZM107 184V183H106ZM110 184V183H109ZM109 184H107V186H109V187H111L112 185H109ZM125 184H127V182L125 183L124 182V186H125ZM133 184H134V181H133ZM176 184H178V183H176ZM200 184V183H199ZM218 184V183H217ZM219 184H220V182H219ZM222 184V183H221ZM228 184V183H227ZM26 185V184H25ZM66 184H64V186H65ZM68 185H70V182H69V184ZM89 185V184H88ZM102 185V184H101ZM104 185V184H103ZM151 185V184H150ZM157 184H155V186H156ZM226 185V184H225ZM232 185H233V183H232ZM234 185L236 186V185H238V184H235L234 183ZM250 185V186H249ZM4 186H5V184H4ZM14 186V185H13ZM71 186V185H70ZM77 186V185H76ZM84 186V185H83ZM87 186V185H86ZM122 186H123V184H122ZM131 186V185H130ZM142 186H144V184L142 185ZM154 186V185H153ZM161 186V185H160ZM169 187H170V184L168 185ZM175 186V185H174ZM177 186V185H176ZM184 186V185H183ZM187 187H189L188 185H186ZM185 186V187H186ZM190 186H192V185H190ZM205 186H206V183H205ZM229 186V185H228ZM234 186V187H235ZM6 187V186H5ZM28 187H29V185H28ZM55 187V186H54ZM53 187V188H54ZM62 187V186H61ZM73 187V186H72ZM82 187V186H81ZM101 187V186H100ZM100 187H98L97 186V188H98V190L97 191H95V193H93V194H95V195H93V197L94 196H96V192H99L100 194H101V188ZM104 187V188H103ZM102 187V189H105L106 188V186H103ZM113 188H114V185L112 186ZM111 187V188H112ZM127 187V186H126ZM129 187V186H128ZM169 187H167V188H169ZM179 187V186H178ZM186 187V188H187ZM206 187H208V184H207V186ZM220 187H221V185H220ZM220 187L218 186V188H219V190H220ZM224 187V186H223ZM231 187H233V186H231ZM230 187V188H231ZM233 187V188H234ZM247 187V188H248ZM262 187V186H261ZM2 188V186L0 187V189ZM31 188V187H30ZM30 188H28V190H31ZM94 188V186L92 187V189ZM95 188H96V186H95ZM94 188V189H95ZM122 188L123 187H121V190H122ZM145 188V187H144ZM157 188V187H156ZM161 188V187H160ZM167 188H165V189H167ZM199 188V187H198ZM210 188V187H209ZM214 188V189H213ZM212 189L213 190H215V187H213ZM217 188V189H218ZM237 188H238V186H237ZM240 188V187H239ZM244 188V189H245ZM11 189V188H10ZM34 188H32V190H33ZM48 189V188H47ZM60 189V188H59ZM74 189V188H73ZM87 189H90V185H89V187L87 188ZM133 189V188H132ZM131 189V190H132ZM158 189V188H157ZM171 189V188H170ZM179 189H180V187H179ZM178 189V190H179ZM203 189V188H202ZM227 189V188H226ZM229 189V188H228ZM243 189V190H244ZM250 189V188H249ZM248 189V190H249ZM260 189V188H259ZM13 189H11V191H12ZM19 190V189H18ZM26 190V189H25ZM27 190V191H28ZM54 190V189H53ZM69 190V189H68ZM82 190H83V188H82ZM100 190V191H99ZM108 190H110L109 188L107 189V191ZM126 190V189H125ZM143 190V189H142ZM152 190H154V189H152ZM205 190V189H204ZM218 190V191H219ZM242 190V189H241ZM246 190V191H245ZM244 191L245 192H247V193H249L250 194V191L248 192V190L247 189H245ZM262 190V189H261ZM19 191H21V189L19 190ZM22 191H23V188H22ZM22 191L20 192V193H22ZM70 191V190H69ZM92 191H94V190H92ZM110 191H113V190H110ZM110 191H109V193H110ZM161 191V190H160ZM169 191V190H168ZM181 191H183V190H181ZM191 191V190H190ZM189 191V192H190ZM194 191V190H193ZM198 191V190H197ZM201 191V190H200ZM212 191V190H211ZM217 191V190H216ZM221 192L223 191V189H221L220 190ZM224 191H225V188H224ZM234 191V190H233ZM232 191V192H233ZM252 191H251V194H252ZM1 192H2V190H1ZM6 192V191H5ZM10 192V191H9ZM8 192V193H9ZM59 192V191H58ZM62 192H63V190H62ZM64 192H66V191H64ZM83 192V191H82ZM88 192H89V190H88ZM91 192V191H90ZM89 192V193H90ZM114 192V194H115V190L113 191ZM112 192V193H113ZM117 192V191H116ZM122 192V191H121ZM134 192V191H133ZM136 192V191H135ZM142 192V191H141ZM151 192V191H150ZM158 192V191H157ZM164 192V191H163ZM177 192V191H176ZM186 192V191H185ZM208 193L210 192V191H207ZM226 192V191H225ZM229 193H230V191H228ZM7 193V192H6ZM12 193V192H11ZM18 193V192H17ZM26 193V192H25ZM25 193H24V195H25ZM31 193V192H30ZM73 193V192H72ZM72 193L70 194V195H72ZM104 192H102V194H103ZM105 193H107V192H105ZM104 193V194H105ZM137 193V192H136ZM156 193V192H155ZM159 193V192H158ZM158 193L156 194V195H158ZM162 193V192H161ZM175 193V192H174ZM173 193V194H174ZM206 193V192H205ZM204 193V194H205ZM207 193V194H208ZM210 193H212V192H210ZM215 193V192H214ZM218 193V192H217ZM225 194L224 193V195L223 196H225V199L226 200H228L229 201V198H231V195H234V194ZM237 193V192H236ZM244 193V192H243ZM260 193V194H259ZM258 194L257 193H255V194H257V195H255L254 193L252 194V195H254V197H251V198H247V200H245V205L243 204V202H242V204L244 205H239V206H241L239 209H237V211H235L236 209L234 208V209H232V210H234L233 212H232V210H230V211H223L221 208H223V207H221L220 209L222 210L221 211V214H220V210H215V211H210V208H209V210H207L206 208H207V202L205 203L206 204V208H204V206H203V208H204V210L206 209V211H204V212H206V214H205V216H204V218L202 219L203 220V222L204 223H202V224H204V228H207V229H209L210 231H212V232H216V234H217V232L219 233V232H224V231H226L227 232V230H230L231 231V229H233L232 230V233H234L235 231H234V229H236L237 230V228L238 229H241V231H242V228L241 227H243V228H245L244 226L245 225H247V223H249L251 220H252V218H254V216H257L256 215V213L258 212V211H263L264 210V191H263V193L261 194V191L259 192ZM14 194H16V193H14ZM34 194V193H33ZM67 193H65V195H66ZM77 194V193H76ZM79 194H82V193H79ZM88 194V193H87ZM98 194V193H97ZM99 194V195H100ZM101 194V195H102ZM111 194V193H110ZM110 194H106V195H110ZM130 194V193H129ZM133 194H135V193H133ZM133 194H131V195H133ZM179 194V193H178ZM177 194V195H178ZM195 194V193H194ZM238 194V193H237ZM242 194V193H241ZM19 195V194H18ZM22 195V194H21ZM20 195V196H21ZM27 195H29V193L27 194ZM46 195V194H45ZM63 195H64V193H63ZM65 195L62 197H60V198H65ZM83 195H85V193L83 194ZM99 195H98V197H99ZM100 195V196H101ZM105 195V196H106ZM120 195V194H119ZM118 195V196H119ZM145 195H148V194H145ZM152 195V194H151ZM154 195V194H153ZM152 195V196H153ZM159 195H160V193H159ZM169 195V194H168ZM186 195V194H185ZM184 195V196H185ZM191 195V194H190ZM196 195V194H195ZM199 195V194H198ZM209 195V194H208ZM220 195H222V194H220ZM219 195V196H220ZM236 195V194H235ZM234 195V196H235ZM239 195V194H238ZM3 196V194H1V196L0 197H2ZM7 196V195H6ZM5 196V197H6ZM14 196V195H13ZM26 196V195H25ZM77 196V195H76ZM88 196V195H87ZM87 196L85 197V199H83V200H88L89 198H87ZM91 195L89 194V197H90ZM104 196V197H105ZM107 196V197H108ZM113 196V194H111V196H109V198L111 199V197ZM115 196V195H114ZM122 196V195H121ZM126 196V195H125ZM138 196H140V195H138ZM200 196V195H199ZM198 196V197H199ZM202 196V195H201ZM200 196V197H201ZM210 196V195H209ZM217 196V195H216ZM215 196V197H216ZM237 196V195H236ZM245 196H247V195H245ZM4 197V198H5ZM18 198H20L19 196H17ZM28 197H30V196H28ZM43 197V196H42ZM69 197V196H68ZM71 197V196H70ZM75 197V196H74ZM79 197V196H78ZM81 197V196H80ZM83 197V196H82ZM92 197V196H91ZM103 197V198H104ZM137 197V196H136ZM143 197V196H142ZM150 197V196H149ZM162 197H163V195H162ZM180 197H181V194H180ZM186 197H188V196H186ZM197 197V198H198ZM203 197H206L205 195L203 196ZM211 197V196H210ZM210 197H206V198H210ZM228 199H227V198ZM233 197V196H232ZM237 197H240V196H237ZM244 197V195L242 196V198ZM247 197H249V195L247 196ZM67 198V197H66ZM65 198V199H66ZM77 198V197H76ZM87 198V199H86ZM103 198H102V200H100L101 198H97V199H99L100 201H103L104 202V200H107L106 202H108V200L109 199H107L106 197V199H104L103 200ZM116 198H117V196H116ZM177 198H178V196H177ZM191 198V197H190ZM206 198H204V199H206ZM214 198V197H213ZM212 197H211V199H213ZM224 198V197H223ZM236 198V197H235ZM241 198V197H240ZM11 199V198H10ZM23 199V198H22ZM71 199V198H70ZM79 198H77V201H80V200H78ZM186 199V198H185ZM192 199V198H191ZM203 198H201V200H202ZM217 199H218V197H217ZM232 199V198H231ZM233 199H234V197H233ZM238 199V198H237ZM246 199V198H245ZM0 200H1V202H2V200L3 199H1L0 198ZM5 200V199H4ZM14 200H17V201H15V202H19V200L18 199H14ZM24 200V199H23ZM26 200V199H25ZM64 200V199H63ZM67 200V199H66ZM138 200H139V198H138ZM141 200H142V198H141ZM146 200V199H145ZM148 200V199H147ZM149 200H151L150 198H149ZM181 200V199H180ZM187 200V199H186ZM194 200L196 201V199H195V197H194ZM197 200H199V198L197 199ZM207 200V199H206ZM220 200H221V198H220ZM225 200V201H226ZM244 200V199H243ZM242 200V201H243ZM7 201H9L8 200V198H7ZM65 201V200H64ZM93 201H95V203H94V207L95 206H97L96 205V202H98L96 199L95 200H93ZM92 201V202H93ZM99 201V202H100ZM127 201V200H126ZM128 201H129V199H128ZM136 201V200H135ZM152 201V200H151ZM157 201H158V197H157ZM162 201H164V200H162ZM188 201V200H187ZM189 201L191 202V200L189 199ZM193 201V200H192ZM204 201V200H203ZM212 202H213V200H211ZM224 201V202H225ZM227 201V202H228ZM239 202H240V200H238ZM238 201H236L237 202V204L239 203ZM3 202H5V201H3ZM10 202H14V201H11L10 200ZM22 203H23V201H21ZM86 202H89V200L88 201H85V203ZM92 202L90 203V205H89V210L88 211H90V212H94V211H91L92 209H90V207H91V204H92ZM114 202V201H113ZM139 202H140V200H139ZM144 202V201H143ZM148 202V201H147ZM197 202V201H196ZM199 202H201V201H199ZM198 202V203H199ZM215 203H217L216 201H214ZM234 202V201H233ZM6 203V202H5ZM9 202H7V204H8ZM63 203V202H62ZM67 204H66V206H69L68 205V202H66ZM70 203V202H69ZM74 203V202H73ZM73 203L72 204H70V205H73ZM79 203V205L81 204L82 205V203L81 202H78ZM105 203V202H104ZM117 203V202H116ZM129 203V202H128ZM127 203V204H128ZM141 203V202H140ZM162 203V202H161ZM165 203V202H164ZM163 203V204H164ZM168 203V202H167ZM171 202H169V204H170ZM176 203V202H175ZM180 203V202H179ZM187 203V202H186ZM202 203V202H201ZM209 203V202H208ZM219 203V202H218ZM223 203V202H222ZM229 203H231V201L229 202ZM11 204V203H10ZM14 204V203H13ZM98 204V203H97ZM100 205L102 204V202L101 203H99ZM106 204V203H105ZM137 204V207H138V203H136ZM160 204V203H159ZM178 204V203H177ZM176 204V205H177ZM192 204H194V201H193V203ZM235 205H236V203H234ZM12 205V204H11ZM21 205V204H20ZM61 205V204H60ZM59 205V206H60ZM75 205H77L76 204V202H75V204L73 205V209L74 208H76V207H74ZM78 205V206H79ZM86 205H88V203H86ZM86 205H83L86 209H87V206ZM93 205V204H92ZM102 205H104V204H102ZM108 205V204H107ZM110 205H111V202H110ZM113 205V204H112ZM112 205L110 206L111 208H112ZM154 205V204H153ZM165 205V204H164ZM181 205V204H180ZM186 205H188V203L186 204ZM185 205V206H186ZM191 205V204H190ZM189 205V206H190ZM201 205V204H200ZM202 205H204V204H202ZM213 205H214V203H213ZM212 205V206H213ZM216 205V204H215ZM218 205V204H217ZM6 206V205H5ZM13 206V205H12ZM17 206V205H16ZM65 206V207H66ZM118 206V205H117ZM148 206V205H147ZM162 206V205H161ZM160 206V207H161ZM166 206V205H165ZM168 206V205H167ZM182 206V205H181ZM192 206V205H191ZM190 206V207H191ZM198 206V205H197ZM211 206V205H210ZM211 206V207H212ZM220 206H222V205H220ZM226 206H228V205H226ZM232 206V205H231ZM230 206V207H231ZM2 207V206H1ZM8 207H10V206H8ZM84 207H81L80 206V208H84ZM93 207V206H92ZM98 208L99 207H101V206H97ZM104 207V206H103ZM103 207H101V208H103ZM137 207H136V209H137ZM140 207V206H139ZM171 207V206H170ZM184 207V206H183ZM183 207H181V209L183 208ZM187 207V206H186ZM200 207H202V206H200ZM209 207V206H208ZM96 208V207H95ZM94 208V209H95ZM149 208V207H148ZM152 208V207H151ZM172 208V207H171ZM177 208H178V206H177ZM185 208V207H184ZM183 208V209H184ZM213 208V207H212ZM212 208H211V210H212ZM215 208H216V206H215ZM219 208V207H218ZM226 208V207H225ZM2 209V208H1ZM50 209H52V208H50ZM49 209V210H50ZM65 209V208H64ZM68 209V207L65 209V211H64V213H66V210ZM77 209V208H76ZM86 209H84L85 210V213H84V211H83V213L84 214H86V213H88V211H86ZM107 209H109V208H107ZM139 209V208H138ZM145 209V208H144ZM157 209V208H156ZM162 209V208H161ZM164 209V208H163ZM162 209V210H163ZM165 209H167V208H165ZM168 209H169V206H168ZM174 209V208H173ZM172 209V210H173ZM181 209H176V210H180L181 211ZM2 210H4V209H2ZM9 210H11L10 208H9ZM14 210V209H13ZM20 210V209H19ZM60 210V209H59ZM63 210V209H62ZM68 210H71V213L70 214H72V217H73V219L75 218L74 216L75 215H77V214H75L74 213V211H73V213H72V209H68ZM78 210H79V208H78ZM95 210H98V209H95ZM100 210V209H99ZM103 210V209H102ZM148 210V209H147ZM149 210H150V208H149ZM159 210V209H158ZM157 210V211H158ZM170 210V209H169ZM175 210V209H174ZM185 210V209H184ZM184 210H182V211H184ZM187 210H189L188 208L186 209V211ZM194 209H192V211H193ZM198 210H200V208L198 209ZM203 210V209H202ZM12 211V210H11ZM34 211V210H33ZM52 211V210H51ZM61 211V210H60ZM77 211V210H76ZM104 212H105V209L103 210ZM111 211H113V210H111ZM117 211V210H116ZM115 211V212H116ZM120 211V210H119ZM129 211V210H128ZM127 211V212H128ZM137 211V210H136ZM141 211V210H140ZM142 211H144V210H142ZM152 211H153V209H152ZM191 211V212H192ZM219 211V212H218ZM2 212V211H1ZM3 212H5V211H3ZM46 212V211H45ZM57 212V211H56ZM70 212V211H69ZM69 212H67V213H69ZM90 212H89V214H90ZM98 212H100V211H98ZM106 212H108V211H106ZM105 212V213H106ZM126 212V211H125ZM169 212H171V211H169ZM179 212V211H178ZM178 212H175V213H173V214H176V213H178ZM199 212V211H198ZM11 213V212H10ZM13 213V212H12ZM38 213V212H37ZM47 213H48V211H47ZM47 213H45V214H47ZM79 213H82V209L80 210V212L78 211V214ZM159 213V212H158ZM181 213V212H180ZM187 213H189V215H191L190 214V212L188 211V212H186V214ZM193 213V212H192ZM260 213V212H259ZM262 213V212H261ZM264 213V212H263ZM31 214H34V213H30V215ZM58 214V213H57ZM60 214H62V213H60ZM73 214H75V215H73ZM89 214H87V216L89 215ZM95 214V213H94ZM101 214V213H100ZM127 214H129V213H127ZM131 214V213H130ZM170 214H172V213H170ZM181 214H183V213H181ZM180 214V215H181ZM186 214H185V217H186ZM200 213H198V214H196V220H197V216L199 215ZM218 214H220V215H218ZM39 215V214H38ZM65 215V214H64ZM81 214H79V216H80ZM91 216H92V213L90 214ZM109 215H110V213H109ZM117 215V214H116ZM118 215H119V213H118ZM144 215V214H143ZM152 215V214H151ZM150 215V216H151ZM154 215H155V213H154ZM158 215V214H157ZM159 215H160V213H159ZM163 215H165V214H163ZM179 215V216H180ZM262 215H264V214H262ZM261 214H260V216H262ZM60 216V215H59ZM66 216H68L67 214H66ZM65 216V217H66ZM78 215H77V217H79ZM113 216H115V215H113ZM121 216V215H120ZM175 216V215H174ZM178 216V215H177ZM176 216V217H177ZM193 216H195V215H193ZM203 216H201V217H203ZM61 217H62V215H61ZM69 217V216H68ZM68 217H67V219H68ZM82 217V216H81ZM84 217H86V215H84ZM83 217V218H84ZM97 217V216H96ZM99 217V216H98ZM117 217V216H116ZM126 217H127V215H126ZM131 217V216H130ZM130 217H129V219H130ZM135 217V216H134ZM137 217H139L138 216V214H137ZM164 217V216H163ZM189 218H190V216H188ZM201 217H199L198 219H201ZM43 218V217H42ZM100 218V217H99ZM105 218V217H104ZM141 218V217H140ZM152 218V217H151ZM158 218H159V216H158ZM169 217H167L166 218V220L168 219ZM171 218V217H170ZM179 218V217H178ZM182 218V217H181ZM192 218V217H191ZM194 218V217H193ZM192 218V219H193ZM259 218V217H258ZM261 218V217H260ZM259 218V219H260ZM262 218H263V216H262ZM63 220H65V218H64V216H63V218H62ZM69 219L74 223V222H76V218H75V221H73L70 217H69ZM78 219V218H77ZM103 219V218H102ZM118 219H119V216H118ZM136 219V218H135ZM144 219V218H143ZM156 219V218H155ZM160 219H162V217L160 218ZM256 219V218H255ZM1 220V219H0ZM8 220H10V219H8ZM25 220V219H24ZM38 220V219H37ZM55 220V219H54ZM79 220H80V218H79ZM81 220H82V218H81ZM93 220V219H92ZM99 220V219H98ZM114 220H115V217H114ZM117 220V219H116ZM120 220V219H119ZM125 220V219H124ZM134 220V219H133ZM150 220H152V219H150ZM149 219H148V221H150ZM156 220H158V219H156ZM195 220V219H194ZM261 220V219H260ZM263 220V219H262ZM261 220V221H262ZM46 221V220H45ZM60 221H61V219H60ZM66 221V220H65ZM71 221H70V223H71ZM84 221V220H83ZM87 221V220H86ZM95 221H96V219H95ZM121 221V220H120ZM145 221V220H144ZM147 221V222H148ZM160 221V220H159ZM168 221H170V220H168ZM254 221V220H253ZM253 221H251V225H250V227L252 226V222ZM264 221V220H263ZM4 222V221H3ZM27 222V221H26ZM78 222V221H77ZM91 222V221H90ZM109 222V221H108ZM131 223H132V221H130ZM146 222V221H145ZM163 223L164 222H166L165 220H163L162 221ZM180 222V221H179ZM188 222V221H187ZM255 222H257V220H255ZM5 223V222H4ZM69 223V222H68ZM95 223V222H94ZM105 223H106V221H105ZM124 223H125V221H124ZM127 223V222H126ZM129 223V222H128ZM135 223V222H134ZM151 223V222H150ZM155 223V222H154ZM196 223H198V221H196ZM24 224V223H23ZM79 224V223H78ZM80 224H82V223H80ZM87 224H89L88 222H87ZM92 224V223H91ZM100 224H101V222H100ZM99 224V225H100ZM103 224V223H102ZM115 224H117L116 222H115ZM137 224V223H136ZM160 224V223H159ZM158 224V225H159ZM169 223H167V225H168ZM199 224V223H198ZM201 224V223H200ZM250 224V223H249ZM256 224V223H255ZM32 225V224H31ZM53 225V224H52ZM61 225V224H60ZM64 225V224H63ZM63 225H62V227H63ZM90 225V224H89ZM94 225V224H93ZM96 225V224H95ZM123 225V224H122ZM126 225V224H125ZM128 225V224H127ZM126 225V226H127ZM132 225V224H131ZM144 225V224H143ZM146 225V224H145ZM150 225H152V224H150ZM149 225V226H150ZM155 225V224H154ZM192 225V224H191ZM195 225V224H194ZM194 225H192L193 227H194ZM258 225H260V224H258ZM26 226V225H25ZM97 226V225H96ZM100 226H102V225H100ZM115 226H117V225H115ZM119 226V225H118ZM129 226V225H128ZM138 226V225H137ZM165 226V225H164ZM174 226V225H173ZM180 226V225H179ZM198 226V225H197ZM256 226V225H255ZM254 226V227H255ZM263 226V225H262ZM40 227H41V225H40ZM43 227V226H42ZM47 227H48V225H47ZM67 227V226H66ZM73 227V226H72ZM83 227V226H82ZM89 227V226H88ZM87 227V228H88ZM141 227V226H140ZM139 227V228H140ZM152 227H153V225H152ZM155 227V226H154ZM157 227V226H156ZM162 227V226H161ZM160 227V228H161ZM170 227V226H169ZM183 227V226H182ZM191 227V226H190ZM189 227V228H190ZM192 227V228H193ZM248 227H249V225H248ZM259 226H257V228H258ZM77 228V227H76ZM81 228V227H80ZM85 228V227H84ZM84 228H82V229H84ZM98 228V227H97ZM100 228V227H99ZM113 228L114 229H116L114 226H113ZM112 228V229H113ZM121 228H122V226H121ZM120 228V229H121ZM127 228V227H126ZM136 228V227H135ZM142 228V227H141ZM145 228V227H144ZM147 228H149V227H147ZM147 228H146V230H147ZM163 228V227H162ZM188 228V229H189ZM253 228V227H252ZM256 228V227H255ZM256 228V229H257ZM18 229V228H17ZM44 229V228H43ZM48 229V228H47ZM75 229V228H74ZM79 229V228H78ZM78 229H77V233H78ZM95 229V228H94ZM183 229H185V228H183ZM183 229H182V231H183ZM187 229V230H188ZM194 229H195V227H194ZM198 229V228H197ZM254 229V228H253ZM252 229V230H253ZM255 229V230H256ZM262 229V228H261ZM73 230V229H72ZM71 230V231H72ZM80 230V229H79ZM87 230V229H86ZM85 229H84V231H86ZM97 230V229H96ZM110 230V229H109ZM119 230V229H118ZM124 230V229H123ZM127 230H129V228L127 229ZM133 230H135V229H133ZM138 230V229H137ZM162 230V229H161ZM160 230V231H161ZM164 230V229H163ZM180 230V229H179ZM98 231V230H97ZM101 231V230H100ZM126 231V230H125ZM136 231V230H135ZM152 231V230H151ZM155 231V230H154ZM154 231H152V232H154ZM157 231V230H156ZM167 231V230H166ZM169 231V230H168ZM167 231V232H168ZM190 231H191V229H190ZM189 231V232H190ZM203 231H205L204 229H203ZM234 231V232H233ZM241 231L239 232L240 233V235H241ZM258 231H259V229H258ZM258 231H256L257 232V234L261 231V234L262 235H264V230H260L259 232ZM42 232V231H41ZM58 232V231H57ZM69 232V231H68ZM74 232H75V230H74ZM82 232V231H81ZM119 232V231H118ZM131 232H132V230H131ZM134 232V231H133ZM188 232V233H189ZM201 233H202V230L200 231ZM209 232V231H208ZM221 232V233H222ZM245 232H246V230H245ZM256 232H254V233H256ZM94 233V232H93ZM99 233V232H98ZM101 233V232H100ZM107 233H109V232H107ZM113 233V232H112ZM138 233V232H137ZM137 233H136V235H137ZM142 233H144V232H142ZM156 233V232H155ZM161 233V232H160ZM163 233V232H162ZM196 233V232H195ZM210 233V232H209ZM220 233V234H221ZM231 233V232H230ZM229 233V234H230ZM248 233V232H247ZM252 233H253V231H252ZM253 233V234H254ZM60 234V233H59ZM65 234V233H64ZM106 234V233H105ZM115 234V233H114ZM121 234V233H120ZM123 234H126V233H123ZM152 234H154V233H152ZM165 234H167L166 232H165ZM168 234H169V232H168ZM177 234V233H176ZM187 235V234H185V232L183 233H181V235ZM194 234V233H193ZM219 234V235H220ZM223 234V233H222ZM225 234V233H224ZM223 234V235H224ZM228 234V235H229ZM249 235L251 234V233H248ZM257 234H254L255 236H258L259 237V235L260 236H262L260 233H259V235H257ZM102 235V234H101ZM109 235V234H108ZM122 235V234H121ZM128 235V234H127ZM131 235H132V233H131ZM155 235V234H154ZM180 235V234H179ZM179 235H178V237H179ZM192 235V234H191ZM213 235V234H212ZM219 235H217V237L219 236ZM222 235V237H224ZM237 235V234H236ZM244 235V234H243ZM61 236V235H60ZM66 236V235H65ZM95 236V235H94ZM110 236V235H109ZM118 236V235H117ZM120 236V235H119ZM123 236V235H122ZM130 235H128V237H129ZM138 236V235H137ZM156 236H157V233H156ZM176 236V235H175ZM188 236H190V235H188ZM187 236V237H188ZM198 236V235H197ZM210 236V235H209ZM233 236V235H232ZM253 236V235H252ZM98 237V236H97ZM105 237H106V235H105ZM116 237V236H115ZM145 237V236H144ZM150 237V236H149ZM158 237H162V236H158ZM170 237H172V236H170ZM177 237V236H176ZM181 237V236H180ZM192 237V236H191ZM190 237V238H191ZM196 237V236H195ZM213 237H215V236H213ZM225 237H227V240H229L228 239V236H225ZM241 237V236H240ZM243 237V236H242ZM241 237V238H242ZM257 237V238H258ZM62 238V237H61ZM93 238V237H92ZM96 238V237H95ZM102 238V237H101ZM109 238V237H108ZM123 238V237H122ZM121 238V239H122ZM124 238H125V236H124ZM148 238V237H147ZM164 238V237H163ZM166 238H168V237H166ZM173 238V237H172ZM186 238V237H185ZM200 238V237H199ZM212 238V237H211ZM236 238V237H235ZM238 238V237H237ZM248 238H249V236H248ZM256 238V239H257ZM262 238H264V237H262ZM107 239V238H106ZM119 239V238H118ZM150 239V238H149ZM155 239V238H154ZM159 239V238H158ZM174 239H175V237H174ZM178 239V238H177ZM187 239V238H186ZM209 239V238H208ZM245 239V238H244ZM252 239V238H251ZM250 239V240H251ZM255 239V238H254ZM254 239H252V240H254ZM101 240V239H100ZM120 240V239H119ZM146 240H148V239H146ZM173 240V239H172ZM193 240V239H192ZM216 240H218V239H216ZM220 240V239H219ZM237 240V239H236ZM241 240V239H240ZM17 241V240H16ZM22 241V240H21ZM85 241V240H84ZM88 241V240H87ZM96 241V240H95ZM109 241V240H108ZM117 241V240H116ZM116 241H114V242H116ZM125 241V240H124ZM153 241V240H152ZM167 241V240H166ZM165 241V242H166ZM178 241V240H177ZM187 241V240H186ZM190 241V240H189ZM188 241V242H189ZM197 241V240H196ZM199 241V240H198ZM209 241V240H208ZM207 241V242H208ZM19 242V241H18ZM118 242H120V241H118ZM122 242V241H121ZM127 242V241H126ZM148 243H143V242H141V243H139V242H137V245L135 244V241H134V243H132V244H128L129 246L131 245L132 247H131V249H128L127 248V250H125L124 251V254L126 253V256L128 255V257L130 256L129 254H131V255H134V253L135 254H139V252H145L146 253V251L147 252H151V250H147L146 248H144V247H147V246H151L152 245V243L150 242V241H147ZM154 242V241H153ZM159 242V241H158ZM161 242V241H160ZM173 242V241H172ZM181 242V241H180ZM184 242H185V240H184ZM213 242V241H212ZM234 241H232V243H233ZM240 242V241H239ZM260 242V241H259ZM9 243V242H8ZM24 243V242H23ZM78 243V242H77ZM80 243V242H79ZM99 243V242H98ZM131 243V242H130ZM138 243H139V245H141L143 248H141V246H140V248L139 247H136V246H138ZM178 243H179V241H178ZM204 243V242H203ZM56 244V243H55ZM94 244V243H93ZM96 244V243H95ZM100 244V243H99ZM102 244V243H101ZM156 244V243H155ZM158 244V243H157ZM167 244V243H166ZM165 244V245H166ZM169 244V243H168ZM195 244V243H194ZM206 244V243H205ZM260 244V243H259ZM15 245H17V244H15ZM19 245V244H18ZM44 245V244H43ZM52 245V244H51ZM73 245V244H72ZM89 245H91V244H88V246ZM113 245H115V244H113ZM122 245H124V242H123V244ZM136 245V246H135ZM153 245H154V243H153ZM175 245H176V243H175ZM187 245V244H186ZM192 245V244H191ZM197 245V244H196ZM207 245V244H206ZM242 245H244V244H242ZM262 245V244H261ZM24 246V245H23ZM29 246V245H28ZM111 246V245H110ZM119 246H121V245H119ZM135 246V248H139V249H134L133 247ZM170 246H172V245H170ZM183 246V245H182ZM202 246V245H201ZM200 246V247H201ZM230 246V245H229ZM234 246V245H233ZM263 246V245H262ZM74 247V246H73ZM87 247V246H86ZM97 247V246H96ZM95 247V249H97ZM118 247V246H117ZM116 247V248H117ZM156 247V246H155ZM154 247V248H155ZM245 247H247V246H245ZM252 247V246H251ZM25 248H26V245H25ZM43 248V247H42ZM46 248V247H45ZM75 248H77L76 247V245H75ZM147 248H149V247H147ZM169 248V247H168ZM174 248V247H173ZM193 248V247H192ZM234 248V247H233ZM78 249H80V248H78ZM87 249H89V247L87 248ZM101 249V248H100ZM120 249V248H119ZM142 249V250H141ZM172 249V248H171ZM182 249V248H181ZM189 249V248H188ZM187 249V250H188ZM196 249V248H195ZM226 249V248H225ZM39 250V249H38ZM44 250V249H43ZM60 250V249H59ZM76 250V249H75ZM93 250V249H92ZM111 250H114V249H111ZM170 250V249H169ZM213 250V249H212ZM217 250H218V248H217ZM222 250V249H221ZM28 251V250H27ZM36 251V250H35ZM46 251V250H45ZM49 251V250H48ZM51 251V250H50ZM62 251V250H61ZM84 251V250H83ZM87 251V250H86ZM101 251V250H100ZM116 251H117V249H116ZM156 250H154V252H155ZM159 251V250H158ZM163 251V250H162ZM162 251L160 252V253H162ZM167 251V250H166ZM176 251H178V250H176ZM30 252V251H29ZM72 252V251H71ZM78 252H79V250H78ZM95 252V251H94ZM109 252H110V250H109ZM119 252V251H118ZM154 252H151V254H148V255H153L152 253H154ZM157 252V251H156ZM181 252V251H180ZM179 252V253H180ZM226 252V251H225ZM19 253V252H18ZM48 253V252H47ZM51 253V252H50ZM54 253V252H53ZM70 253V252H69ZM73 253V252H72ZM76 253V252H75ZM100 253V252H99ZM114 253H116V255H117V252H113V255H115ZM120 253V252H119ZM123 253V252H122ZM176 253V252H175ZM224 253V252H223ZM234 253V252H233ZM22 254V253H21ZM32 254V253H31ZM90 254V253H89ZM111 254V253H110ZM123 254V255H124ZM143 254V253H142ZM159 254V253H158ZM170 254V253H169ZM177 254V253H176ZM207 254V253H206ZM211 254V253H210ZM227 254V253H226ZM229 254V253H228ZM230 254H232V253H230ZM230 254H229V257H230ZM235 254V253H234ZM244 254H246V253H244ZM30 255V254H29ZM42 255H44V254H42ZM52 255V254H51ZM63 255H64V253H63ZM98 255V254H97ZM113 255H110V256H113ZM122 255V256H123ZM161 255V254H160ZM165 255V254H164ZM180 255V254H179ZM238 255H239V257H241L240 256V254L238 253ZM251 255V254H250ZM250 255H247V256H250ZM24 256H25V254H24ZM58 256V255H57ZM60 256H62V254L60 255ZM64 256H66V255H64ZM135 256V255H134ZM144 256V255H143ZM155 256V255H154ZM157 257H158V255H156ZM155 256V257H156ZM163 256V255H162ZM208 256H210L209 254H208ZM235 256V255H234ZM31 257V256H30ZM63 257V256H62ZM87 257V256H86ZM85 257V258H86ZM90 257H91V255H90ZM116 257H118V255L116 256ZM116 257H114V258H116ZM120 257V256H119ZM118 257V258H119ZM178 257V256H177ZM176 257V258H177ZM188 257V256H187ZM192 257V256H191ZM202 257H204V256H202ZM236 257V256H235ZM234 257V258H235ZM245 257V256H244ZM8 258V257H7ZM20 258V257H19ZM27 258V257H26ZM36 258V257H35ZM61 258V257H60ZM64 258V257H63ZM80 258H83V257H80ZM92 258V257H91ZM94 258V257H93ZM123 258V257H122ZM149 258V257H148ZM166 258V257H165ZM164 258V259H165ZM171 258H172V256H171ZM174 258V257H173ZM173 258H172V260H173ZM190 258V257H189ZM215 258V257H214ZM213 258V259H214ZM221 258V257H220ZM222 258H224L223 256H222ZM222 258H221V260H222ZM245 258H247V257H245ZM2 259V258H1ZM9 259H11V258H9ZM15 259H17V258H15ZM29 259V258H28ZM55 259V258H54ZM75 259V258H74ZM96 259V258H95ZM152 259H153V257H152ZM157 260H158V258H156ZM167 259V258H166ZM179 259H181V258H179ZM208 259V258H207ZM212 259V258H211ZM217 259V258H216ZM233 259V258H232ZM251 259V258H250ZM13 260H14V258H13ZM21 260V259H20ZM23 260H25L24 258H23ZM34 260V259H33ZM37 260V259H36ZM39 260V259H38ZM52 260V259H51ZM59 260V259H58ZM64 260V259H63ZM68 261H69V259H67ZM70 260H72V259H70ZM80 260H82V259H79V261L78 262H80ZM83 260H84V258H83ZM128 260H129V258H128ZM149 259H147V261H148ZM155 260V259H154ZM153 260V261H154ZM183 260V259H182ZM190 260V259H189ZM215 260V259H214ZM213 260V261H214ZM234 260V259H233ZM7 261V260H6ZM15 261V260H14ZM26 261V260H25ZM39 261H42V260H39ZM48 261V260H47ZM55 261V260H54ZM65 261V260H64ZM67 261V262H68ZM74 261V260H73ZM85 261V260H84ZM115 261V260H114ZM135 261V260H134ZM171 261V260H170ZM187 261V260H186ZM206 261V260H205ZM217 261V260H216ZM227 261V260H226ZM243 261V260H242ZM241 261V262H242ZM248 261H249V259H248ZM248 261H246V262H248ZM46 262V261H45ZM63 262V261H62ZM66 262V263H67ZM72 262V261H71ZM83 262V261H82ZM81 262V263H82ZM87 262V261H86ZM116 262V261H115ZM127 262V261H126ZM152 262V261H151ZM150 262V263H151ZM155 263H156V261H154ZM158 262V261H157ZM169 262V261H168ZM236 262V264H237V261H235ZM239 262H240V259H239ZM256 262H258V261H256ZM13 263V262H12ZM34 263V262H33ZM37 263V262H36ZM48 263V262H47ZM60 263V262H59ZM65 263V264H66ZM88 263H90V262H88ZM143 263V262H142ZM150 263H148L147 262V264H150ZM160 263H161V259H160ZM166 263V262H165ZM164 263V264H165ZM175 263V262H174ZM202 263V262H201ZM206 263V262H205ZM217 263V262H216ZM8 264V263H7ZM11 264V263H10ZM43 264V263H42ZM57 264V263H56ZM64 264V263H63ZM152 264V263H151ZM158 264H159V262H158ZM182 264H183V262H182ZM212 264V263H211ZM239 264V263H238ZM241 264V263H240ZM248 264V263H247Z\"/></svg>", "mask_w": 264, "mask_h": 264}]
</instances>
